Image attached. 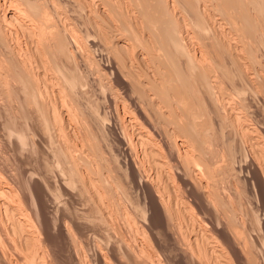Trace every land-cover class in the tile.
<instances>
[{"label":"rangeland","instance_id":"rangeland-1","mask_svg":"<svg viewBox=\"0 0 264 264\" xmlns=\"http://www.w3.org/2000/svg\"><path fill=\"white\" fill-rule=\"evenodd\" d=\"M26 1V2H25ZM41 1V2H40ZM43 1V2H42ZM56 1V2H55ZM70 1V2H69ZM89 1V2H88ZM106 1H108V4H107V2ZM116 1V2H115ZM118 1V2H117ZM123 1V2H122ZM139 0H111V1H109V0H87V2L85 1V0H49V1H47V0H31V2H30V0H13V2L10 4V2L9 1H7V2H5L4 0L2 1V0H0V74H1V76H0V175H3L4 177V179H5V181H6V183H7V185L10 187V188H13V189H11L12 190V192H11V190H9V191H6V192H4V191H0V217L2 218V219H4L5 220V222L7 223V221H9L10 220V218L11 217H9L10 215H8V214H10V213H8V212H5L4 211V209H6V208H4V206H6V205H4V203H7L8 205H12L13 207H15V210H16V208L17 209H20L21 210V212L23 211V212H25L26 214H28L27 216H28V218L31 220L30 222H32V223H30L29 221V225H31L32 226V224L34 225V226H30V228H28V227H25V231H23V229L22 228H20V230L22 231H19V229L18 228H16V230L17 231H15V233H14V237H15V239H16V243L18 244V243H21V241H22V247H21V244L19 245V246H17V247H19V248H16V246H15V248H16V250L14 249V248H11V247H9L8 248V251H10L9 252V255H11L10 256V260L13 262V264H20V263H18V262H20L19 260L20 259H18L19 257V255L20 254H22L23 255V253H22V251L25 253V254H31V252H33L34 253V250H37L38 251V247L40 248V252L38 253L37 252V254H38V256L40 257L41 255H42V253H43V259L40 257V260H42V262H44V261H46V263L47 264H49L50 262H51V260H52V263H50V264H53L54 262V260L53 259H56V261L55 262H58V263H54V264H77L78 262L80 263V264H148L149 262V260H151L152 259V261H153V263H154V261H155V264H195V261L194 260H190V259H188L187 261L186 260H181L182 258H180L181 256V253H180V251H179V246H183V247H185L186 245L187 246H189L190 244L191 245H195V242H193V240H194V237H198L199 235H200V237H203L202 239H204V236L206 235H208V236H211L212 235V237L214 236L215 238L217 237V234H218V237H219V239H220V236H222V235H220V234H222V233H224L225 231H226V233L224 234V235H229V233L227 232V230L226 229H224V226L225 227H227V223L229 224V225H231V226H233V225H235V221L237 222V226H242V228L244 229L243 231L244 232H246V233H243V231H241V227H240V230H239V228H237V230H239V231H237V232H239V234H241V233H243V234H245L244 236H243V234H242V236L243 237H245L246 235H247V237H249V235H251L252 233H254L255 232V234L257 233V231L255 230L256 228H258V215H261L260 213L262 212H260V213H258L257 212V208H258V205L257 204H255V203H257V197H256V195H257V192H256V189H255V186H254V184H249V182H251V179H252V177L253 176H251V179L249 180V178H250V174L252 175L253 173H250V172H253L252 170H253V164H250V162L253 160V158L257 155V157H258V155H259V157H258V159L260 160L261 158H263L264 157V155H263V157L261 156V154H263V153H259V154H257V153H255L254 151L256 150V149H254V143H256V139L259 141V143H261V145H263L264 144V138H263V135H264V130H261V129H264V115L262 116V113L264 114V104H262L263 102H262V100H264V99H260V97H264V92H262V91H264V58H262V57H264L263 55H264V28H263V26H264V24H262L263 22H264V9H261V7H260V4L258 3V1L257 0H244V2H243V0H238V1H235L236 3L234 4L235 5V7L241 2V5L243 4L244 5V7L246 6V7H248L249 5V11H248V8H246L245 7V11H241L240 10V7L239 6H241V5H238V8H237V10H240L241 12H245V14L243 13H241V14H238L239 15V17L236 19V17L238 16V15H235L236 13H237V11H236V9L234 8V11H231L230 9H229V7L227 8V10H228V15H226L223 11H222V7H221V5H220V3L222 2L221 0H219L220 2L218 3L217 2V0H201V3H200V1L199 0H194V3H193V5H191V1L189 2V1H184V0H161V3H162V5L164 4L163 2H170L169 3V10L171 9V7H172V12H173V10H174V13H175V15H177L176 16V19L178 18V20H179V22H181V24L183 25V26H185L186 25V27L188 28L186 31H188V33L190 32V31H192V32H190L189 33V35L191 34L192 35V33H194L193 34V36H195V37H193V36H191L190 35V37H193V39L194 40H196V42H197V44L199 45V43H200V47H201V49H203L204 48V50H202V51H204L203 53V55H205L204 57H202V56H200V58L202 59H200V58H198L199 57V55H201V54H199L200 52H199V50H196V49H198V45L197 46H195V51H194V53L195 52H197L196 53V58H195V56H194V53H193V47H191L192 45L191 44H189L190 43V41L189 40H187L188 39V37H186V32H185V30L182 32V36L185 38L184 39V42H183V40H182V42L183 43H186V45H190V47H191V49H190V53H191V56H192V58H191V56H189L188 54H186L185 53V51L187 52V48L186 47H188V46H184L185 47V49H184V47L182 46V48L183 49H181L180 47H179V50L177 49L176 50V48L174 47V46H170L169 45V43L168 42H165L164 40H165V38H162L161 40H163L162 42L164 43V45H162L163 43L160 41V38L159 37H161V36H163L164 37V35H163V32H162V29L160 28H158V35H157V33H156V31H157V28H155V26H154V29H152L153 27L151 26L150 27V25L151 24H153V22L151 23V19L149 18H147L146 17V20L148 21H145V17H144V15L143 14H145V15H148L149 13H152V14H149L150 16H152L153 18L156 16V14H157V12L158 11H156V10H158V8H162V5H160L161 7H156L157 9H155V11H154V8H152L153 6L155 7V5L156 4H154L155 2H156V0H154L155 2L153 3V1L152 0H140V2L142 3V4H140V2H138ZM146 1V2H145ZM147 1H149V2H147ZM160 2V0H157V2ZM163 1V2H162ZM202 1H207L206 3H204V2H202ZM248 1H250V2H248ZM23 2V3H22ZM35 2V3H34ZM36 2H38V3H36ZM50 2V3H49ZM106 2V3H105ZM113 2V3H112ZM133 2V3H132ZM153 3L154 5L153 6H151V4H149V3ZM156 2V3H157ZM199 2V3H198ZM243 2V3H242ZM6 3V4H5ZM14 3V5L15 4H17V5H21L22 7H24V8H27V9H30V7L29 6H31V4H35L36 6H40V8H42L41 7V5H45V10L46 9H48L49 11H46V12H48L49 14L48 15H54L55 17H56V19H54L55 17H53L52 18V16H51V18H52V20H51V23H52V21H53V23H52V28H53V30L55 31V32H52L53 30H52V28L50 27V26H48V25H43V27H41L40 29H41V31H40V29H38L37 28V25L35 26V25H33V23L32 22H30V20L32 19V18H29V16L31 15L32 16V14H31V11L29 12V14H27L28 12H26V14L24 15V17H23V20H22V22L21 21H18V22H16V20H14V21H9L8 20V22L6 21V22H4V21H2V20H4V18H5V16H3V14L4 15H6V13H7V11H10V9L12 8V4ZM22 3V4H21ZM48 3V4H47ZM53 3V4H52ZM57 3V4H56ZM83 3V4H82ZM99 3V4H98ZM115 3H117V7H116V5H115ZM119 3V4H118ZM131 3V4H130ZM147 3H148V6H146L147 5ZM161 3H158V4H161ZM180 3V4H179ZM198 3V4H197ZM209 3H210V5H209ZM213 5H212V4ZM248 3V5H245V4H247ZM40 4V5H39ZM50 4H52L51 6H49ZM59 4V5H58ZM70 4V5H69ZM78 4V5H77ZM95 4H96V6H95ZM114 6H113V5ZM173 4V5H172ZM191 5V7H189L190 5ZM198 5V9L196 10L194 7V5ZM208 4V5H207ZM259 4V5H258ZM11 5V6H10ZM24 5V6H23ZM59 7H58V6ZM61 5V6H60ZM84 5V6H83ZM86 5H88V6H86ZM91 5V6H90ZM103 5V6H102ZM106 7H105V6ZM123 5V6H122ZM149 5H150V7H151V9L153 10H151L150 9V7H149ZM172 5V6H171ZM205 5V6H204ZM215 5V6H214ZM219 5H220V7H219ZM242 5V6H243ZM256 7H255V6ZM4 6H6V7H4ZM49 6V7H48ZM80 6V7H79ZM89 6H90V8H89ZM93 6V7H92ZM111 6H112V8H111ZM120 6V7H119ZM164 6V5H163ZM175 6V7H174ZM199 6L202 8V10H201V8H199ZM206 8V9H204L206 12L205 13H207L206 15H205V18H209L207 21H206V25H205V27L203 28V29H198V31L196 30V32H197V34H196V32H194L195 31V29H197V28H199V27H197L196 26V23H195V21H194V19H195V14L194 13H200V14H205V13H203L204 11H203V8L204 7ZM213 6V7H212ZM47 7V8H46ZM89 8V9H87V8ZM116 7V8H115ZM124 9H123V8ZM147 7V8H146ZM209 7V8H208ZM232 7H234V6H232L231 5V9H232ZM244 7H241V9L242 8H244ZM260 7V8H259ZM50 8V9H49ZM53 8V9H52ZM57 8V9H56ZM115 8V9H114ZM121 8H122V10H121ZM145 9L144 10V12H143V9ZM192 8H194V10L196 11H194ZM221 10H220V9ZM254 8V9H253ZM59 9V10H58ZM95 9V10H94ZM108 9H110L109 11H108ZM118 9V10H117ZM120 9V10H119ZM138 9H140L141 11H142V13H141V11L140 10H138ZM159 9V11L160 12H158V16H161V15H159L160 13H165L164 11H166V9H164V8H162V9H164V11H162V9L160 10ZM190 9H192L193 10V12L190 10ZM214 11H213V10ZM261 9V10H260ZM52 10V11H51ZM57 10V11H56ZM89 10H91V11H89ZM100 10V11H99ZM115 10V11H114ZM150 10V12H148ZM178 10V11H177ZM209 10V11H208ZM211 10V11H210ZM216 10V11H215ZM220 12H219V11ZM233 10V9H232ZM68 11V12H67ZM119 11V12H118ZM208 11V12H207ZM229 11H231V12H233V13H235L234 15H235V17H234V15H233V17L237 20H234V18H233V21H236V22H234L235 24H233V21H232V14L231 13H229ZM250 13L249 15H247V13L248 12ZM252 11V12H251ZM256 11V12H255ZM94 12V13H93ZM97 12V13H96ZM99 12V13H98ZM111 12L112 13H114V14H111ZM117 12V13H116ZM121 12V13H120ZM124 14H123V13ZM127 12V17H126V13ZM132 12H134V13H132ZM155 12V13H154ZM213 12H215V13H213ZM239 12V11H238ZM261 12H263V13H261ZM101 13V14H100ZM105 13V14H104ZM120 13V14H119ZM129 13V14H128ZM136 13H138V14H136ZM148 13V14H147ZM163 13H162V15H163ZM167 13L168 12H166V15H167ZM181 13V14H180ZM225 14V16H223L222 14ZM240 13V12H239ZM258 13V14H257ZM90 14V15H89ZM92 14V15H91ZM94 14H96L95 16H94ZM98 14V15H97ZM125 16V18H123L124 16ZM142 14V16L144 17H142V16H140ZM153 14H155L154 16H153ZM229 14H231V15H229ZM256 16V17H254V15ZM263 14V15H262ZM29 15V16H28ZM60 15V16H59ZM62 15V16H61ZM65 15V16H64ZM100 15V16H99ZM115 15V18L113 17ZM136 15V16H135ZM148 15V16H149ZM186 16V18H185V16ZM207 15H209L208 17H207ZM216 15V16H215ZM241 15V16H240ZM260 15V16H259ZM30 16V17H31ZM59 16V17H58ZM105 16V17H104ZM120 16H123V17H120ZM157 16V17H158ZM163 16H165V14L163 15ZM184 16V17H183ZM194 16V17H193ZM215 16V19H219V23L221 24H213L216 20L213 18V17ZM244 18H248V16L250 17L249 19H247V21L248 20H250L251 19V24H250V22H248V23H246L247 21L245 20V19H243V17ZM27 17V18H26ZM58 17V18H57ZM62 17V18H61ZM97 17V18H96ZM109 17V18H108ZM120 17V18H119ZM151 17V18H152ZM188 17H189V19H188ZM193 17V18H192ZM220 17H222V19L220 18ZM223 17H224V19H223ZM228 17V18H227ZM230 17V18H229ZM252 17H253V20H252ZM257 17L259 18L258 20H257ZM127 18V19H126ZM130 18H131V21H132V24L134 25H132L130 22L131 21H129L130 20ZM180 18V19H179ZM6 19V18H5ZM61 19V20H60ZM89 19H90V21H89ZM97 19V20H96ZM102 19V20H101ZM112 19V20H111ZM125 19V20H124ZM137 19H141V20H137ZM142 19H143V21H142ZM185 19V21H183ZM213 19V20H212ZM231 21H230V20ZM57 22H56V21ZM62 21V22H59V21ZM65 20H67V21H65ZM151 20V21H150ZM212 20V21H211ZM263 20V21H262ZM64 21V22H63ZM119 21V22H118ZM125 21H127V23L125 22ZM145 21V22H144ZM149 21H150V24H149ZM183 21V22H182ZM189 21V22H188ZM211 21V22H210ZM241 21V22H240ZM254 21V22H253ZM4 22V23H3ZM25 24H24V23ZM55 22V23H54ZM75 22V23H74ZM95 22V23H94ZM107 22H109V23H107ZM121 22V23H120ZM138 22V23H137ZM141 22V23H140ZM192 23V25H191V23ZM210 22V23H209ZM229 22V23H228ZM253 22V23H252ZM258 22V23H257ZM8 23H9V25H8ZM11 23V24H10ZM13 23V24H12ZM23 25H22V24ZM31 23V24H30ZM58 23H60V24H58ZM63 23V24H62ZM71 23V24H70ZM73 23V24H72ZM106 23V24H105ZM125 25H124V24ZM144 23V24H143ZM146 23V24H145ZM185 23V24H184ZM238 23H240L241 25H237ZM243 23V24H242ZM255 23V24H254ZM22 26H21V25ZM27 24V25H26ZM77 24V25H76ZM95 24V25H94ZM97 24V25H96ZM140 24H143V26L142 25H140ZM148 24V25H147ZM187 24H188V26H187ZM228 24V25H227ZM234 26H233V25ZM260 24V25H259ZM59 25H60V27H59ZM75 26V27H73V26ZM116 25V26H115ZM121 25V26H120ZM129 25H131V27L129 26ZM135 25H136V28H139L138 29V31L140 32L141 31V34L140 35H142V33L144 34V36H146V37H144V36H140V37H142V39H145L146 38V40L144 41V40H141L140 41V37H139V43L138 44H136L137 42L136 41H134V40H132L131 42H132V45H131V43H129L128 44V46H129V48H130V50H129V53H127V51H124L125 52V54H124V52L123 51H121L120 50V54L118 55V59H116L117 58V55L116 54H118L119 52H118V50H117V48H116V45L115 44H117V39H120L121 41H128V42H130L129 40H127L126 38V36H128V38H129V36L131 35V32H130V30H132L133 28L132 27H135ZM236 25V26H235ZM245 25V26H244ZM253 25V26H252ZM2 26V27H1ZM5 26H7V27H5ZM27 26V27H26ZM46 26H48L46 29H45V27ZM68 26V27H67ZM100 26H101V28H100ZM118 26V27H117ZM129 28H128V27ZM138 26V27H137ZM140 26V27H139ZM224 26V27H223ZM230 26V27H229ZM239 26V27H238ZM240 26H241V28H240ZM262 26V27H261ZM26 27V28H25ZM59 27V28H58ZM61 27H63V28H61ZM65 27H67V29L65 28ZM73 27V28H72ZM150 29H149V28ZM191 27V28H190ZM217 29H216V28ZM220 27V28H219ZM222 27V28H221ZM235 27H236V29H235ZM252 27H253V29H252ZM3 28H6V29H3ZM16 28V29H15ZM22 28V29H21ZM24 28V29H23ZM42 28H44V30H42ZM51 29V31H50V29ZM97 28H99V29H97ZM107 30H106V29ZM122 28V29H121ZM132 28V29H131ZM143 29V31H142V29ZM193 28V29H192ZM225 28V29H224ZM232 28V29H231ZM238 28V29H237ZM256 28V29H255ZM263 28V29H262ZM11 29V30H10ZM56 29H58L59 31H61L62 29V31H64V32H59V31H57ZM61 29V30H60ZM69 29H70V31H69ZM104 29V30H103ZM116 29V30H115ZM128 29H130V30H128ZM217 30V32L215 31V30ZM231 29V30H230ZM240 29V30H239ZM248 29H249V31H248ZM28 30H29V32H28ZM32 30V31H31ZM48 30V31H47ZM68 30V31H67ZM119 30V31H118ZM146 30V31H145ZM227 30V31H226ZM234 30V31H233ZM240 31V34H239V31ZM242 30H244V31H242ZM245 30L247 31L246 33H245ZM251 30H252V32H251ZM258 30V31H257ZM6 31V32H5ZM9 31V32H8ZM35 31V32H34ZM42 31H43V33H42ZM99 31V32H98ZM103 33H102V32ZM105 31H107L105 34H106V36H104L103 34H104V32ZM120 31L122 32V33H120ZM148 31V32H147ZM223 31H224V33H223ZM229 31V32H228ZM262 31V32H261ZM6 34H5V33ZM32 32V33H31ZM39 32V33H38ZM46 32V33H45ZM48 32V33H47ZM59 32V33H58ZM69 32V33H68ZM115 32H116V34H115ZM160 32L162 33V34H160ZM235 32H236V34H235ZM34 33V34H33ZM63 33V34H62ZM74 33V34H73ZM99 33V34H98ZM125 33H127V35H123V34H125ZM154 33V34H153ZM184 33V34H183ZM228 33H230V34H228V36L229 37H231V38H229L228 36H227V34ZM40 34H42V35H40ZM47 34V35H46ZM52 34V35H51ZM58 34V35H57ZM76 34H77V36H76ZM122 34V35H121ZM199 34V35H198ZM211 34H212V36H211ZM221 34V35H220ZM246 36H245V35ZM252 34H254V35H252ZM72 35L73 36H75V38L73 37V39L71 38L72 37ZM120 35V36H119ZM149 35H151V36H149ZM185 35V36H184ZM199 36L198 38H196L197 36ZM205 35V36H204ZM226 35V36H225ZM239 35V36H238ZM241 35L243 36V37H241ZM249 35V36H248ZM42 37V39H41V37ZM58 36V37H57ZM62 36H63V38H62ZM106 37V38H104V37ZM109 36V38H107ZM119 36V37H118ZM248 36V37H247ZM252 36V37H251ZM256 38H255V37ZM7 37V38H6ZM30 37V38H29ZM39 37H40V39H39ZM66 37V38H65ZM118 37V38H117ZM144 37V38H143ZM148 37V38H147ZM149 37H151V40H150V38ZM152 37H153V39H152ZM167 37V36H166ZM202 37V38H201ZM208 37H209V39H208ZM213 37V38H212ZM215 37V38H214ZM221 37V38H220ZM226 37V38H225ZM237 37V38H236ZM246 38V40H245V38ZM250 37V38H249ZM28 38V39H27ZM50 40H49V39ZM77 38H79V39H77ZM103 38V39H102ZM113 40L112 42H110L111 41V39ZM187 38V39H186ZM200 38V40H198ZM205 38L207 39V40H209V43H208V41H206L205 40ZM220 38V39H219ZM241 38V39H240ZM6 39V40H5ZM31 39V40H30ZM45 39V40H44ZM48 39V40H47ZM61 39H63V40H61ZM76 40V42H75V40ZM132 39H134V38H132ZM213 39V40H212ZM227 40L228 39V43L225 41V40ZM237 39V40H236ZM238 39H240V40H238ZM244 39V40H243ZM255 39V40H254ZM7 40H8V42H7ZM40 40V42H43V43H40V42H38ZM52 40V41H51ZM55 40V41H54ZM74 42H73V41ZM85 40V41H84ZM105 40H106V42H105ZM147 40H150V41H148V43L150 44V42H151V47H152V49L150 48V51L148 50V48H149V46L145 49V44L146 43H144L143 44V42L142 41H144V42H147ZM159 40V41H158ZM198 40V41H197ZM203 40V41H202ZM221 42H220V41ZM223 40V41H222ZM248 40V41H247ZM32 43H31V42ZM94 41V42H93ZM156 43H158V44H156L155 46H154V42ZM200 41V42H199ZM205 41V42H204ZM211 41V42H210ZM243 41H245V42H243ZM250 41V42H249ZM11 42V43H10ZM35 42V43H34ZM62 43V44H64L65 45V48L63 49V48H61L60 46H59V44L58 43ZM102 42V43H101ZM104 42V43H103ZM134 42H136V43H134ZM222 42H223V45H225L224 47L223 46H221L222 45ZM230 42V43H229ZM241 44H240V43ZM249 42V43H248ZM57 43V44H56ZM75 43V44H74ZM113 44V46H112V44ZM162 43V44H161ZM165 43H167V47H165L166 46V44ZM208 43V44H207ZM220 43H221V45H220ZM245 45H244V44ZM248 45H247V44ZM3 44V45H2ZM26 44V45H25ZM39 44V45H38ZM44 46H43V45ZM108 44H109V46H108ZM135 45V47H134V45ZM142 44V45H141ZM204 46H203V45ZM207 45V48L205 47L206 45ZM211 44H212V46H211ZM215 44V45H214ZM228 44H232L231 45V47H230V45H228ZM236 44V45H235ZM31 45H33V46H31ZM36 45V46H35ZM77 45V46H76ZM107 45V46H106ZM139 45V46H138ZM148 44H146V46H147ZM160 47H158V46ZM202 45V46H201ZM217 45V47H215ZM228 45V46H227ZM80 46V47H79ZM86 46V47H85ZM114 46H115V48H114ZM157 46V47H156ZM211 46V47H210ZM235 46H239V47H237L239 50H237L236 48H235ZM245 46H247V48L245 47ZM257 46V48H258V50H257V48L255 49V47ZM4 47V48H3ZM39 47V48H38ZM42 47H44V48H42ZM76 47V48H75ZM110 47V48H109ZM112 47V48H111ZM134 47V48H133ZM155 47L156 48H158V50H156L155 49ZM214 47V48H213ZM223 47V48H222ZM234 47V48H233ZM245 49H244V48ZM250 47V48H249ZM254 47V48H253ZM27 48V49H26ZM37 48V49H36ZM55 48V49H54ZM72 48V49H71ZM144 48V49H143ZM165 48H167L168 50V52L166 51V49ZM218 50H217V49ZM225 48H226V50H225ZM228 48V49H227ZM229 48H231L230 50H229ZM252 48V49H251ZM29 49V50H28ZM43 49H45V50H43ZM155 49V50H154ZM181 49V50H180ZM206 49V50H205ZM209 49V50H208ZM212 49V50H211ZM214 49V50H213ZM221 49V50H220ZM223 49V50H222ZM236 49V51H234ZM4 50V51H3ZM135 51V54L133 53V51ZM139 50L141 51V52H139ZM144 50V51H143ZM146 50V51H145ZM151 50H153V52L151 51ZM182 50H184V52L182 51ZM219 50H220V52H219ZM224 50H225V52H224ZM259 51V52H257V51ZM32 51V52H31ZM38 51V52H37ZM160 51H162V52H160ZM169 51H171V52H169ZM218 52V55L220 54L221 55V57H220V59L222 58V63H221V60L219 61V60H217L218 58L216 57V55H215V53H217ZM223 51V52H222ZM228 51V52H227ZM234 51V52H233ZM238 51V52H237ZM255 51L257 52V53H255ZM23 52V53H22ZM28 52V53H27ZM34 52V53H33ZM46 52V53H45ZM114 52V53H113ZM118 52V53H117ZM123 52V53H122ZM160 52V53H159ZM164 52V53H163ZM207 52H208V54H207ZM213 54H212V53ZM228 54H227V53ZM246 52L248 53V54H246ZM78 53V54H77ZM81 53H82V55H81ZM127 53V54H126ZM138 53V54H137ZM148 53L150 54V55H148ZM172 54L173 56H171L170 54ZM193 53V54H192ZM223 53V54H222ZM230 53H232V54H230ZM238 53V55H236V54ZM240 53V54H239ZM254 53V54H253ZM13 54V55H12ZM16 54V55H15ZM22 54V55H21ZM24 54H26V55H24ZM42 54V55H41ZM123 54L125 55V56H127V57H123ZM130 54V55H129ZM134 54V55H133ZM161 54V55H160ZM176 54V55H175ZM212 54V55H211ZM260 54H262V56H259ZM18 55V56H17ZM35 55V56H34ZM45 55V56H44ZM52 55V56H51ZM89 55V56H88ZM113 55H115L116 56V58H115V56H113ZM139 55V56H138ZM144 55V56H143ZM147 55V56H146ZM152 55V56H151ZM153 55H155L154 57H153ZM159 55V59H158V56ZM208 55V56H207ZM213 55H215L214 57L215 58H213V59H216V61L215 60H213L212 59V57L211 56H213ZM217 55V56H218ZM219 55V56H220ZM223 55H224V57H223ZM240 55V56H239ZM242 55V56H241ZM253 55V56H252ZM5 56V57H4ZM24 56V57H23ZM39 56V57H38ZM88 56V57H87ZM163 56V57H162ZM165 56V57H164ZM194 56V57H193ZM210 56V57H209ZM218 56V57H219ZM226 56V57H225ZM232 56V58H230ZM241 57V59L239 58V57ZM248 56V57H247ZM257 56V57H256ZM2 57H4V58H2ZM20 57V58H19ZM43 57V58H42ZM48 57V58H47ZM77 57V58H76ZM114 57V58H113ZM119 57H120V59H121V57L124 59L125 58V60H123V59H121L120 61H119ZM139 59H138V58ZM152 57V58H151ZM182 59H181V58ZM184 57H185V59H184ZM191 58V63H187V62H190V58ZM228 57V58H227ZM237 57V58H236ZM245 57V58H244ZM253 57V58H252ZM254 57H256V58H254ZM26 58V59H25ZM37 60H36V59ZM50 58V59H49ZM111 58V59H110ZM156 58H157V60H156ZM161 58H162V60H161ZM164 58V59H163ZM194 58V59H193ZM200 59V61L198 60V59ZM205 58V59H204ZM211 58V59H210ZM234 58V59H233ZM244 58V59H243ZM250 58V59H249ZM261 58V59H260ZM23 59V60H22ZM41 61H40V60ZM48 59V60H47ZM90 59V60H89ZM116 59V60H115ZM130 59H131V61H130ZM152 59V60H151ZM238 59V60H237ZM259 59V60H258ZM12 60V61H11ZM28 60H29V62H28ZM42 60H43V62H46V63H42ZM88 60H89V62H88ZM119 62H118V61ZM126 60H127V62H126ZM187 60V61H186ZM189 60V61H188ZM196 62H195V61ZM207 60V61H206ZM208 60H209V62L212 60V61H214L215 63H213L212 61V63H213V65L215 66V68L216 69H214V71H213V66H211V64H209V62H208ZM225 60V61H224ZM229 62H228V61ZM240 60H241V62H240ZM6 61V62H5ZM59 61V62H58ZM91 61V62H90ZM93 61V62H92ZM114 61V62H113ZM115 61H116V63H115ZM140 61V62H139ZM151 61H153V62H151ZM178 61V62H177ZM199 62V64H198V62ZM226 61H227V63H226ZM235 61H236V63H235ZM258 61V62H257ZM260 61V62H259ZM4 62V63H3ZM36 64H35V63ZM39 62V63H38ZM50 62V63H49ZM64 62V63H63ZM67 62V63H66ZM86 62V63H85ZM117 62L118 63H121V64H117ZM125 62V63H124ZM142 62H143V64H142ZM163 62V63H162ZM180 62H181V64H180ZM195 62V63H194ZM204 63V66H206V67H204L205 69L207 68V66H208V68L209 67H211V71H210V68H209V72H208V74H210L211 75V77H213L216 73H217V71L219 72V73H217L218 74V76L216 77V75L214 76L215 78H216V80L217 79H219L220 78V80H222L221 81V83L222 84H224L223 85V89H224V91L223 92H220L222 89H218L219 88V86H218V84H220V83H217L216 85L218 86V88L217 87H215L214 88V86H215V84L213 85V86H211V85H209L208 83H206V82H208V80H209V78H207L208 80L207 81H205L204 80V78L202 77V73L204 72H201L200 70V67L198 66V65H200L201 63ZM218 62H220V63H218ZM239 62V63H238ZM253 62V63H252ZM38 63V64H37ZM42 63V64H41ZM56 63V64H55ZM66 63V64H65ZM92 63V64H91ZM115 63V64H114ZM167 63V64H166ZM169 63V64H168ZM182 63H183V65H182ZM205 63L206 64H208V65H205ZM218 63V64H217ZM249 63V64H248ZM251 63L253 64V65H251ZM15 64V65H14ZM34 64V65H33ZM46 64V65H45ZM58 64V68H57V65ZM61 64V65H60ZM74 66H73V65ZM97 64V65H96ZM100 64V65H99ZM122 64H123V66H122ZM160 64V65H159ZM162 64H164V66L162 65ZM185 64V65H184ZM193 64V65H192ZM197 64V65H196ZM228 64V65H227ZM244 64V65H243ZM246 64V65H245ZM259 64V65H258ZM262 64H263V67H262ZM21 65V66H20ZM30 65V66H29ZM37 65V66H36ZM40 65V66H39ZM45 67H44V66ZM50 65V66H49ZM117 65V66H116ZM121 65V66H120ZM142 65V66H141ZM189 65H190V67H189ZM197 66L196 68L197 69H194L195 67H193L192 69H190L192 66ZM218 65H219V67H218ZM222 65V66H221ZM243 65V69H241V66ZM10 66V67H9ZM19 66V67H18ZM22 66H24L25 68H23ZM47 66V67H46ZM64 67L65 68V72L64 71H62V67ZM119 66H120V68H119ZM149 66V67H148ZM155 66V67H154ZM159 66V67H158ZM166 66H168V67H166ZM177 67V69H178V71H180V73L179 72H175V70H177L176 69V67ZM230 68H229V67ZM233 66V67H232ZM254 66H255V68H254ZM29 67V68H28ZM112 67H114V68H112ZM119 68L118 69V71H117V68ZM124 67V68H123ZM131 67V68H130ZM139 67V68H138ZM169 67L171 68V69H169ZM187 67V68H186ZM199 67V68H198ZM22 68V69H21ZM30 68H32L31 70H30ZM33 68H35V69H33ZM37 68H41V69H37ZM43 68V69H42ZM51 68H53L54 70H55V73H54V70L52 69V72H50L51 71ZM60 68V69H59ZM100 68V69H99ZM146 68V69H145ZM159 68V69H158ZM208 68H207V70H208ZM240 68V69H239ZM245 68H246V70H245ZM248 68V69H247ZM263 68V69H262ZM6 69V70H5ZM138 69V70H137ZM163 69H164V71H165V73H164V71H163ZM183 69V70H182ZM204 69V70H205ZM254 69V70H253ZM13 72H12V71ZM26 70V71H25ZM47 70V71H46ZM49 70V71H48ZM100 70V71H99ZM122 70V71H121ZM124 70V71H123ZM127 70V71H126ZM136 70V71H135ZM154 70V71H153ZM158 70H160L159 72H158ZM188 70V71H187ZM190 70H192V71H190ZM216 70V71H215ZM10 71V72H9ZM23 71V72H22ZM36 73H35V72ZM115 71L120 75H116L115 74ZM131 71V72H130ZM144 71V72H143ZM157 71V72H156ZM166 71H168V72H166ZM170 71V72H169ZM172 71L174 72L173 74H172ZM186 73H185V72ZM215 72V73H213V72ZM252 71V72H251ZM21 72V73H20ZM34 74V76H33V74ZM40 72H41V74H40ZM44 72H46V73H44ZM122 72H123V74H122ZM139 74H138V73ZM147 73V75H146V73ZM184 73L185 74V76H184V74L183 75H181V73ZM193 74H192V73ZM197 72V73H196ZM198 72H200V73H198ZM262 72V73H261ZM13 73V74H12ZM100 73V74H99ZM108 73V74H107ZM125 73V74H124ZM127 73V74H126ZM129 73V74H128ZM151 73V74H150ZM152 73H153V75H152ZM161 73V74H160ZM163 73H164V76H163ZM178 75H177V74ZM236 73V74H235ZM263 74V76H261V75H259V74ZM29 74V75H28ZM39 75V76H37V75ZM43 74H45V75H43ZM56 76H55V75ZM94 74V75H93ZM99 74V75H98ZM133 74V75H132ZM150 76H149V75ZM168 74L169 75H171V76H168ZM192 74V75H191ZM196 74H200V75H198L197 77H196ZM214 74V75H213ZM222 74V75H221ZM243 74V75H242ZM255 74V75H254ZM124 75V76H123ZM127 75V76H126ZM135 75V76H134ZM138 75H140V76H138ZM209 75V76H210ZM42 76H44V79L42 78ZM50 76V77H49ZM55 76V77H54ZM59 76V77H58ZM73 76H74V79H73ZM129 76H131V77H129ZM165 76H168V77H165ZM202 77V80L200 79V77ZM223 76V77H222ZM245 76V77H244ZM249 76H251V77H249ZM260 76H261V78H260ZM15 77V78H14ZM48 77V78H47ZM70 77V78H69ZM110 77V78H109ZM117 77H119V78H117ZM121 77V78H120ZM124 77V78H123ZM133 77V78H132ZM145 77V78H144ZM147 77H150V78H148L147 79ZM152 77V78H151ZM160 77V78H159ZM171 77V78H170ZM174 77H177V78H174ZM185 77H187V80H185ZM213 77V78H214ZM230 77H231V79H230ZM248 77H249V79H248ZM255 77V78H254ZM18 78V79H17ZM39 78V79H38ZM51 79V81H50V79ZM57 78H58V80H57ZM130 78L132 79V80H130ZM139 78V79H138ZM141 78V79H140ZM155 80H154V79ZM174 78V79H173ZM180 78H182L181 80H180ZM214 78V79H215ZM225 78V79H224ZM246 78V79H245ZM262 78H263V80H262ZM10 79V80H9ZM34 79V80H33ZM49 79V82L47 81ZM60 79V80H59ZM118 79H120L121 80V82H120V80L118 81ZM128 79H129V83L130 84H128ZM156 79H157V81H156ZM176 79V80H175ZM199 79V80H198ZM212 79V78H211ZM210 79V80H211ZM239 79V80H238ZM250 79H252V80H250ZM256 79V80H255ZM261 79V80H260ZM8 80V81H7ZM23 80V81H22ZM36 80V81H35ZM41 80V81H40ZM52 80H53V82H52ZM134 80H136V81H134ZM150 80V81H149ZM161 80H162V82L163 83H161ZM189 80V81H188ZM209 80V81H210ZM220 80H218L217 82H220ZM236 80V81H235ZM238 80V81H237ZM250 80V81H249ZM257 81V80H259V81H261L260 83L257 81V82H255V81ZM46 81V82H45ZM123 81V82H122ZM141 81V82H140ZM148 81V82H147ZM152 81H153V83L154 84H156L155 85V87L153 88V87H151V86H154V84L153 85H148V84H152ZM160 81V82H159ZM177 81H179V82H177ZM182 81H183V83H182ZM194 81V82H193ZM198 81H200V82H198ZM227 81V82H226ZM262 81H263V83H262ZM5 82V83H4ZM48 82V83H47ZM62 82V83H61ZM119 82V83H118ZM137 82V83H136ZM140 82V83H139ZM146 82H147V85H148V87H150L149 89H148V87H145L146 86ZM168 84H167V83ZM170 82V83H169ZM173 82L175 83V84H173ZM185 82H187V85L189 86L188 87V89H189V91H192V93H191V97H192V95H194L192 98H190V92H189V94H188V92H186V88H184L185 86L184 85H182V84H184ZM204 82V83H203ZM238 82V83H237ZM240 82H241V84H240ZM251 82V84H249ZM7 83H10V84H8L7 85ZM29 83V84H28ZM37 83H38V85H37ZM40 83V84H39ZM46 83V85H45V87H43L44 86V84ZM51 83H54V84H51ZM127 83V84H126ZM135 83V84H134ZM139 83V84H138ZM206 83V84H205ZM212 83V82H211ZM216 83V82H215ZM227 83V84H226ZM235 83V84H234ZM24 84V85H23ZM34 86H33V85ZM51 84V85H50ZM59 84V85H58ZM129 85L128 86V88H127V86H125V85ZM133 85V87L132 88H130L132 85ZM142 84V86H144V88H146L145 90H144V88L142 89V86H138V85H141ZM221 84V85H222ZM253 84V85H252ZM259 84H261L262 86L261 87H263L262 88V90L261 89H259V88H261L260 87V85ZM14 85V86H13ZM50 85V86H49ZM55 85V86H54ZM138 86V88H137V86ZM176 85H178V86H176ZM206 85H208V86H206ZM239 85V86H238ZM251 85H252V87H251ZM5 86V87H4ZM39 86V87H38ZM47 86V87H46ZM175 88V86H176V91L174 90V88ZM193 86V87H192ZM208 88V89H210L211 87H213L211 90H208L206 87ZM230 86H231V88H230ZM253 86H256L255 87V90H253ZM259 86V87H258ZM37 87L39 88V89H37ZM141 87V88H140ZM168 87L169 88H171L170 90H171V92H169L168 94H166V92L165 91H170L169 89H168ZM227 87H229V88H227ZM46 88H48V89H46ZM52 88V89H51ZM112 88V89H111ZM154 89V92L155 93H153L152 94V91H153V89ZM167 88V90H165ZM203 88V89H202ZM221 88V87H220ZM257 88V89H256ZM42 89V90H41ZM58 89V90H57ZM60 89V90H59ZM64 89V90H63ZM172 89H173V91H172ZM193 89H194V91H193ZM213 89H214V91H213ZM226 89H227V93L225 92L226 91ZM230 89V90H229ZM250 89V90H249ZM260 91H259V90ZM36 90H38V96H37V94H36ZM48 91L47 93H46V91ZM114 90V91H113ZM138 90V91H137ZM141 90V91H140ZM144 90V91H143ZM152 90V91H151ZM178 90V91H177ZM218 90H219V92H218ZM254 92H253V91ZM256 90H258V91H256ZM39 91L41 92V94L39 93ZM50 91L52 92V93H50ZM55 91V92H54ZM59 91H61V92H59ZM65 91V92H64ZM137 91V92H136ZM150 91V92H149ZM180 91V92H179ZM232 91V92H231ZM255 91H256V93H255ZM32 92H33V94H32ZM44 92V93H43ZM63 92V93H62ZM68 92V93H67ZM139 92V93H138ZM143 92L144 93H151L150 94V97H149V95H148V93H147V95L146 94H144L143 95ZM156 92H158V93H156ZM172 92H175V93H172ZM184 92V93H183ZM185 92H186V96H188L192 101H193V104H192V101L188 98V97H186L185 96ZM230 92V93H229ZM28 93H31V94H28ZM43 93V94H42ZM55 93V94H54ZM61 93V94H60ZM67 95H66V94ZM113 93H114V95H116V96H113ZM138 93V94H137ZM141 93V94H140ZM177 93V94H176ZM183 93V94H182ZM229 93V94H228ZM260 95H262V96H260ZM262 93V94H261ZM12 94V95H11ZM15 94V95H14ZM40 94V95H39ZM51 94V95H50ZM132 94V95H131ZM158 94V95H157ZM164 94H166L165 96H164ZM170 94V95H169ZM175 94V96H174V98H172V96ZM178 94H179V98H182V97H180V96H182V95H184V97L183 98H188L189 99V103H188V105H190V103L193 105H191V108H193L192 109V111H193V113H194V111L196 110L195 108L196 107H198V109H197V114H199V112H201V111H203L201 114L202 115H200V116H202L203 117V114L205 115V113L207 114V116L205 117L204 116V118H200V117H195V116H197V115H192V112H191V109L189 110V108H186V111H187V109L190 111H188L189 112V114L191 113V115H189L187 112H185V110H184V107H182L183 109H181V112H183L182 114H181V112H180V109H179V107H178V105L176 104V103H178L179 104V102H180V99H178L177 97H176V95L178 96ZM197 94H199V95H197ZM258 94V95H257ZM7 95V96H6ZM32 95V96H31ZM45 95V96H44ZM56 95V96H55ZM64 95V96H63ZM90 95H91V97H90ZM128 95V96H127ZM163 95V96H162ZM172 95V96H171ZM196 95V96H195ZM235 96V99L233 98L234 96ZM253 95V96H252ZM23 96V97H22ZM29 96V97H28ZM49 96V97H48ZM69 96V97H68ZM84 96V97H83ZM111 96H113V98L111 97ZM126 96V97H125ZM145 96H147L148 98H146ZM152 96V97H151ZM153 96H154V98H153ZM159 96H160V98H159ZM166 96L168 97L169 96V98L167 99L166 98ZM201 96V97H200ZM212 98H211V97ZM233 96V97H232ZM38 97V98H37ZM61 97V98H60ZM67 97V98H66ZM111 97V98H110ZM114 97H115V99H114ZM119 99H118V98ZM128 97H131V99L130 98H128ZM156 97V98H155ZM206 97V98H205ZM231 97V98H230ZM237 97V98H236ZM175 101H178L179 100V102H175V104H174V101L172 102V99ZM176 98V99H175ZM185 98V99H186ZM195 98H198V101L200 100V99H202V100H204V102L206 103H199L198 104V102H197V99H195ZM200 98V99H199ZM209 98H211L212 99V101L210 102V100L211 99H209ZM248 98V99H247ZM29 99V100H28ZM63 99V100H62ZM66 99V100H65ZM111 99H112V101H111ZM121 99V100H120ZM129 99V100H128ZM135 100L136 101V99H137V103L138 104H140L139 106H142V107H140V108H142V109H144L145 111H147L148 112V114L146 113V112H144V113H146L149 117H153V118H151V120L153 119V125H154V123H158V124H156L157 126H153L154 127V129L156 130V133L158 134L159 133V135L158 136H156V143H157V141H158V139H159V141H158V143H157V145L158 146H156L157 148H159L160 150H161V153H163V154H158V155H160V157L159 158H156V159H163V156H165V157H168V160L169 161H171L172 159H171V157H169V156H171V149H173V148H171L172 147V145L173 144H170L171 146L169 147V146H167V147H164L165 145L164 144H162L163 143V141H164V143H165V141H169L168 139L169 138H171L170 139V141L169 142H174V140L172 141V138L173 137H175V138H177L176 140L178 141V145H179V147H180V142L179 141H181V139L179 138L178 139V136L177 135H174V134H176V133H174V132H172L171 130H169L168 132H167V130H166V132H165V130H164V128L162 129V126H164L165 124H166V118H165V122H163L164 121V119H163V116L164 117H166V114H167V112L171 109V107L173 108V106L175 107L172 111H175V112H177L176 110H178V115H181V116H184V118L186 119L184 122L182 121V119L180 120V118H183V117H181V116H179L178 118L179 119H175L174 121H175V123H174V121L173 122H171V123H174V124H172V125H170L169 126V122H170V120H168L169 122H167V125H165L164 127H170V128H168V129H171V128H176V126H177V129H178V132H179V128H178V122L180 123V122H182V124L183 123H185L186 121V123H188L189 122V118L188 117H190L191 119H190V121H193V120H197V123L195 124V125H198L200 128H202V129H200V128H198L197 130H199V131H196V129H193L194 128V126H193V124L195 123V122H189V123H191L192 125H190L189 123V125L192 127V128H190V126H189V128H190V132H192V133H190L191 135V137L190 136H188L189 137V139H188V137H187V140L188 141H190V138H191V140L193 139V135H194V138H196L195 140L197 141H195L196 143H194V140H192V142L190 141L189 143H193V144H195V147H196V145H198L197 143H200L201 142V140H203L202 141V143H206V142H208V145H207V143L205 144L207 147H206V153H205V158L206 159H209L210 157H213L214 158V156H213V154L216 156L217 154H218V156L219 157H217V158H215V159H217V160H215V164L217 165V163L216 162H218V160H219V162H218V164H220V162L223 160V157H224V161H225V163L226 162H232L231 164L229 163H226V165H225V163H224V161L221 163V164H224L225 165V167H223L224 165H220V167H221V170H223L224 168V170L223 171H221L220 172V169H219V172H218V170H216V177H215V181L216 182H213L212 180H214V179H212V180H210V182L212 183H210L209 182V186L207 187V188H204V191L205 192H210L208 195L210 196V201L212 200L213 201V203H212V207L211 208H207V206L205 205V204H210L211 205V202L209 203V202H207V203H205L204 201V199L202 198V197H200L201 199H203V201L202 200H200V198H194L193 196H195L194 194H197L198 192L196 191V193H194L195 191H193V189L191 190V188H190V186L189 185H186V186H184L185 184L181 181H178L177 179H178V177L179 176H184L185 177V174H186V176L189 178V179H191V175H192V180L194 179V178H197L194 174H191V172H190V174L188 173V172H185V171H188L189 170V168L186 166V165H184V167L182 168V165H181V167H180V165H177L178 163H175L173 160L170 162L171 164V166H173L174 164V166L173 167H171L170 168V166H168V167H166V168H164L163 169V167H162V171L160 170L161 169V165L158 167V166H156V162H153V161H155L156 159L154 158V157H156L155 155L153 156V154H155L154 152H153V154L152 155H150L148 152L150 151V150H148L149 148H152V146H153V144H154V142H153V144H148V147H146L147 148V151L148 152H145L144 150H146V148H145V145L146 144H140V143H132V146L130 145V146H128V147H130L129 149H131V151H132V153H134V151L136 150L137 152H135V154H136V156H137V158L136 159H138V164L140 163V161L142 162V163H144V165L142 164V163H140V164H142V165H139L138 166V168L140 169V171L138 172V174L141 176V177H143V176H147L148 177V180L149 181H153L152 183L160 190V192H161V194H163V189L162 188H160L161 186H167V187H169V186H171L169 189H167L166 188V190H168L166 193L167 194H164V195H166L164 198H167V197H169V199L167 198L166 199V201L168 202V205H169V203H170V205H169V207L172 209V210H170L171 212V216H170V221L168 222V220H166V218L164 217V219L165 220H163V222H166L165 224L167 225V222H168V225L170 224V223H172V227H174L173 229L174 230H172V231H175V232H173V233H176V232H179L180 233V231H181V234H183L184 233V235H183V238H182V236H180L181 234H178V233H176V234H174V236L175 237H178L179 236V238H177V240H178V242H179V239H180V237H181V240H180V242L178 243L177 241H172V242H170V240L169 239H167L166 237H164L165 236V233H163V234H161V236H160V233L161 232H163L162 230H160V228H158L159 226H160V223H159V225H157V221H156V223H155V225L153 224V226L157 229L158 228V231L152 226V229H154V231L150 228L151 226H149V225H146L147 223V221H146V219H143L144 218V215H143V212H142V208L141 207H143L142 205H144V204H142V201H144L145 202V200L148 198L149 200H150V196H148L147 195V193L149 194V192L146 190L147 189V186L146 185H144V184H142V183H140L141 184V187H140V184L139 185H135L136 183H134V181L130 178V176L128 175V174H130L131 176H132V174H131V168L130 169H128L129 168V163L128 162H130L129 160H130V156L128 157L127 155H128V153H129V149H127L128 147L126 146V145H128V143H127V139L126 138H128V137H134V138H136V136H137V129H138V126H136V127H133V126H129V124L127 125V123L128 122H126V120L128 121V119H130V117H128L129 115L131 116V117H133V116H135L134 114H132V113H135V112H137V113H135L136 114V116L135 117H137V115H140L139 114V112L135 109V107H134V104L132 103V101L131 100ZM148 99V100H147ZM170 99V100H169ZM178 99V100H177ZM184 99V100H185ZM230 100L231 101V103L229 104L228 103V100ZM232 99H234V100H232ZM57 100V101H56ZM142 100V101H141ZM152 100V101H151ZM163 100V101H162ZM165 100V101H164ZM167 100V101H166ZM196 100V101H195ZM219 100V101H218ZM221 100H224V101H221ZM239 100V101H238ZM3 101V102H2ZM8 101V102H7ZM41 101V102H40ZM58 101H60V102H58ZM64 103H63V102ZM71 101V102H70ZM116 103H115V102ZM146 101V102H145ZM149 101V102H148ZM155 101V102H154ZM159 101H161V102H165V107L163 106V104L161 103V102H159ZM172 102L173 104H170V102ZM187 101V100H186ZM209 101V102H208ZM29 102V103H28ZM48 102V103H47ZM123 102H125V103H123ZM167 102H169V104L167 103ZM188 102V101H187ZM197 102V103H196ZM200 102V101H199ZM208 102V103H207ZM235 102V103H234ZM237 102V103H236ZM249 102V103H248ZM8 103V104H7ZM58 103V104H57ZM65 103H67L66 105L67 106H70V109L72 108V111H73V113H72V111L70 110V111H67L68 109H67V106H65ZM72 103V104H71ZM114 103H115V105H114ZM155 103V104H154ZM158 103L161 105L162 104V108H160L159 106L160 105H158ZM196 103V104H195ZM213 103V104H212ZM224 103H225V105H224ZM233 103V104H232ZM240 103V104H239ZM6 104V105H5ZM44 104V105H43ZM54 104L56 105V106H54ZM68 104H70V105H68ZM77 104V105H76ZM116 104H118V106H116ZM133 104V105H132ZM146 104V105H145ZM147 104H149L148 106H147ZM167 104H168V108H167ZM194 104H195V106H194ZM204 106L206 109V111H204V109H203V107L201 106ZM204 104V105H203ZM208 104L210 105V106H208ZM12 105V106H11ZM50 105V106H49ZM74 107H73V106ZM123 107H122V106ZM125 105V106H124ZM156 105H157V107H156ZM172 105V106H171ZM197 105V106H196ZM212 105H214V106H216L217 105V107H214V106H212ZM225 107H224V106ZM227 105V106H226ZM229 105H233L232 107L231 106H229ZM252 105V106H251ZM147 106V107H146ZM210 107V111H211V117H214V118H211L210 117V114H209V117H208V113H210V111H209V108L208 107ZM229 106V107H228ZM239 106V107H238ZM261 106V107H260ZM30 107V108H29ZM38 107V108H37ZM53 107H55V108H53ZM56 107H57V109H58V112H57V109H56ZM63 107V108H62ZM116 107L118 108V109H116ZM127 109H126V108ZM133 107V108H132ZM153 107V108H152ZM158 107H159V109L161 110V109H163V110H161V111H164L165 112V114H160V112H159V114H158ZM165 108V110H164V108ZM176 107H177V109H176ZM190 107V106H189ZM199 107L201 108V109H203V110H201V109H199ZM213 107V108H212ZM260 107V108H259ZM27 108V109H26ZM61 108L63 109V110H61ZM69 108V107H68ZM149 108H151L150 110H149ZM157 108V109H156ZM170 108V109H169ZM207 108H208V111H207ZM217 108H218V110H217ZM221 108V109H220ZM225 108V109H224ZM4 109V110H3ZM53 109V110H52ZM60 109V110H59ZM114 109V110H113ZM168 111H167V110ZM176 109V110H175ZM220 109V110H219ZM230 109V110H229ZM231 109H233V111L231 112ZM249 109V110H248ZM27 110V111H26ZM79 112H78V111ZM90 110V111H89ZM119 110V111H118ZM124 110V111H123ZM132 110V111H131ZM143 110V111H144ZM183 110V111H182ZM200 110V111H199ZM215 110H216V112H215ZM237 111V113H236V111ZM118 111V112H117ZM126 111V112H125ZM134 111V112H133ZM157 111V112H156ZM221 111L223 112L222 114H221ZM254 113H253V112ZM256 111V112H255ZM257 111H260V112H257ZM45 112V113H44ZM53 112V113H52ZM56 112L57 113H61V115H63V116H61L60 115V113L59 114H56ZM119 112H121V114L119 113ZM128 112H131V114L133 115H131L130 113H128ZM163 112V113H164ZM170 112V111H169ZM208 112V113H207ZM238 112H239V114H238ZM251 112V113H250ZM44 113V114H43ZM75 113V114H74ZM79 113V114H78ZM118 113L120 114V116L118 115ZM128 113V114H127ZM156 113V114H155ZM185 113L186 114H188V116H185ZM196 113H194V114H196ZM219 115H218V114ZM241 113V114H240ZM248 113V114H247ZM261 113V114H260ZM54 114H56V116L55 117H57V120H56V118L55 117H52ZM74 114V115H73ZM157 114H158V116H157ZM184 114V115H183ZM228 114V115H227ZM242 114L244 115V116H242ZM260 114V115H259ZM60 115V116H59ZM70 115V116H69ZM73 115V116H72ZM76 115H78V116H76ZM114 115V116H113ZM125 115V116H124ZM161 115V116H160ZM213 115V116H212ZM232 115H233V117H232ZM236 117H235V116ZM238 115H239V117H238ZM74 116L75 117H78V120L76 119V118H74ZM116 116H118L119 118H120V120H119V118L118 117H116ZM121 116H123V117H121ZM141 116V115H140ZM193 116H194V119H193ZM199 116V115H198ZM222 116V117H221ZM224 116V117H223ZM226 116V117H225ZM230 116V117H229ZM245 116H247V118H245ZM249 116V117H248ZM51 117V118H50ZM62 117V118H61ZM70 117V118H69ZM93 117V118H92ZM125 117V118H124ZM159 117V118H158ZM187 117V118H186ZM207 117H208V120H209V122L206 120L207 119ZM217 119H216V118ZM219 117V118H218ZM238 117V120L239 121H241L243 118V120H244V122H245V124H244V122L243 121H241V122H239L236 118ZM240 117H243L242 119L240 118ZM254 117V118H253ZM39 118V119H38ZM48 118V119H47ZM58 118H61L62 120L60 121V119H58ZM74 118V119H73ZM89 118V119H88ZM124 118V119H123ZM139 118L142 120V118L141 117H139L138 116V120H139ZM183 118V119H184ZM198 118V119H197ZM234 118V119H233ZM51 119V120H50ZM116 119V120H115ZM122 119V120H121ZM201 121H200V120ZM231 119V120H230ZM241 119V120H240ZM247 119V120H246ZM255 119V120H254ZM261 119V120H260ZM4 120V121H3ZM54 120H56V122L54 121ZM73 120V121H72ZM79 122V123H77V121ZM91 120V121H90ZM180 120V121H179ZM203 120H206L207 122H208V125H206L207 127L208 126H211L212 128H206V126L204 127V125L205 124H207V123H205V121L203 122ZM215 120V121H214ZM226 120V121H225ZM234 120H237L238 121V123L236 124V122L234 121ZM251 121V123L249 122V121ZM44 121V122H43ZM52 121H54V122H52ZM59 121L61 122V123H59ZM67 121V122H66ZM87 121V122H86ZM89 121V122H88ZM125 121V122H124ZM161 121V122H160ZM178 121V122H177ZM213 121V122H212ZM218 121V122H217ZM254 121V122H253ZM85 122V124L83 125V127H82V123H84ZM141 122V121H140ZM142 122H143V120H142ZM228 122V123H227ZM40 123V124H39ZM54 123V124H53ZM64 123V124H63ZM97 123V124H96ZM108 123V124H107ZM115 123V124H114ZM122 123H124V124H122ZM163 123H164V125H163ZM169 123V124H168ZM185 123V124H186ZM201 123V124H200ZM204 123V124H203ZM209 123H211L212 125L214 124L215 126H212L211 124H209ZM219 125H218V124ZM224 123V124H223ZM68 124V125H67ZM90 124H92L91 126H92V128H91V126H90ZM94 124V125H93ZM176 124V125H175ZM203 124V126H201ZM237 125V127L235 126V125ZM250 124V125H249ZM101 125V126H100ZM103 125V126H102ZM125 125L128 127L129 126V129L127 128V131H129V132H126V134H125V131H124V129H125ZM159 125V126H158ZM174 125V126H173ZM218 125V126H217ZM239 125V126H238ZM245 127H249L250 129H252V130H257L256 128L258 127V129H260V132H256V131H254L255 133H257L256 134V137H258V138H254L255 140H253V139H249V138H251L249 135H248V133L246 134V133H244L246 130L244 129V126ZM260 125V126H259ZM40 126V127H39ZM64 126V127H63ZM70 126H72L71 128H70ZM80 126V127H79ZM240 126H242L243 127V129L240 127ZM253 126V127H252ZM257 126V127H256ZM62 127V128H61ZM86 127H88L87 129H86ZM107 127V128H106ZM130 127H133V128H130ZM156 127H159L158 129H156ZM218 127V128H217ZM255 127V128H254ZM260 127V128H259ZM66 128V129H65ZM101 128V129H100ZM136 130H135V129ZM161 128V129H160ZM166 128V129H167ZM196 128V127H195ZM206 128V129H205ZM254 128V129H253ZM98 129V130H97ZM134 129V130H133ZM193 129V130H192ZM207 130V129H209L207 132H204L205 130ZM221 129H224L223 131L221 130ZM242 129V130H241ZM40 130V131H39ZM74 130V131H73ZM81 130V131H80ZM126 130V129H125ZM131 130L132 131H134V132H136V133H133V132H131ZM157 130L159 131V132H157ZM192 130V131H191ZM201 130H203V132L201 131ZM217 130H219L218 132H217ZM61 131V132H60ZM160 131H164V132H162V133H160ZM177 131V130H176ZM193 131H195V132H197L196 134H195V132H193ZM221 131V133H219ZM240 131V132H239ZM241 131H244V132H241ZM44 132V133H43ZM67 132V133H66ZM70 132V133H69ZM116 134H115V133ZM171 132V135L173 134V136H171V135H169V133ZM201 132V133H200ZM211 132V133H210ZM222 132H225L224 134H222ZM227 132H230V133H228L227 134ZM64 133V134H63ZM85 133H87V134H85ZM122 133V134H121ZM130 133V134H129ZM132 133V134H131ZM164 133V134H163ZM194 133V134H193ZM201 134V135H199V134ZM202 133H206V134H203L204 136H206L207 137V140L206 139H204L205 137H203L202 136ZM209 133V134H208ZM213 133V134H212ZM233 133V134H232ZM240 133V134H239ZM258 133H260V134H258ZM119 134L122 136V139H125L124 141L126 142V144H125V142L124 143H122V139H121V136L119 137ZM134 134V135H133ZM163 134V135H162ZM166 134H167V137H166ZM219 134H221V136H218ZM231 134V135H230ZM239 134V135H238ZM241 134H242V136H243V138H242V136H241ZM244 134V135H243ZM69 135V136H68ZM128 135H130V136H128ZM170 137H169V136ZM214 135V136H213ZM215 135H216V137H215ZM231 136V138H230V136ZM237 135H238V137H237ZM245 135L248 137H246V139H245ZM68 136V137H67ZM76 136V137H75ZM83 136V137H82ZM126 136H128V137H126ZM166 138L165 140L163 139L164 137ZM196 136H198V137H196ZM202 137L200 140H199V138L200 137ZM218 136V137H217ZM228 136V137H227ZM261 136H262V138H261ZM65 137V138H64ZM67 137V138H66ZM71 137V138H70ZM74 137V138H73ZM94 137V138H93ZM115 137H117V138H115ZM124 137V138H123ZM163 137V138H162ZM219 137H221V138H219ZM87 138V139H86ZM120 138V139H119ZM162 138V139H161ZM217 138V139H216ZM229 138L231 139V140H229ZM238 138V139H237ZM261 138V139H260ZM66 139V140H65ZM70 139H72V140H69ZM90 139V140H89ZM161 139V140H160ZM174 139V138H173ZM209 139V140H208ZM220 139H222V140H220ZM250 141H249V140ZM34 140V141H33ZM74 140V141H73ZM79 140V141H78ZM88 140V141H87ZM96 140V141H95ZM205 140V141H204ZM216 140H218V141H216ZM246 140V141H245ZM252 140H253V142L254 143H251L252 142ZM263 140V141H262ZM67 141H69V142H72L71 144L69 143V142H67ZM102 141V142H101ZM104 141V142H103ZM200 141V142H199ZM223 143H222V142ZM248 141V142H247ZM257 141V142H258ZM74 142V143H73ZM77 142V143H76ZM90 142V143H89ZM94 142V143H93ZM120 142V143H119ZM160 142H162L161 144H160ZM18 143V144H17ZM119 143V144H118ZM180 143V144H179ZM213 143H216V145L217 144H220L219 146L217 145V147L215 146V145H212ZM228 143V144H227ZM249 143H251V144H253V147H252V145L251 144H249ZM37 144V145H36ZM62 144V145H61ZM65 144V145H64ZM88 144V145H87ZM139 144V145H138ZM159 144H160V146H159ZM222 144H224V145H222ZM246 144V145H245ZM248 144V145H247ZM68 145V146H67ZM76 146V147H74V146ZM93 146V147H91V146ZM95 145V146H94ZM133 145H135V147L133 146ZM142 146V148H140L141 146ZM152 145V146H151ZM162 145V146H161ZM187 145H188V143H187ZM212 147H216V148H218L219 147V151H218V153L216 152V150H218V149H216L215 148V150H213L212 148H211V146ZM233 145V146H232ZM251 145V146H250ZM67 146V147H66ZM115 146V147H114ZM121 146V147H120ZM136 146H137V148H136ZM139 146V147H138ZM150 146V147H149ZM208 146H210L209 148H211V149H208ZM134 147V148H133ZM155 147V148H156ZM162 147V148H161ZM169 147V148H168ZM228 147V148H227ZM240 147V148H239ZM249 147H251L252 148V150H251V148H250V150L248 149ZM264 147V146H263ZM68 148V149H67ZM80 148V149H79ZM123 148H125V149H123ZM136 148V149H135ZM155 148H153V149H155ZM165 148V149H164ZM166 148H167V150H166ZM191 148V147H190ZM220 148H221V150H220ZM67 149V150H66ZM72 150V151H69L68 152V150ZM103 149V150H102ZM107 149V150H106ZM142 150V152H141V150ZM168 149H170V150H168ZM223 149V150H222ZM224 149H225V151H224ZM262 149V148H261ZM58 150V151H57ZM78 150V151H77ZM107 152H106V151ZM128 150V151H127ZM163 150H165V152L163 151ZM174 150H176L177 151V149H175L174 148ZM227 150V151H226ZM264 150V149H263ZM80 151V152H79ZM95 151V152H94ZM130 151V152H131ZM144 151V152H143ZM173 151V150H172ZM215 151V152H214ZM242 151V152H241ZM250 151H252L251 152V154L249 153ZM66 152V153H65ZM101 152H103V153H101ZM141 152V153H140ZM169 152H171V153H169ZM214 152V153H213ZM253 152H254V155H253ZM97 153V154H96ZM106 153H107V155H106ZM110 153V154H109ZM143 153V154H142ZM144 153H148V154H144ZM156 153H158V152H156ZM166 153H168V154H166ZM177 153H178V151L177 152H175V151H173V153L172 154H174V155H177ZM217 153V154H216ZM228 153V154H227ZM73 154V155H72ZM89 154V155H88ZM94 154V155H93ZM104 154V155H103ZM135 154H133L134 156H135ZM222 154V155H221ZM226 154V155H225ZM233 154V155H232ZM237 154V155H236ZM249 154L251 155V156H249ZM39 155V156H38ZM144 156V155H146V156H144V158L142 157V156ZM147 155H150L149 157V160L151 161L152 159H153V161H149L148 160V156ZM158 155H157V157H158ZM227 155H228V157H227ZM33 156V157H32ZM68 156V157H67ZM111 156V157H110ZM126 156V157H125ZM135 156V157H136ZM152 156H153V158H152ZM223 156V157H222ZM232 156V157H231ZM254 156V157H253ZM86 157V158H85ZM139 157V158H138ZM147 157V158H146ZM162 157V158H161ZM221 157H222V159H221ZM243 157V158H242ZM250 157H252V158H250ZM70 158V159H69ZM95 158V159H94ZM108 158V159H107ZM113 158V159H112ZM121 158V159H120ZM142 158H143V161H142ZM231 158V159H230ZM98 159H99V161H98ZM104 159V160H103ZM140 159V160H139ZM147 159V160H146ZM155 159V160H154ZM252 159V160H251ZM89 160V161H88ZM91 160V161H90ZM96 160V161H95ZM126 160V161H125ZM249 160H250V162H249ZM73 161H75L76 163H73ZM149 161V162H148ZM262 161H263V159L260 161L261 163H262ZM89 162H91V163H89ZM108 162H110L109 163V165H108ZM112 162H113V164H112ZM127 162V163H126ZM146 162V163H145ZM150 164H148V163ZM154 163L153 165L154 166H152V164L151 163ZM99 163V164H98ZM104 163V164H103ZM118 163V164H117ZM173 163V164H172ZM251 163H253V161L251 162ZM264 163V162H263ZM41 164V165H40ZM93 164V165H92ZM106 164H107V166H106ZM117 166H116V165ZM124 164V165H123ZM148 164V165H147ZM251 165L252 167H249L248 165ZM2 165V166H1ZM17 165V166H16ZM67 165V166H66ZM75 165V166H74ZM92 165V166H91ZM101 165V166H100ZM104 165H105V167H104ZM112 165H114V166H116V167H114V166H112ZM177 165V166H176ZM233 165V166H232ZM73 166L75 167V168H73ZM110 166L112 167V168H110ZM126 166V167H125ZM142 168H141V167ZM144 166V167H143ZM152 167V169L151 168H148V167ZM218 166V165H217ZM243 166V167H242ZM95 167V168H94ZM100 167V168H99ZM154 167H156V168H154ZM157 167H158V170L159 171H161L160 173H159V171H157ZM178 167V168H177ZM187 167V168H186ZM219 166H218V168H220ZM227 167L228 168H230V169H227ZM108 168V169H107ZM177 170H175V169ZM186 168V170H184ZM217 168V167H216ZM223 168V169H222ZM252 168V169H251ZM81 169V171H79ZM100 169V170H99ZM113 169V170H112ZM114 169H115V172H114ZM127 169V170H126ZM143 169H145V171H142ZM147 169V170H146ZM150 170V172H149V170ZM156 169V170H155ZM168 171V172H170L169 173V177H172L171 175H173V174H175V175H173V177L175 178V176H176V172H177V176H176V180L175 179H173V177H172V179L171 178H169L168 179V181L169 182H171V183H169L168 181H167V177H168V172L166 171V170ZM168 169H171V170H168ZM172 169L174 170V172L172 171ZM250 169V170H249ZM64 170V171H63ZM75 170H77V171H75ZM97 170V171H96ZM104 170H105V172H104ZM110 170V171H109ZM125 170H126V173H125ZM164 170V171H163ZM178 170H179V172H178ZM181 170H183V171H181ZM99 171V172H98ZM119 171V172H118ZM122 173H121V172ZM153 171V172H152ZM172 171V172H171ZM229 171V172H228ZM233 171V172H232ZM249 171V172H248ZM78 172H80L81 174H79ZM109 172V173H108ZM130 172V173H129ZM142 172H143V174H142ZM150 173V176H149V173ZM157 172L159 173V175L157 174ZM164 174H166V175H164ZM185 173V174H183V173ZM236 172V173H235ZM8 173V174H7ZM44 173V174H43ZM57 173V174H56ZM67 173V174H66ZM83 173V174H82ZM92 173V174H91ZM100 173V174H99ZM115 173V174H114ZM121 173V174H120ZM141 173V174H140ZM147 173V174H146ZM155 173V174H154ZM162 173V174H161ZM112 174V175H111ZM124 176H123V175ZM156 174L158 175V176H160V174L163 176H160L159 178H161V179H163V180H161V179H159V180H161V182L163 181V182H165V181H167L168 183H164V184H161V183H159L158 185H157V183L158 182H160L159 180H158V178H156L157 176H156ZM180 174V175H179ZM226 174V175H225ZM239 174V175H238ZM244 174V175H243ZM246 174V175H245ZM248 174V175H247ZM44 175V176H43ZM81 175V176H80ZM98 175V176H97ZM101 175V176H100ZM107 175V176H106ZM112 177L113 175V177L111 178L110 176ZM125 175H127L126 177H125ZM195 177H194V176ZM238 177H237V176ZM117 176V177H116ZM120 176V177H119ZM145 176V177H146ZM151 176H153L152 178L154 179V180H157V181H154L152 178H149V177H151ZM198 176V175H197ZM240 176V177H239ZM244 176V177H243ZM245 176H248L247 178H245ZM41 177V178H40ZM68 177V178H67ZM76 177V178H75ZM81 177H82V179H81ZM125 179H124V178ZM141 177H139L138 176V178H140L141 179ZM144 177V178H145ZM166 179H165V178ZM219 177H222V178H219ZM237 177V178H236ZM37 178V179H36ZM100 178V179H99ZM137 178V179H138ZM217 178H219L218 179V182H217ZM8 179V180H7ZM10 179V180H9ZM66 179H68V180H66ZM91 179H93V180H91ZM94 179H95V182L97 183V186H99V187H97L98 189H96V187H93V184H94ZM123 179V180H122ZM127 179V180H126ZM146 179V178H145ZM151 179V180H150ZM198 179V178H197ZM229 179V180H228ZM244 179V180H243ZM247 179L249 180V182L247 181ZM76 180V181H75ZM84 180V181H83ZM111 180H113V181H111ZM117 180V181H116ZM125 180H126V182H125ZM128 180H132L131 182H133V183H131L130 181H128ZM165 180V181H164ZM172 180V181H171ZM204 180H205V182H206V178H204ZM36 181V182H35ZM43 183H42V182ZM92 182V185H90L91 183L90 182ZM124 181V186H123V183L122 182ZM174 181V182H173ZM176 181V182H175ZM232 181V182H231ZM48 182V183H47ZM121 182V183H120ZM127 182H129L130 184H128ZM162 182V183H163ZM173 182V183H172ZM227 182H228V184H227ZM236 182V183H235ZM40 183V184H39ZM82 183V184H81ZM156 183V184H155ZM177 185H176V184ZM214 183V184H213ZM216 183H218V184H216ZM222 183H224V184H222ZM225 183H226V185H225ZM241 183V184H240ZM42 184H44V185H42ZM50 184V185H49ZM99 184H101V185H99ZM138 184V183H137ZM168 184H169V186H168ZM171 184H173L174 186H172ZM180 184V185H179ZM183 185V190L181 189V186ZM218 186V187H215L216 185ZM89 185V186H88ZM128 185H130V186H128ZM136 187H135V186ZM143 185H144V188H143ZM178 185H179V187H178ZM211 185L213 186L212 188H216L217 189V191H216V189H215V191L213 190V189H211L210 190V187H211ZM229 185H233L232 187V189H231V186H229ZM235 185V186H234ZM46 186H47V188H46ZM138 186H139V188H138ZM158 186H160V187H158ZM165 186L163 187L164 189H165ZM223 186H224V188H223ZM236 186H237V188H236ZM245 186V187H244ZM253 186H254V188H253ZM43 187V188H42ZM49 187V188H48ZM51 187V188H50ZM88 187V188H87ZM123 187V188H122ZM130 187V188H129ZM239 187V188H238ZM252 187V188H251ZM90 188V189H89ZM109 189V190H107V189ZM117 190H116V189ZM129 190H127V189ZM177 188V189H176ZM179 188V189H178ZM186 188L187 189H189L190 188V190H188L187 192H185L186 191ZM209 188V189H208ZM218 188H220V190L218 191ZM226 188V189H225ZM243 188V189H242ZM112 189H113V192H112ZM173 189L175 190L176 189V192L175 191H173ZM207 189L209 190V191H207ZM254 190L255 192V195L253 194V192H252V190ZM36 192H35V191ZM45 190V191H44ZM81 190V191H80ZM94 190H95V192H94ZM127 190V191H126ZM135 190V191H134ZM166 190H164V191H166ZM213 190V191H212ZM222 190V191H221ZM225 190V191H224ZM230 190V191H229ZM240 192H239V191ZM34 191V192H33ZM58 191V192H57ZM98 191V194L96 193ZM130 191H132V193L130 192ZM137 191V192H136ZM171 191V192H170ZM181 193H180V192ZM190 191H191V193H192V197H190L191 196V193H190ZM227 191V192H226ZM232 192V193H230L229 194V192ZM2 192V193H1ZM8 192V193H7ZM101 192V193H100ZM104 192H105V195H104ZM143 192V193H142ZM170 194H169V193ZM175 192V193H174ZM214 192V193H213ZM21 193V194H20ZM23 193V194H22ZM35 193V194H34ZM99 193H100V196L102 195V197H98V195H99ZM110 193V194H109ZM121 193V194H120ZM165 193V192H164ZM173 194V196H172V194ZM217 193H222V195L224 196V198H222L223 196H221L220 197V195L218 196V194ZM235 193V194H234ZM176 194H177V196H176ZM189 196H188V195ZM214 194H215V196H218L217 198H212V196L213 197H215L214 196ZM227 194L229 195V196H227ZM97 195V196H96ZM104 195V196H103ZM114 195V196H113ZM163 195V196H164ZM171 195V196H170ZM200 195V194H199ZM233 195V196H232ZM11 196V197H10ZM39 196V197H38ZM77 196V197H76ZM181 196V197H180ZM230 196H232V197H230ZM97 197V198H96ZM105 197V198H104ZM109 197H110V199H109ZM172 197V198H171ZM177 197V198H176ZM178 197H180V198H178ZM196 197H198V194L196 195ZM226 197V198H225ZM235 199H234V198ZM255 197V198H254ZM12 198V199H11ZM100 198H101V200H104L103 202L100 200ZM103 198V199H102ZM108 198V201L106 200ZM116 198V199H115ZM119 198V199H118ZM133 198V199H132ZM212 198V199H211ZM241 198V199H240ZM253 198V199H252ZM113 199V200H112ZM183 199H186V201L188 202V204L187 203H185V202H183ZM214 199L216 200H218L217 202H218V204H216V201H214ZM220 199H222V200H220ZM229 201H228V200ZM255 199H256V202H255ZM7 200H8V202H7ZM16 200V201H15ZM39 200V201H38ZM97 200H99V201H97ZM126 200V201H125ZM141 200V201H140ZM149 200L148 201H146L145 202V205L149 208V206H151V204L150 205H148V202H149ZM169 200V201H168ZM180 202H179V201ZM192 200H193V202H192ZM196 200V201H195ZM199 200V201H198ZM225 200H227L228 202H229V205L227 204L228 202L226 201L225 202ZM236 200V201H235ZM244 200V201H243ZM254 200V201H253ZM10 201L12 202V204L10 203ZM105 201H106V203H105ZM120 201V202H119ZM137 201H139V202H137ZM201 201V202H200ZM18 202V203H17ZM95 202V203H94ZM97 202V203H96ZM100 202L101 203H103V204H100ZM108 202V203H107ZM143 202V203H144ZM179 202V203H178ZM251 202H253V207H251L252 206V203ZM255 202V203H254ZM87 203V204H86ZM139 205L138 207H136L137 205ZM138 203H140V204H138ZM182 203V204H181ZM205 203V204H204ZM225 203H226V205H225ZM233 203V204H232ZM14 204V205H13ZM39 204H41V205H39ZM100 204V205H99ZM107 204H108V206H107ZM172 204V205H171ZM181 204V205H180ZM184 204H186V205H184ZM202 204H204V205H202ZM222 204V205H221ZM242 204V205H241ZM17 205V206H16ZM102 205V206H101ZM117 205V206H116ZM177 205V206H176ZM184 205V206H183ZM189 205V206H188ZM192 205V206H191ZM214 205L216 206V207H214ZM217 205L218 206H224L223 208H221V207H218V209H217ZM231 205V206H230ZM255 205H256V207H255ZM20 206V207H19ZM22 206V207H21ZM41 206V207H40ZM99 206V207H98ZM105 206H107V207H105ZM173 206V207H172ZM119 207V208H118ZM193 207V208H192ZM237 207V208H236ZM100 208V209H99ZM103 208V209H102ZM116 208V209H115ZM140 208H141V211H140ZM179 208V209H178ZM181 208V209H180ZM188 208V209H187ZM191 208V209H190ZM219 208H220V213H221V215H220V213H218V211L217 210H219ZM229 209V211H227L228 209ZM235 209V211H234V209ZM254 208V209H253ZM41 209V210H40ZM105 209V210H104ZM106 209H107V211H106ZM180 210V211H178V210ZM187 211H186V210ZM192 209H193V211H192ZM217 209V210H216ZM223 209H225L226 211H227V213H229V214H233V217L235 218H237L238 217V220L235 218H233L234 220L232 221L231 219V217H232V215L230 216V218H228V214L227 213H223L225 210H223ZM251 209L253 210V211H251ZM35 210V211H34ZM36 210H37V212H36ZM101 210V211H100ZM118 210V211H117ZM221 210H223V211H221ZM237 210V211H236ZM249 210L251 211L250 213H249ZM27 211H28V213H27ZM126 211V212H125ZM133 211V212H132ZM175 211V212H174ZM182 211V212H181ZM230 211H231V213H230ZM248 211V212H247ZM17 212V213H16ZM184 212V213H183ZM193 212V213H192ZM197 212V213H196ZM203 212V213H202ZM206 212V213H205ZM208 212V213H207ZM236 212V213H235ZM252 212H253V214H252ZM8 213V214H7ZM31 213V214H30ZM104 213V214H103ZM132 213V214H131ZM176 213V214H175ZM188 213H190V214H188ZM195 213V214H194ZM201 213V214H200ZM212 213H213V215H212ZM223 213V214H222ZM15 218H16V216L18 215L20 218H21V216L19 215V213H18V210H16L15 211ZM35 214V215H34ZM109 214V215H111V216H107V215ZM113 214V215H112ZM176 215V216H173V215ZM178 214V215H177ZM181 214V215H180ZM194 214V215H193ZM197 214H199V215H197ZM224 214H226L227 215V218L228 219H230V220H228V219H226L225 218V216H223ZM236 214V215H235ZM237 214H239V215H237ZM241 214V215H240ZM251 214V215H250ZM262 214H264L263 212H262ZM4 215V216H3ZM8 215V216H7ZM107 217H106V216ZM130 215H132V216H130ZM188 215V216H187ZM190 215V216H189ZM196 215V216H195ZM209 215H211V216H209ZM256 215V216H255ZM17 216V218L16 219H19V217ZM105 216V217H104ZM125 216H126V218H125ZM128 216V217H127ZM134 216V217H133ZM142 216H143V218H142ZM177 216L179 217V218H177ZM183 216V217H182ZM187 216V217H186ZM195 216V217H194ZM202 216V217H201ZM205 216H206V218H205ZM209 216V217H208ZM216 216V217H215ZM224 218H223V217ZM240 216H242V217H244L243 218V220H244V223L242 222L243 220H242V217L240 218ZM253 216V217H252ZM262 217H263V215H261ZM7 217H9V218H7ZM38 217V218H37ZM109 217H111V218H109ZM133 217V218H132ZM174 217V218H173ZM184 217H186L185 219H184ZM193 217V218H192ZM211 217L213 218V219H211ZM222 218V221H220L221 220V218ZM34 218H36V220L34 219ZM125 218V219H124ZM128 218V219H127ZM195 218V219H194ZM207 219V218H209L208 220H207V222L209 221V223H208V226H207V224H205L204 222H206V220L205 219ZM42 219V220H41ZM130 219V220H129ZM173 219V220H172ZM179 219V221H181V222H178L177 220ZM192 219V220H191ZM204 219V220H203ZM227 220V222L226 221H224L223 222V220ZM240 219V220H239ZM248 219H250V220H248ZM254 220V222H252L253 220ZM127 220V221H126ZM134 220V221H133ZM142 220H143V223H144V225H146V227H147V230H148V228H150L152 231H149L148 230V234L146 233L147 231H146V227H145V232H143L144 231V225H143V223H142ZM154 220H157V218L156 217H154ZM174 220H176L175 222V224H177V225H175L174 224ZM185 222H184V221ZM195 220H197V221H194ZM202 220H203V222H202ZM211 220H215V222H213L212 221V223H214V224H216V226H217V230H219V231H217V233L215 234V232H216V229H215V225L214 224H210L211 223ZM11 221V220H10ZM8 222L9 224L13 221H11V222ZM42 221V222H41ZM137 221V222H136ZM139 221V222H138ZM187 221V222H186ZM190 221H191V223H190ZM218 221V223H216ZM228 221H230V223L228 222ZM243 223V225L242 224H240L241 222ZM257 223H256V222ZM44 222H46L44 225H47L46 226V229H45V231H44V229H42V228H44V225H43V223ZM48 222V223H47ZM223 224H221V223ZM233 222H234V224H233ZM13 223V222H12ZM67 224L68 225V229H70L69 231H70V233L71 234H69V236L68 235H66L67 233H64L63 231H61V226L63 225V224ZM71 223V224H70ZM134 223V224H133ZM140 225L141 223V225L139 226L138 224ZM180 223H184V224H180ZM185 223H189L188 224V226H186L185 227V225H187V224H185ZM193 223H195V224H193ZM246 223L248 224V226H246V227H248V230L250 231V232H248L247 233V231L248 230H245V229H247V228H244L245 226H244V224L246 225ZM252 223H256L255 224V226H253V224ZM126 224V225H125ZM130 224H131V226H130ZM192 224V225H191ZM197 224V225H196ZM210 224V225H209ZM218 224H219V226H218ZM225 224V225H224ZM1 225V224H0ZM43 225V226H42ZM138 225V226H137ZM179 225H181V227H179ZM202 226L201 228H200V226ZM228 225V226H229ZM252 226V228L250 227V226ZM130 226V227H129ZM141 228V229H139V231L140 232H138V233H140V234H136L137 233V230H138V228ZM141 226H143V228L141 227ZM192 226H194V227H196V228H193ZM198 226V227H197ZM206 228H205V227ZM210 226V227H209ZM212 226V227H211ZM223 226V227H222ZM236 226V227H237ZM257 226V227H256ZM33 227H35V229L33 228ZM42 227V228H41ZM129 227V228H128ZM134 227H136V228H134ZM168 227V226H167ZM172 227H171V224L169 225V227H168V229L169 230H171L172 229ZM188 227H189V229H188ZM204 227V228H203ZM208 227V228H207ZM220 227H222V230H220L221 228ZM12 228V227H11ZM32 228V229H31ZM47 228H48V230H47ZM134 228V229H133ZM177 228H179L180 230H178ZM213 228H214V230H213ZM218 228H220V229H218ZM231 228V230H233V228H234V230H236V228H235V226H233V227H230L229 226V228L228 229H230ZM251 228V229H250ZM165 229V228H164ZM184 229V230H183ZM199 229V233L197 232L196 233V231ZM207 229V230H206ZM211 231H210V230ZM29 230V231H28ZM30 230L33 232V236H35V238L37 239L38 238V242L36 241V246L34 247V250H33V243L34 242H32L31 243V247H29L28 245H30V242H28L26 245H25V240L23 241V237H25V236H27L29 233H30ZM42 230V231H41ZM47 230V231H46ZM133 230V231H132ZM177 230V231H176ZM191 230V231H190ZM201 230H203L204 232H205V235H204V232L201 234ZM206 230V231H205ZM213 230V231H212ZM233 230V231H234ZM29 233H28V232ZM34 231H36V233L34 232ZM74 231V232H73ZM78 231V232H77ZM172 231H171V233L170 232H168V233H170V234H172L173 235V233H172ZM182 231H183V233H182ZM186 231V232H185ZM194 231V232H193ZM220 231H222V232H220ZM18 232V233H17ZM21 232V233H20ZM27 232V233H26ZM42 232V233H41ZM119 232V233H118ZM121 232V233H120ZM132 232V233H131ZM150 232H154V233H151L150 234ZM156 232V233H155ZM207 232H209V233H207ZM252 232V233H251ZM17 233V234H16ZM27 235H26V234ZM40 233V234H39ZM124 233V234H123ZM143 233L145 234L144 236H142L143 235ZM185 233L187 234V235H185ZM196 233V234H195ZM212 233V234H211ZM19 234V235H18ZM22 234V235H21ZM25 234V235H24ZM150 234V235H149ZM157 234H159V235H157V237H156V235ZM169 234V235H170ZM178 234V235H177ZM211 234V235H210ZM216 236H215V235ZM249 234V235H248ZM254 234V236L256 237V235ZM16 235V236H15ZM17 235H18V237H17ZM38 235V236H37ZM40 235V236H39ZM132 235V236H131ZM147 235V236H146ZM150 237H149V236ZM152 235V236H151ZM164 235V236H163ZM190 235H192V236H190ZM195 235H198V236H195ZM204 235V236H203ZM220 235V236H219ZM259 235V232L257 233V236ZM21 236H23V237H21L22 238V240H21V238L20 237ZM72 236H73V238H72ZM156 237V238H154L153 239V237ZM164 238H163V237ZM184 236H186V238L188 239V238H192V239H189V240H186V239H184L185 237ZM190 236V237H189ZM226 236H223V237H221V239H223V241H224V237H226ZM241 236V235H240ZM253 235L250 237L251 239L249 240V238L247 239V241L249 242V247H248V249L249 248H251L250 250L252 251V249H254V250H257V254H258V256H257V254L256 253H254V252H256V251H252L251 253H252V255L253 254H256L255 255V257L257 256V261H255V262H258V263H256V264H264V250H262V249H256L255 248V246H254V239H255V237H254ZM71 239H69V238ZM123 237V238H122ZM137 239H135V238ZM143 237H148V238H143ZM152 237V238H151ZM159 237V238H158ZM200 237H198L199 238V241L201 242V241H203ZM214 237H213V243L215 244V247L217 246V248H221L220 246H218V243L216 242V240L218 239V237L216 238V240L214 239ZM228 237V236H227ZM49 238V239H48ZM89 238V239H88ZM125 238V239H124ZM134 238V239H133ZM158 238V239H157ZM161 238V239H160ZM173 238V237H172ZM195 238V239H196ZM197 238V239H198ZM246 238V237H245ZM245 238H244V240H245ZM19 241H18V240ZM48 240V241H46V242H44L45 240ZM69 239V241H67ZM77 239V240H76ZM122 239V240H121ZM156 239V240H155ZM166 239V240H165ZM239 239V238H238ZM241 240H239L240 242V244H241V246L242 245H244L242 242H244V240L242 241V237L240 238ZM252 239H253V241H252ZM73 240H74V242H73ZM123 240H127V243L125 242H123ZM141 240H143V242L141 241ZM153 240V241H152ZM155 240V241H154ZM191 240H192V243H191ZM157 241H159V242H157ZM162 241V242H161ZM186 241H189V242H187L186 243ZM246 241V240H245ZM246 241V242H247ZM255 241H256V239H255ZM40 242H42L41 244H40ZM50 243L49 245H48V243ZM71 242V243H70ZM73 242V243H72ZM176 242H177V245H176ZM183 242H185L186 244H184ZM218 242H220L219 240H218ZM38 243V244H37ZM145 243V244H144ZM168 243V244H167ZM181 243V244H180ZM211 243V242H210ZM221 243H222V240H221ZM245 243V242H244ZM253 243V244H252ZM16 244V245H17ZM47 244V245H46ZM52 244V245H51ZM70 244V245H69ZM73 244H74V246H73ZM212 244V243H211ZM247 244L248 243H246L245 245L247 246ZM25 245V246H24ZM40 245V246H39ZM176 245V246H175ZM185 245V246H184ZM252 245V246H251ZM23 246H24V248L27 246V248H29L28 250H25L24 248H23ZM47 246V247H46ZM76 246H77V248H76ZM140 246L142 247V248H145V246L146 247H151L152 249L151 250H148L149 248H147V250L145 251V250H143L142 248H140ZM168 246V247H167ZM170 246V247H169ZM172 246V247H171ZM177 246H178V248H177ZM223 246H224V243H223ZM222 246V247H223ZM79 247V248H78ZM225 247V246H224ZM244 247V246H243ZM254 247V248H253ZM23 248V249H22ZM26 248V249H27ZM31 248V249H30ZM52 248V249H51ZM75 248V249H74ZM81 248V249H80ZM125 248V249H124ZM171 248V249H170ZM9 249H11V250H9ZM17 249L18 250H20V251H17ZM124 249V250H123ZM139 249H140V251H141V249L144 251V253L145 254H149V252H150V255L147 257L146 256V259L144 260V258H145V256H144V258L142 259V258H140V257H143V255H144V253H140L139 254ZM170 249V250H169ZM178 249V250H177ZM225 249H228V252L230 253V254H232L233 252L231 251H229V250H231V249H229V248H225ZM15 250V251H14ZM30 250V251H29ZM31 250H33V251H31ZM73 250H74V253H73ZM100 250V251H99ZM250 250H249V252H250ZM261 250V251H260ZM28 251V252H27ZM76 251V252H75ZM136 251H139L138 253H136V254H138L137 256H136V254H135V252ZM142 251V252H143ZM169 251L171 252V253H169ZM225 251V253H223L224 254V258H225V260L222 258V256H221V258H219L220 260H218L220 263H226V264H228L227 262H225V261H228V259H229V261L231 262V263H233L234 262V260L236 261L237 260V258L235 257V254H233L232 256L231 255H229V253H226L227 251L226 250H224ZM259 251V252H258ZM14 252H16V254H18L19 253V255H16ZM27 252V253H26ZM47 252V253H46ZM48 252H49V255L50 256H47L48 255ZM147 252V253H146ZM169 253V254H167V253ZM175 254H174V253ZM12 253H14L13 255H12ZM32 253V254H33ZM73 253V254H72ZM81 253V254H80ZM117 255H116V254ZM177 253V254H176ZM24 254V255H25ZM41 254V255H40ZM45 254V255H44ZM78 254V255H77ZM220 254L222 255V252H220ZM226 254V255H225ZM23 255V256H24ZM67 255V256H66ZM227 255L229 256V257H227ZM57 256V257H56ZM139 256V257H138ZM226 256V257H225ZM230 256H231V258H232V261L230 260L231 258H230ZM15 259H14V258ZM85 257V258H84ZM118 257H120L119 259H123V261H121V260H119V259H117ZM151 257V258H150ZM152 257H154V259L152 258ZM169 257V258H168ZM254 257V256H253ZM254 257V259H256ZM44 258H45V260H44ZM103 258V259H102ZM107 258V259H106ZM148 258V259H147ZM18 260V262H17V260ZM58 259V260H57ZM60 259V260H59ZM79 259V260H78ZM83 259V260H82ZM214 259V258H213ZM213 259H212V261L210 260V263L209 264H216V263H214V262H216L215 260L213 261ZM49 260V261H48ZM75 260H77V262L75 261ZM104 260V261H103ZM116 260V261H115ZM127 260V261H126ZM147 260V261H146ZM223 260V261H222ZM119 261V262H118ZM125 261V262H124ZM135 261V262H134ZM151 261V262H152ZM222 261V262H221ZM17 262V263H16ZM82 262H84V263H82ZM171 262V263H170ZM237 262V263H236ZM236 262H234L233 264H238V261H236ZM45 263V262H44ZM45 263V264H46ZM78 263V264H79ZM153 263H151V264H153Z\"/></svg>","mask_w":264,"mask_h":264},{"label":"bare ground","instance_id":"bare-ground-1","mask_svg":"<svg viewBox=\"0 0 264 264\" xmlns=\"http://www.w3.org/2000/svg\"><path fill=\"white\" fill-rule=\"evenodd\" d=\"M2 1H3V0H2ZM4 1H5V2L9 1L10 4L13 2V0H4ZM20 1H21V0H20ZM47 1H49V0H47ZM52 1H53V0H52ZM76 1H77V0H76ZM85 1L87 2V0H85ZM109 1H111V0H109ZM142 1H143V0H142ZM149 1H150V0H149ZM149 1H147V2H149ZM152 1H153V3L155 2L154 0H152ZM166 1H167V0H166ZM173 1H174V0H173ZM184 1H185V0H184ZM186 1H189V0H186ZM186 1H185V2H186ZM190 1H191V5H193L194 0H190ZM190 1H189V2H190ZM196 1H197V0H196ZM199 1H200V3H201V0H199ZM212 1H213V0H212ZM221 1H222V2L220 3V5H221V7H222V11H223L225 14L227 13L226 15H228V10H227L228 7H229V9H230L231 11H234V8L236 9V11H237V13L235 12L236 14L233 13V12H231V11H229V13H231V14L233 13V14H232V21H233V18L235 17V15H238V14H241V13H242V14H243V13L245 14V12H246V11L244 10L246 6L244 7L243 4H242V5H243V6H242V5H241V2L238 4V5H241V6H239V7H240V10H241V11H245V12H241L240 10H237L238 5L235 7L234 4L236 3L235 1H238V0H221ZM246 1H247V0H246ZM257 1H258V3L260 4L261 9H264V0H257ZM25 2H26V1H25ZM30 2H31V0H30ZM40 2H41V1H40ZM42 2H43V1H42ZM55 2H56V1H55ZM69 2H70V1H69ZM88 2H89V1H88ZM88 2H87V3H88ZM106 2H107V4H108V1H106ZM106 2H105V3H106ZM115 2H116V1H115ZM117 2H118V1H117ZM122 2H123V1H122ZM138 2H140V0H139ZM145 2H146V1H145ZM156 2H157V0H156ZM156 2L154 3V4H156L155 7L153 6V5H154L153 3H151V2L149 3V4H151V6H153L152 8H154V11H155V9H157L156 7H157L158 5H159L158 7H161L160 5H162L161 0H160V2H159V1H158L157 3H156ZM162 2H163V1H162ZM202 2L206 3L207 1H202ZM213 2H214V1H213ZM217 2L219 3L220 1L217 0ZM238 2H239V1H238ZM243 2H244V0H243ZM243 2H242V3H243ZM248 2H250V1H248ZM22 3H23V2H22ZM22 3H21V4H22ZM34 3H35V2H34ZM36 3H38V2H36ZM49 3H50V2H49ZM110 3H111V2H110ZM110 3H109V4H110ZM112 3H113V2H112ZM132 3H133V2H132ZM158 3H161V4H158ZM163 3H164V4H163L164 6L162 5V8L166 9V11H164V9H162V8H161V9H162V11L165 12V13L162 12L163 15L165 14V16H163L162 13L159 14V15H161V16H158V12H160V11H159L160 8H158V10H156V11H158V12H157V14H156V16H155L154 18H153L152 16L149 15V14H152V13H149V14L147 13L149 16L143 14L144 17H145V21H147V20H146V17H147V18L149 17V18L152 20V21H151V20H150V21H151V23L153 22V24H151L150 27L152 26V27H153L152 29H154V26H155V28H157V31H156L157 35H158V33H159V32H158V28H159V29H160V28L162 29V32H163L164 37H163V36L159 37L161 42L163 41V40H161V39H162V38H165L164 41H165V42H168L170 46H171V45L174 46V47L176 48V50H177V49L179 50V47H180V46H181V47H180L181 49H183L182 46H183V47H184V46H185V47L188 46V47H186V48H187V52L185 51V53L188 54L189 56H191V53H190V52H191V51H190L191 47H193V53H194L195 49L197 48V47L195 48V46L198 45L197 42H196V40L193 39V37H195V36H193L194 33H192V35L190 34L191 36H193V37H190L189 33L192 32V31H190V32L188 33V31H186V30L188 29V28L186 27V25L183 26V25H182L183 23L181 24V22H179L178 18L176 19V16H177V15H175V13H174V10H175V9H174L173 12H172V7H173L172 5H173V4L171 5V6H172L171 9L169 10V6H170L169 3H170V2H169V3H168V2H167V3H166V2H163ZM198 3H199V2H198ZM198 3H197V4H198ZM5 4H6V3H5ZM47 4H48V3H47ZM52 4H53V3H52ZM52 4H50L49 6H51ZM56 4H57V3H56ZM82 4H83V3H82ZM98 4H99V3H98ZM109 4H108V5H109ZM118 4H119V3H118ZM130 4H131V3H130ZM140 4H142V3L140 2ZM179 4H180V3H179ZM211 4H212V3H211ZM236 4H237V3H236ZM259 4H258V5H259ZM12 5H13V6H12V8L10 9V11H7L6 15L3 14V16H5L6 19L4 18V20H2V21H4V22L7 21V22H8V20H9V21L11 22V21L16 20V22H18V21H21V22H22L23 17H24V15L26 14V12H28V11L30 12V11H31L32 16H31V15H30L31 17H30L29 15H28V16H29V18H32V19L30 20V22H32L33 25H35V26L37 25V28H38V29H40L41 27H43V25H44V26H45V25H48V26H50V27L52 28V26H53V25H52L53 21H52V23H51V20H52V18L55 17V16L52 14L53 16L51 15V16H52V18H51V16L48 15L49 13L46 12V11H49V10H48V9H46V10L44 9V8H45V5H44V6L41 5L42 8H40V6H36L35 4H31V6H29L30 9L24 8V7H22L21 5H17V4L14 5V3H13ZM39 5H40V4H39ZM58 5H59V4H58ZM58 5H57V6H58ZM69 5H70V4H69ZM77 5H78V4H77ZM110 5H111V4H110ZM112 5H113V4H112ZM115 5H116V7L118 6L117 3H115ZM168 5H169V6H168ZM189 5H190V4H189ZM191 5H190L189 7H191ZM207 5H208V4H207ZM209 5H210V3H209ZM212 5H213V4H212ZM220 5H219V7H220ZM231 5L234 6V7H232L233 10L230 8ZM245 5H248V3L245 4ZM10 6H11V5H10ZM23 6H24V5H23ZM49 6H48V7H49ZM60 6H61V5H60ZM83 6H84V5H83ZM86 6H88V5H86ZM90 6H91V5H90ZM90 6H89V8H90ZM95 6H96V4H95ZM102 6H103V5H102ZM104 6H105V5H104ZM113 6H114V5H113ZM122 6H123V5H122ZM146 6H148V3H147ZM194 6H195V7H194L195 9L198 7V5H196V4H195ZM196 6H197V7H196ZM204 6H205V5H204ZM204 6H203V7H204ZM214 6H215V5H214ZM249 6H250V5H249ZM249 6L246 7V8H248V11H249ZM254 6H255V5H254ZM4 7H6V6H4ZM58 7H59V6H58ZM79 7H80V6H79ZM92 7H93V6H92ZM96 7H97V6H96ZM105 7H106V6H105ZM116 7H115V8H116ZM119 7H120V6H119ZM149 7H150V5H149ZM174 7H175V6H174ZM212 7H213V6H212ZM241 7H244V8L241 9ZM255 7H256V6H255ZM260 7H259V8H260ZM46 8H47V7H46ZM86 8H87V7H86ZM89 8H87V9H89ZM111 8H112V6H111ZM115 8H114V9H115ZM122 8H123V7H122ZM122 8H121V10H122ZM124 8H125V7H124ZM124 8H123V9H124ZM146 8H147V7H146ZM194 8H192V9L194 10ZM199 8H201V7L199 6ZM206 8H207V7H206ZM206 8H205V7L203 8V11H204L203 13L206 12V11L204 10V9H206ZM208 8H209V7H208ZM49 9H50V8H49ZM52 9H53V8H52ZM56 9H57V8H56ZM142 9H143V8H142ZM150 9H151V7H150ZM161 9H160V10H161ZM192 9H190V10L193 12ZM197 9H198V8H197ZM197 9H196V10H197ZM219 9H220V8H219ZM253 9H254V8H253ZM261 9H260V10H261ZM58 10H59V9H58ZM94 10H95V9H94ZM109 10H110V9H108V11H109ZM117 10H118V9H117ZM119 10H120V9H119ZM138 10H140V9H138ZM144 10H145V9H143V12H144ZM151 10H152V9H151ZM201 10H202V8H201ZM212 10H213V9H212ZM220 10H221V9H220ZM51 11H52V10H51ZM56 11H57V10H56ZM89 11H91V10H89ZM99 11H100V10H99ZM110 11H111V10H110ZM114 11H115V10H114ZM122 11H123V10H122ZM140 11H141V10H140ZM152 11H153V10H152ZM175 11H176V10H175ZM177 11H178V10H177ZM194 11H195V10H194ZM208 11H209V10H208ZM208 11H207V12H208ZM210 11H211V10H210ZM213 11H214V10H213ZM215 11H216V10H215ZM218 11H219V10H218ZM238 11H239L240 13H239ZM248 11H247V12H248ZM29 12H28L27 14H29ZM67 12H68V11H67ZM91 12H92V11H91ZM118 12H119V11H118ZM148 12H150V10H149ZM166 12H168L167 15H166ZM195 12H196V11H195ZM219 12H220V11H219ZM251 12H252V11H251ZM255 12H256V11H255ZM263 12H264V11H263ZM263 12H261V13H263ZM93 13H94V12H93ZM96 13H97V12H96ZM98 13H99V12H98ZM116 13H117V12H116ZM120 13H121V12H120ZM120 13H119V14H120ZM122 13H123V12H122ZM132 13H134V12H132ZM141 13H142V11H141ZM154 13H155V12H154ZM193 13H194V12H193ZM200 13H201V12H200ZM200 13H199V12H198V13H197V12L194 13V14H195V19H194V21H195V23H196V26L199 27V28L195 29L194 32H196V30L198 31V29H203V28L205 27V25H206V21L210 18V17H209L208 19L205 18V15H206L207 13H205V14H200ZM213 13H215V12H213ZM100 14H101V13H100ZM104 14H105V13H104ZM111 14H114V13L111 12ZM123 14H124V13H123ZM123 14H122V15H123ZM125 14H126V17H127V12H126ZM128 14H129V13H128ZM134 14H135V13H134ZM136 14H138V13H136ZM180 14H181V13H180ZM221 14H222V13H221ZM225 14H222V15L225 16ZM231 14H229V15H231ZM234 14H235V15H234ZM249 14H250V13L248 12L247 15H249ZM257 14H258V13H257ZM263 14H264V13H263ZM263 14H262V15H263ZM89 15H90V14H89ZM91 15H92V14H91ZM95 15H96V14H94V16H95ZM97 15H98V14H97ZM154 15H155V14H153V16H154ZM233 15H234V17H233ZM253 15H254V14H253ZM255 15H256V14H255ZM255 15H254V17H256ZM59 16H60V15H59ZM59 16H58V17H59ZM61 16H62V15H61ZM64 16H65V15H64ZM99 16H100V15H99ZM123 16H124V15H123ZM123 16H120V17H123ZM135 16H136V15H135ZM140 16H142V14H141ZM157 16H158V17H157ZM184 16H185V15H184ZM184 16H183V17H184ZM208 16H209V15H207V17H208ZM215 16H216V15H215ZM215 16H214V17L212 16V17L215 19ZM240 16H241V15H240ZM259 16H260V15H259ZM58 17H57V18H58ZM104 17H105V16H104ZM113 17L115 18V15H114ZM120 17H119V18H120ZM142 17H143V16H142ZM144 17H143V18H144ZM151 17H152V18H151ZM193 17H194V16H193ZM193 17H192V18H193ZM225 17H226V16H225ZM238 17H239V15L236 17V19H237ZM242 17H243V16H242ZM244 17H245V16H244ZM244 17H243V19H245V20L247 21V19H249L251 16H250V17L248 16V18L246 17L247 19L244 18ZM263 17H264V16H263ZM26 18H27V17H26ZM61 18H62V17H61ZM96 18H97V17H96ZM108 18H109V17H108ZM123 18H125V16H124ZM149 18H148V19H149ZM185 18H186V16H185ZM220 18L222 19V17H220ZM227 18H228V17H227ZM229 18H230V17H229ZM259 18H260V17H259ZM259 18L257 17V20H258ZM54 19H56V17H55ZM115 19H116V18H115ZM126 19H127V18H126ZM179 19H180V18H179ZM188 19H189V17H188ZM223 19H224V17H223ZM236 19L234 18V20H236ZM5 20H6V21H5ZM60 20H61V19H60ZM96 20H97V19H96ZM101 20H102V19H101ZM111 20H112V19H111ZM124 20H125V19H124ZM137 20H141V19H137ZM212 20H213V19H212ZM212 20H211V21H212ZM215 20H216V21H215L213 24L216 23V24L219 25V24H220V23L218 22L219 19H218V20L215 19ZM229 20H230V19H229ZM237 20H238V19H237ZM237 20H236V21H237ZM252 20H253V17H252ZM23 21H24V20H23ZM55 21H56V20H55ZM58 21H59V20H58ZM65 21H67V20H65ZM89 21H90V19H89ZM129 21H131V18H130ZM142 21H143V19H142ZM145 21H144V22H145ZM150 21H149V24H150ZM183 21H185V19H184ZM183 21H182V22H183ZM211 21H210V22H211ZM230 21H231V20H230ZM236 21H233V24H235L234 22H236ZM250 21H251V19L248 20L246 23H248V22H250ZM262 21H263V20H262ZM4 22H3V23H4ZM14 22H15V21H14ZM56 22H57V21H56ZM59 22H62V21H59ZM63 22H64V21H63ZM118 22H119V21H118ZM125 22L127 23V21H125ZM147 22H148V21H147ZM188 22H189V21H188ZM210 22H209V23H210ZM240 22H241V21H240ZM253 22H254V21H253ZM253 22H252V23H253ZM23 23H24V22H23ZM54 23H55V22H54ZM74 23H75V22H74ZM94 23H95V22H94ZM107 23H109V22H107ZM120 23H121V22H120ZM130 23L132 24V21H131ZM137 23H138V22H137ZM140 23H141V22H140ZM190 23H191V22H190ZM228 23H229V22H228ZM257 23H258V22H257ZM10 24H11V23H10ZM12 24H13V23H12ZM21 24H22V23H21ZM21 24H20V25H21ZM24 24H25V23H24ZM30 24H31V23H30ZM58 24H60V23H58ZM62 24H63V23H62ZM70 24H71V23H70ZM72 24H73V23H72ZM105 24H106V23H105ZM123 24H124V23H123ZM143 24H144V23H143ZM143 24H140V25L143 26ZM145 24H146V23H145ZM184 24H185V23H184ZM233 24H232V25H233ZM236 24H237V23H236ZM238 24L241 25L240 23H238ZM238 24H237V25H238ZM242 24H243V23H242ZM250 24H251V22H250ZM254 24H255V23H254ZM262 24H264V22H263ZM8 25H9V23H8ZM22 25H23V24H22ZM22 25H21V26H22ZM26 25H27V24H26ZM76 25H77V24H76ZM94 25H95V24H94ZM96 25H97V24H96ZM124 25H125V24H124ZM132 25H133V24H132ZM147 25H148V24H147ZM191 25H192V23H191ZM220 25H221V24H220ZM220 25H219V26H220ZM227 25H228V24H227ZM259 25H260V24H259ZM9 26H10V25H9ZM48 26H46L45 29H46ZM72 26H73V25H72ZM115 26H116V25H115ZM120 26H121V25H120ZM129 26L131 27V25H129ZM133 26H134V25H133ZM187 26H188V24H187ZM233 26H234V25H233ZM235 26H236V25H235ZM244 26H245V25H244ZM252 26H253V25H252ZM1 27H2V26H1ZM5 27H7V26H5ZM26 27H27V26H26ZM26 27H25V28H26ZM59 27H60V25H59ZM59 27H58V28H59ZM67 27H68V26H67ZM67 27H65V28L67 29ZM73 27H75V26H73ZM73 27H72V28H73ZM117 27H118V26H117ZM127 27H128V26H127ZM137 27H138V26H137ZM139 27H140V26H139ZM223 27H224V26H223ZM229 27H230V26H229ZM238 27H239V26H238ZM261 27H262V26H261ZM61 28H63V27H61ZM100 28H101V26H100ZM128 28H129V27H128ZM132 28H133V29H132ZM132 28H131L132 30L128 29V30H130V32H131V35L129 36V38H128V36H126V37H127L126 39L129 40L130 42H128V41H121L120 39H117V44H115V45H116V48H117V50H118L119 53L117 52L118 54H116V55H117V58H116L115 55H113V56H115L116 59H118V55L121 53L120 50L123 51V52H124V51H127V53H129L130 48H129L128 44L131 43V45H132V42H131L132 40H134V41L137 40L138 42L136 41L137 43H136V42H134V43L138 44V43H139V40H138L139 37H140V36H144L143 33H142V35H140V34H141V31H140V32L138 31L139 28H136V25H135V27H132ZM148 28H149V27H148ZM190 28H191V27H190ZM215 28H216V27H215ZM219 28H220V27H219ZM221 28H222V27H221ZM240 28H241V26H240ZM263 28H264V26H263ZM263 28H262V29H263ZM3 29H6V28H3ZM15 29H16V28H15ZM21 29H22V28H21ZM23 29H24V28H23ZM49 29H50V28H49ZM97 29H99V28H97ZM101 29H102V28H101ZM105 29H106V28H105ZM107 29H108V28H107ZM107 29H106V30H107ZM121 29H122V28H121ZM141 29H142V28H141ZM149 29H150V28H149ZM192 29H193V28H192ZM216 29H217V28H216ZM224 29H225V28H224ZM231 29H232V28H231ZM231 29H230V30H231ZM235 29H236V27H235ZM237 29H238V28H237ZM252 29H253V27H252ZM255 29H256V28H255ZM10 30H11V29H10ZM42 30H44V28H42ZM52 30H53V28H52ZM56 30L59 31L58 29H56ZM60 30H61V29H60ZM62 30H63V29H62ZM62 30H61V31H62ZM103 30H104V29H103ZM115 30H116V29H115ZM139 30H140V29H139ZM154 30H155V29H154ZM184 30H185V32H186V33H185V34H186V37H188V39H187V38H186V39L189 40V41H190L189 44L192 45L191 47H190L189 44L186 45V43H183L185 38L182 36V32H183ZM214 30H215V29H214ZM239 30H240V29H239ZM239 30H238V31H239ZM31 31H32V30H31ZM40 31H41V29H40ZM47 31H48V30H47ZM50 31H51V29H50ZM61 31H59V32H61ZM67 31H68V30H67ZM69 31H70V29H69ZM118 31H119V30H118ZM142 31H143V29H142ZM145 31H146V30H145ZM215 31L217 32V30H215ZM226 31H227V30H226ZM233 31H234V30H233ZM242 31H244V30H242ZM248 31H249V29H248ZM257 31H258V30H257ZM5 32H6V31H5ZM5 32H4V33H5ZM8 32H9V31H8ZM28 32H29V30H28ZM34 32H35V31H34ZM52 32H55V31L53 30ZM59 32H58V33H59ZM62 32H64V31H62ZM98 32H99V31H98ZM101 32H102V31H101ZM106 32H107V31L104 32V34H103L104 36H106V34H107ZM147 32H148V31H147ZM228 32H229V31H228ZM246 32H247V31L245 30V33H246ZM249 32H250V31H249ZM251 32H252V30H251ZM261 32H262V31H261ZM31 33H32V32H31ZM38 33H39V32H38ZM42 33H43V31H42ZM45 33H46V32H45ZM47 33H48V32H47ZM68 33H69V32H68ZM102 33H103V32H102ZM105 33H106V34H105ZM120 33H122V32L120 31ZM217 33H218V32H217ZM223 33H224V31H223ZM5 34H6V33H5ZM33 34H34V33H33ZM62 34H63V33H62ZM73 34H74V33H73ZM98 34H99V33H98ZM115 34H116V32H115ZM153 34H154V33H153ZM160 34H162V33L160 32ZM183 34H184V33H183ZM196 34H197V32H196ZM224 34H225V33H224ZM226 34H227V33H226ZM228 34H230V33H228ZM228 34H227V36H228ZM235 34H236V32H235ZM239 34H240V31H239ZM40 35H42V34H40ZM46 35H47V34H46ZM51 35H52V34H51ZM57 35H58V34H57ZM121 35H122V34H121ZM123 35H127V33H125V34H123ZM198 35H199V34H198ZM220 35H221V34H220ZM244 35H245V34H244ZM252 35H254V34H252ZM42 36H43V35H42ZM76 36H77V34H76ZM104 36H103V37H104ZM119 36H120V35H119ZM119 36H118V37H119ZM149 36H151V35H149ZM166 36H167V37H166ZM184 36H185V35H184ZM196 36H197V35H196ZM204 36H205V35H204ZM211 36H212V34H211ZM225 36H226V35H225ZM238 36H239V35H238ZM245 36H246V35H245ZM248 36H249V35H248ZM248 36H247V37H248ZM40 37H41V36H40ZM40 37H39V39H40ZM57 37H58V36H57ZM73 37L75 38V36L72 35L71 38L73 39ZM118 37H117V38H118ZM144 37H146V36H144ZM144 37H143V38H144ZM198 37H199V36H197L196 38H198ZM228 37H229V36H228ZM241 37H243V36L241 35ZM251 37H252V36H251ZM254 37H255V36H254ZM6 38H7V37H6ZM29 38H30V37H29ZM62 38H63V36H62ZM65 38H66V37H65ZM104 38H106V37H104ZM107 38H109V36H108ZM132 38H134V39H132ZM140 38H141L140 41H141V40H144V41L146 40V38H145V39H142V37H140ZM147 38H148V37H147ZM149 38H150V40H151V37H149ZM201 38H202V37H201ZM212 38H213V37H212ZM214 38H215V37H214ZM220 38H221V37H220ZM220 38H219V39H220ZM225 38H226V37H225ZM229 38H231V37H229ZM236 38H237V37H236ZM244 38H245V37H244ZM249 38H250V37H249ZM255 38H256V37H255ZM27 39H28V38H27ZM41 39H42V37H41ZM48 39H49V38H48ZM48 39H47V40H48ZM77 39H79V38H77ZM102 39H103V38H102ZM110 39H111V38H110ZM152 39H153V37H152ZM208 39H209V37H208ZM240 39H241V38H240ZM240 39H238V40H240ZM5 40H6V39H5ZM30 40H31V39H30ZM44 40H45V39H44ZM49 40H50V39H49ZM61 40H63V39H61ZM74 40H75V39H74ZM113 40H114V39H113ZM113 40L111 39L110 42H112ZM150 40H147V42L142 41L143 44H144V43L148 44L147 46H146V44H145L144 46H145V49L149 46V48H148L149 51H150V48L152 49V47H151V42H150V44L148 43V41H150ZM182 40H183V42H182ZM198 40H200V38H199ZM198 40H197V41H198ZM205 40L208 41V43H209V40H207L206 38H205ZM212 40H213V39H212ZM224 40H225V39H224ZM236 40H237V39H236ZM243 40H244V39H243ZM245 40H246V38H245ZM254 40H255V39H254ZM51 41H52V40H51ZM54 41H55V40H54ZM72 41H73V40H72ZM84 41H85V40H84ZM158 41H159V40H158ZM200 41H201V40H200ZM200 41H199V42H200ZM202 41H203V40H202ZM219 41H220V40H219ZM222 41H223V40H222ZM225 41L227 42L228 39L225 40ZM247 41H248V40H247ZM7 42H8V40H7ZM30 42H31V41H30ZM38 42H40V40H39ZM73 42H74V41H73ZM75 42H76V40H75ZM77 42H78V41H77ZM77 42H76V43H77ZM93 42H94V41H93ZM105 42H106V40H105ZM153 42H154V41H153ZM204 42H205V41H204ZM210 42H211V41H210ZM220 42H221V41H220ZM243 42H245V41H243ZM249 42H250V41H249ZM249 42H248V43H249ZM10 43H11V42H10ZM31 43H32V42H31ZM34 43H35V42H34ZM40 43H43V42H40ZM78 43H79V42H78ZM101 43H102V42H101ZM103 43H104V42H103ZM106 43H107V42H106ZM162 43H163V42H162ZM162 43H161V44H162ZM208 43H207V44H208ZM227 43H228V42H227ZM229 43H230V42H229ZM239 43H240V42H239ZM241 43H242V42H241ZM241 43H240V44H241ZM56 44H57V43H56ZM58 44H59V46H60L61 48H63V49L65 48V45L62 44L61 42L58 43ZM74 44H75V43H74ZM111 44H112V43H111ZM139 44H140V43H139ZM153 44H154V46H155V45L158 44V43H157V42H156V43L154 42ZM165 44H166L165 47H167V43H165ZM209 44H210V43H209ZM243 44H244V43H243ZM246 44H247V43H246ZM2 45H3V44H2ZM25 45H26V44H25ZM38 45H39V44H38ZM42 45H43V44H42ZM133 45H134V44H133ZM141 45H142V44H141ZM162 45H164V43H163ZM199 45H200V43H199ZM199 45H198V49H196V50H199V52H200L199 54H201V55H199L198 58H200V56H202V57L205 56V55H203V54H204V53H203L204 51H202V50H204V48L201 49V47H200ZM202 45H203V44H202ZM202 45H201V46H202ZM205 45H206V44H205ZM214 45H215V44H214ZM220 45H221V43H220ZM228 45H230V47H231L232 44H228ZM228 45H227V46H228ZM235 45H236V44H235ZM244 45H245V44H244ZM247 45H248V44H247ZM31 46H33V45H31ZM35 46H36V45H35ZM43 46H44V45H43ZM76 46H77V45H76ZM106 46H107V45H106ZM108 46H109V44H108ZM112 46H113V44H112ZM138 46H139V45H138ZM157 46H158V45H157ZM157 46H156V47H157ZM203 46H204V45H203ZM211 46H212V44H211ZM211 46H210V47H211ZM221 46H223V47L225 46V45H223V42H222V45H221ZM79 47H80V46H79ZM85 47H86V46H85ZM134 47H135V45H134ZM134 47H133V48H134ZM156 47H155V49L158 50V48H156ZM158 47H159V46H158ZM185 47H184V49H185ZM205 47L207 48V45H206ZM215 47H217V45H216ZM223 47H222V48H223ZM237 47H239V46H235V48H236L237 50H239ZM245 47L247 48V46H245ZM3 48H4V47H3ZM38 48H39V47H38ZM42 48H44V47H42ZM75 48H76V47H75ZM109 48H110V47H109ZM111 48H112V47H111ZM114 48H115V46H114ZM159 48H160V47H159ZM167 48H168V47H167ZM167 48H165L166 51L168 50ZM213 48H214V47H213ZM217 48H218V47H217ZM217 48H216V49H217ZM231 48H232V47H231ZM231 48H229V50H230ZM233 48H234V47H233ZM243 48H244V47H243ZM249 48H250V47H249ZM253 48H254V47H253ZM256 48H257V46L255 47V49H256ZM26 49H27V48H26ZM36 49H37V48H36ZM54 49H55V48H54ZM71 49H72V48H71ZM128 49H129V50H128ZM143 49H144V48H143ZM155 49H154V50H155ZM181 49H180V50H181ZM227 49H228V48H227ZM236 49H235L234 51H236ZM244 49H245V48H244ZM251 49H252V48H251ZM28 50H29V49H28ZM43 50H45V49H43ZM146 50H147V49H146ZM146 50H145V51H146ZM159 50H160V49H159ZM159 50H158V51H159ZM191 50H192V49H191ZM205 50H206V49H205ZM208 50H209V49H208ZM211 50H212V49H211ZM213 50H214V49H213ZM217 50H218V49H217ZM220 50H221V49H220ZM220 50H219V52H220ZM222 50H223V49H222ZM225 50H226V48H225ZM225 50H224V52H225ZM240 50H241V49H240ZM240 50H239V51H240ZM257 50H258V48H257ZM257 50H256V51H257ZM3 51H4V50H3ZM132 51H133V50H132ZM143 51H144V50H143ZM151 51L153 52V50H151ZM182 51L184 52V50H182ZM234 51H233V52H234ZM256 51H255V53L259 52V51H257V52H256ZM31 52H32V51H31ZM37 52H38V51H37ZM123 52H122V53H123ZM139 52H141V51L139 50ZM160 52H162V51H160ZM160 52H159V53H160ZM167 52H168V51H167ZM169 52H171V51H169ZM216 52H217V51H216ZM222 52H223V51H222ZM227 52H228V51H227ZM227 52H226V53H227ZM237 52H238V51H237ZM22 53H23V52H22ZM27 53H28V52H27ZM33 53H34V52H33ZM45 53H46V52H45ZM113 53H114V52H113ZM127 53H126V54H127ZM133 53L135 54V51H133ZM163 53H164V52H163ZM171 53H172V52H171ZM193 53H192V54H193ZM196 53H197V52L194 53L195 58H196ZM211 53H212V52H211ZM220 53H221V52H220ZM77 54H78V53H77ZM124 54H125V52H124ZM124 54H123V57L125 56ZM134 54H133V55H134ZM137 54H138V53H137ZM169 54H170V53H169ZM207 54H208V52H207ZM212 54H213V53H212ZM212 54H211V55H212ZM222 54H223V53H222ZM227 54H228V53H227ZM230 54H232V53H230ZM235 54H236V53H235ZM239 54H240V53H239ZM246 54H248V53L246 52ZM253 54H254V53H253ZM12 55H13V54H12ZM15 55H16V54H15ZM21 55H22V54H21ZM24 55H26V54H24ZM41 55H42V54H41ZM81 55H82V53H81ZM120 55H121V54H120ZM129 55H130V54H129ZM148 55H150V54L148 53ZM160 55H161V54H160ZM170 55L173 56L172 54H170ZM175 55H176V54H175ZM215 55H216V57L218 58L217 60H219V61L221 60V63H222V58L220 59L221 55L219 54V55H220V56H219V55H218V52L215 53ZM215 55L211 56L212 59L215 58V57H214ZM217 55H218L219 57H218ZM232 55H233V54H232ZM236 55H238V53H237ZM17 56H18V55H17ZM34 56H35V55H34ZM44 56H45V55H44ZM51 56H52V55H51ZM88 56H89V55H88ZM88 56H87V57H88ZM138 56H139V55H138ZM143 56H144V55H143ZM146 56H147V55H146ZM151 56H152V55H151ZM154 56H155V55H153V57H154ZM194 56H193V57H194ZM207 56H208V55H207ZM239 56H240V55H239ZM239 56H238V57H239ZM241 56H242V55H241ZM252 56H253V55H252ZM259 56H262V54H260ZM263 56H264V55H263ZM4 57H5V56H4ZM4 57H2V58H4ZM23 57H24V56H23ZM38 57H39V56H38ZM125 57H127V56H125ZM157 57H158V59H159V55H158ZM162 57H163V56H162ZM164 57H165V56H164ZM209 57H210V56H209ZM223 57H224V55H223ZM225 57H226V56H225ZM247 57H248V56H247ZM256 57H257V56H256ZM256 57H254V58H256ZM19 58H20V57H19ZM42 58H43V57H42ZM47 58H48V57H47ZM76 58H77V57H76ZM113 58H114V57H113ZM137 58H138V57H137ZM151 58H152V57H151ZM180 58H181V57H180ZM182 58H183V57H182ZM182 58H181V59H182ZM189 58H190V57H189ZM191 58H192V56H191ZM191 58H190V62H187L188 64L192 62V61H191ZM198 58H197V59H198ZM227 58H228V57H227ZM230 58H232V56H231ZM236 58H237V57H236ZM239 58L241 59V57H239ZM244 58H245V57H244ZM244 58H243V59H244ZM252 58H253V57H252ZM262 58H264V57H262ZM0 59H1V58H0ZM25 59H26V58H25ZM35 59H36V58H35ZM49 59H50V58H49ZM110 59H111V58H110ZM116 59H115V60H116ZM121 59H123V58L121 57ZM121 59H120V57H119V61H120ZM138 59H139V58H138ZM163 59H164V58H163ZM184 59H185V57H184ZM193 59H194V58H193ZM200 59H201V58H200ZM200 59H198V60L200 61ZM202 59H203V58H202ZM202 59H201V60H202ZM204 59H205V58H204ZM210 59H211V58H210ZM233 59H234V58H233ZM249 59H250V58H249ZM260 59H261V58H260ZM22 60H23V59H22ZM36 60H37V59H36ZM39 60H40V59H39ZM47 60H48V59H47ZM89 60H90V59H89ZM89 60H88V62H89ZM123 60H125V58H124ZM151 60H152V59H151ZM156 60H157V58H156ZM161 60H162V58H161ZM213 60L216 61V59H213ZM237 60H238V59H237ZM258 60H259V59H258ZM11 61H12V60H11ZM40 61H41V60H40ZM117 61H118V60H117ZM119 61H118V62H119ZM130 61H131V59H130ZM186 61H187V60H186ZM188 61H189V60H188ZM194 61H195V60H194ZM206 61H207V60H206ZM211 61H212V60H211ZM211 61L209 62V60H208L209 64H211V66H213L212 68H213V71H214V69H216L217 67L215 68L216 65H215V66L213 65V63H215V62L212 61V62H213V63H212ZM224 61H225V60H224ZM227 61H228V60H227ZM227 61H226V63H227ZM5 62H6V61H5ZM28 62H29V60H28ZM58 62H59V61H58ZM90 62H91V61H90ZM92 62H93V61H92ZM113 62H114V61H113ZM118 62H117L118 65L121 64V63H118ZM126 62H127V60H126ZM139 62H140V61H139ZM151 62H153V61H151ZM177 62H178V61H177ZM195 62H196V61H195ZM195 62H194V63H195ZM197 62H198V61H197ZM216 62H217V61H216ZM228 62H229V61H228ZM240 62H241V60H240ZM257 62H258V61H257ZM259 62H260V61H259ZM3 63H4V62H3ZM34 63H35V62H34ZM38 63H39V62H38ZM38 63H37V64H38ZM42 63H46V62H43V60H42ZM42 63H41V64H42ZM49 63H50V62H49ZM63 63H64V62H63ZM66 63H67V62H66ZM66 63H65V64H66ZM85 63H86V62H85ZM115 63H116V61H115ZM115 63H114V64H115ZM124 63H125V62H124ZM162 63H163V62H162ZM218 63H220V62H218ZM218 63H217V64H218ZM221 63H220V64H221ZM235 63H236V61H235ZM238 63H239V62H238ZM252 63H253V62H252ZM252 63H251V65H253ZM1 64H2V63H1ZM1 64H0V65H1ZM35 64H36V63H35ZM46 64H47V63H46ZM46 64H45V65H46ZM55 64H56V63H55ZM91 64H92V63H91ZM142 64H143V62H142ZM166 64H167V63H166ZM168 64H169V63H168ZM180 64H181V62H180ZM198 64H199V62H198ZM222 64H223V63H222ZM248 64H249V63H248ZM14 65H15V64H14ZM33 65H34V64H33ZM60 65H61V64H60ZM72 65H73V64H72ZM96 65H97V64H96ZM99 65H100V64H99ZM159 65H160V64H159ZM162 65L164 66V64H162ZM182 65H183V63H182ZM184 65H185V64H184ZM192 65H193V64H192ZM196 65H197V64H196ZM205 65H208V64L205 63ZM227 65H228V64H227ZM243 65H244V64H243ZM243 65H242V66L240 65V66H241V69H243V68H242ZM245 65H246V64H245ZM258 65H259V64H258ZM20 66H21V65H20ZM29 66H30V65H29ZM36 66H37V65H36ZM39 66H40V65H39ZM43 66H44V65H43ZM49 66H50V65H49ZM56 66H57V68H58V64H57ZM73 66H74V65H73ZM116 66H117V65H116ZM120 66H121V65H120ZM120 66H119V68H120ZM122 66H123V64H122ZM141 66H142V65H141ZM198 66L200 67V69H201L200 71H201V72L204 71V72L202 73V77L204 78L205 81H207V80H208L207 78H209V77H210L209 80L212 78L210 81L208 80V82H206V83H208V84L211 85V86H213V85L215 84L214 88H215V87L218 88V86L220 85L218 89H222L220 92H223L225 88L223 89L222 87H223V85H224L225 83H224L222 80H220V78L216 80V78L214 77L215 75H216V77H217V76H218L217 73H219V72L217 71V73H216L215 75L213 74V75H214L213 77L215 78V79H214L213 77H211V75H210L211 73L208 74V72H209V68H210V71L212 70L211 67L208 68V66H207L208 70H207V68L205 69L204 67H206V66H204V63H203V62H202L200 65H198ZM221 66H222V65H221ZM9 67H10V66H9ZM18 67H19V66H18ZM22 67L25 68L24 66H22ZM44 67H45V66H44ZM46 67H47V66H46ZM61 67H62V66H61ZM148 67H149V66H148ZM154 67H155V66H154ZM158 67H159V66H158ZM166 67H168V66H166ZM175 67H176V66H175ZM189 67H190V65H189ZM193 67H195L194 69H197V68H196L197 66H195V65L192 66L190 69H192ZM199 67H198V68H199ZM218 67H219V65H218ZM228 67H229V66H228ZM232 67H233V66H232ZM262 67H263V64H262ZM28 68H29V67H28ZM112 68H114V67H112ZM116 68H117V67H116ZM119 68H117V71H118ZM123 68H124V67H123ZM130 68H131V67H130ZM138 68H139V67H138ZM186 68H187V67H186ZM229 68H230V67H229ZM254 68H255V66H254ZM263 68H264V67H263ZM263 68H262V69H263ZM21 69H22V68H21ZM31 69H32V68H30V70H31ZM33 69H35V68H33ZM37 69H41V68H37ZM42 69H43V68H42ZM52 69H53V68H51V71H50V72H52ZM59 69H60V68H59ZM99 69H100V68H99ZM145 69H146V68H145ZM158 69H159V68H158ZM169 69H171V68L169 67ZM176 69H177V67H176ZM178 69H179V68H178ZM178 69L175 70V72H179V73H180V71H178ZM204 69H205V70H204ZM239 69H240V68H239ZM247 69H248V68H247ZM0 70H1V69H0ZM5 70H6V69H5ZM53 70H54V69H53ZM64 70H65V68L62 67V71H64ZM119 70H120V69H119ZM137 70H138V69H137ZM182 70H183V69H182ZM192 70H193V69H192ZM192 70H190V71H192ZM245 70H246V68H245ZM253 70H254V69H253ZM11 71H12V70H11ZM25 71H26V70H25ZM46 71H47V70H46ZM48 71H49V70H48ZM99 71H100V70H99ZM121 71H122V70H121ZM123 71H124V70H123ZM126 71H127V70H126ZM135 71H136V70H135ZM153 71H154V70H153ZM159 71H160V70H158V72H159ZM163 71H164V69H163ZM187 71H188V70H187ZM213 71H212V72H213ZM215 71H216V70H215ZM9 72H10V71H9ZM12 72H13V71H12ZM22 72H23V71H22ZM34 72H35V71H34ZM64 72H65V71H64ZM130 72H131V71H130ZM143 72H144V71H143ZM156 72H157V71H156ZM166 72H168V71H166ZM169 72H170V71H169ZM184 72H185V71H184ZM251 72H252V71H251ZM20 73H21V72H20ZM31 73H32V72H31ZM35 73H36V72H35ZM44 73H46V72H44ZM54 73H55V70H54ZM137 73H138V72H137ZM145 73H146V72H145ZM164 73H165V71H164ZM164 73H163V76H164ZM173 73H174V72L172 71V74H173ZM185 73H186V72H185ZM191 73H192V72H191ZM196 73H197V72H196ZM198 73H200V72H198ZM213 73H215V72H213ZM261 73H262V72H261ZM12 74H13V73H12ZM32 74H33V73H32ZM40 74H41V72H40ZM99 74H100V73H99ZM99 74H98V75H99ZM107 74H108V73H107ZM115 74L118 76L120 73L118 74V73L115 71ZM122 74H123V72H122ZM124 74H125V73H124ZM126 74H127V73H126ZM128 74H129V73H128ZM138 74H139V73H138ZM150 74H151V73H150ZM160 74H161V73H160ZM165 74H166V73H165ZM176 74H177V73H176ZM183 74H184V73L182 72L181 75H183ZM192 74H193V73H192ZM192 74H191V75H192ZM235 74H236V73H235ZM258 74H259V73H258ZM28 75H29V74H28ZM36 75H37V74H36ZM41 75H42V74H41ZM43 75H45V74H43ZM54 75H55V74H54ZM93 75H94V74H93ZM132 75H133V74H132ZM146 75H147V73H146ZM148 75H149V74H148ZM152 75H153V73H152ZM177 75H178V74H177ZM198 75H200V74H196V77H197ZM209 75H210V76H209ZM221 75H222V74H221ZM242 75H243V74H242ZM254 75H255V74H254ZM259 75L263 76V74H259ZM0 76H1V74H0ZM33 76H34V74H33ZM37 76H39V75H37ZM55 76H56V75H55ZM55 76H54V77H55ZM119 76H120V75H119ZM123 76H124V75H123ZM126 76H127V75H126ZM134 76H135V75H134ZM138 76H140V75H138ZM149 76H150V75H149ZM168 76H171V75L168 74ZM168 76H165V77H168ZM184 76H185V74H184ZM261 76H260V78H261ZM49 77H50V76H49ZM58 77H59V76H58ZM129 77H131V76H129ZM199 77H200V76H199ZM202 77H200L201 80H202ZM222 77H223V76H222ZM244 77H245V76H244ZM249 77H251V76H249ZM249 77H248V79H249ZM263 77H264V76H263ZM14 78H15V77H14ZM42 78L44 79V76H42ZM47 78H48V77H47ZM69 78H70V77H69ZM109 78H110V77H109ZM117 78H119V77H117ZM120 78H121V77H120ZM123 78H124V77H123ZM132 78H133V77H132ZM144 78H145V77H144ZM148 78H150V77H147V79H148ZM151 78H152V77H151ZM159 78H160V77H159ZM170 78H171V77H170ZM174 78H177V77H174ZM174 78H173V79H174ZM254 78H255V77H254ZM17 79H18V78H17ZM38 79H39V78H38ZM49 79H50V78H49ZM49 79L47 80L48 82H49ZM73 79H74V76H73ZM138 79H139V78H138ZM140 79H141V78H140ZM153 79H154V78H153ZM181 79H182V78H180V80H181ZM224 79H225V78H224ZM230 79H231V77H230ZM245 79H246V78H245ZM0 80H1V79H0ZM9 80H10V79H9ZM33 80H34V79H33ZM57 80H58V78H57ZM59 80H60V79H59ZM119 80H120V79H118V81H119ZM130 80H132V79L130 78ZM154 80H155V79H154ZM175 80H176V79H175ZM185 80H187V77H185ZM198 80H199V79H198ZM218 80H220V82H217ZM238 80H239V79H238ZM238 80H237V81H238ZM250 80H252V79H250ZM250 80H249V81H250ZM255 80H256V79H255ZM255 80H254V81H255ZM260 80H261V79H260ZM262 80H263V78H262ZM7 81H8V80H7ZM22 81H23V80H22ZM35 81H36V80H35ZM40 81H41V80H40ZM50 81H51V79H50ZM134 81H136V80H134ZM149 81H150V80H149ZM156 81H157V79H156ZM188 81H189V80H188ZM221 81H222L224 84H222ZM235 81H236V80H235ZM257 81H258L259 83L261 82V81H259V80H257ZM257 81H255V82H257ZM263 81H264V80H263ZM263 81H262V83H263ZM45 82H46V81H45ZM48 82H47V83H48ZM52 82H53V80H52ZM120 82H121V80H120ZM122 82H123V81H122ZM140 82H141V81H140ZM140 82H139V83H140ZM147 82H148V81H147ZM147 82H146V86H145V87H148V85H153V84H154L153 81H152V84H148V85H147ZM159 82H160V81H159ZM163 82H164V81H163ZM163 82H162V80H161V83H163ZM177 82H179V81H177ZM193 82H194V81H193ZM198 82H200V81H198ZM211 82H212V83H211ZM215 82H216V83H215ZM226 82H227V81H226ZM4 83H5V82H4ZM61 83H62V82H61ZM118 83H119V82H118ZM136 83H137V82H136ZM139 83H138V84H139ZM166 83H167V82H166ZM169 83H170V82H169ZM182 83H183V81H182ZM203 83H204V82H203ZM206 83H205V84H206ZM217 83H220V84H218V86H217V85H216ZM237 83H238V82H237ZM8 84H10V83H7V85H8ZM28 84H29V83H28ZM39 84H40V83H39ZM43 84H44V83H43ZM51 84H54V83H51ZM51 84H50V85H51ZM126 84H127V83H126ZM128 84H130V83H129V79H128ZM134 84H135V83H134ZM156 84H157V83H156ZM156 84H154V86H151V87L154 88ZM167 84H168V83H167ZM173 84H175V83L173 82ZM221 84H222V85H221ZM226 84H227V83H226ZM234 84H235V83H234ZM240 84H241V82H240ZM249 84H251V82H250ZM263 84H264V83H263ZM10 85H11V84H10ZM23 85H24V84H23ZM32 85H33V84H32ZM37 85H38V83H37ZM45 85H46V83L44 84L43 87H45ZM50 85H49V86H50ZM58 85H59V84H58ZM124 85H125V84H124ZM131 85H132V84H131ZM182 85L185 86L184 88H186L185 90H186V92H188V94H189V92H190V95H189V96H190V98H192L194 95H192V97H191V93H192V91H189L190 88L188 89L189 86L187 85V82H185V83L182 84ZM252 85H253V84H252ZM252 85H251V87H252ZM259 85H260V87L262 86L261 84H259ZM13 86H14V85H13ZM33 86H34V85H33ZM54 86H55V85H54ZM125 86H127V85H125ZM128 86H129V85H128ZM128 86H127V88H128ZM136 86H137V85H136ZM138 86H142V84H141V85H138ZM138 86H137V88H138ZM176 86H178V85H176ZM176 86H175V88H176ZM206 86H208V85H206ZM206 86H205V87H206ZM224 86H225V85H224ZM238 86H239V85H238ZM4 87H5V86H4ZM38 87H39V86H38ZM38 87H37V89H39ZM46 87H47V86H46ZM132 87H133V85H132L130 88H132ZM172 87H173V86H172ZM192 87H193V86H192ZM220 87H221V88H220ZM253 87H254L253 90H255V87H256V86H253ZM258 87H259V86H258ZM263 87H264V86H263ZM263 87H261V88H259V89L262 90ZM140 88H141V87H140ZM143 88H144V86H142V89H143ZM149 88H150V87H148V89H149ZM153 88H152V89H153ZM173 88H174V87H173ZM175 88H174V90L176 91L177 88H176V89H175ZM206 88H207V87H206ZM212 88H213V87H211L210 89H208V88H207V89H208V90H211ZM227 88H229V87H227ZM230 88H231V86H230ZM46 89H48V88H46ZM51 89H52V88H51ZM111 89H112V88H111ZM145 89H146V88H144V90H145ZM168 89L170 90L171 88L168 87ZM202 89H203V88H202ZM256 89H257V88H256ZM259 89H258V90H259ZM41 90H42V89H41ZM57 90H58V89H57ZM59 90H60V89H59ZM63 90H64V89H63ZM144 90H143V91H144ZM165 90H167V88H166ZM229 90H230V89H229ZM249 90H250V89H249ZM253 90H252V91H253ZM258 90H256V91H258ZM45 91H46V90H45ZM48 91H49V90H48ZM48 91H46V93H47ZM113 91H114V90H113ZM137 91H138V90H137ZM137 91H136V92H137ZM140 91H141V90H140ZM151 91H152V90H151ZM172 91H173V89H172ZM177 91H178V90H177ZM193 91H194V89H193ZM213 91H214V89H213ZM256 91H255V93H256ZM259 91H260V90H259ZM259 91H258V92H259ZM41 92H42V91H41ZM41 92L39 91L40 94H41ZM52 92H53V91H52ZM52 92L50 91V93H52ZM54 92H55V91H54ZM59 92H61V91H59ZM64 92H65V91H64ZM149 92H150V91H149ZM165 92H166V94H168L169 92H171V90H170V91H165ZM179 92H180V91H179ZM186 92H185V96L187 95ZM218 92H219V90H218ZM225 92H226V93L228 92L227 89H226ZM231 92H232V91H231ZM253 92H254V91H253ZM262 92H264V91H262ZM37 93H38V90H36V94H37ZM43 93H44V92H43ZM43 93H42V94H43ZM62 93H63V92H62ZM67 93H68V92H67ZM138 93H139V92H138ZM138 93H137V94H138ZM147 93H148V92H147ZM147 93H144V92H143V95H144V94L147 95ZM153 93H155V92H154V89H153V91H152V94H153ZM156 93H158V92H156ZM172 93H175V92H172ZM183 93H184V92H183ZM183 93H182V94H183ZM229 93H230V92H229ZM229 93H228V94H229ZM28 94H31V93H28ZM32 94H33V92H32ZM40 94H39V95H40ZM54 94H55V93H54ZM60 94H61V93H60ZM65 94H66V93H65ZM140 94H141V93H140ZM150 94H151V93H150ZM150 94L148 93L149 97H150ZM158 94H159V93H158ZM158 94H157V95H158ZM166 94H164V96H165ZM176 94H177V93H176ZM258 94H259V93H258ZM258 94H257V95H258ZM261 94H262V93H261ZM263 94H264V93H263ZM263 94H262V95H263ZM11 95H12V94H11ZM14 95H15V94H14ZM50 95H51V94H50ZM66 95H67V94H66ZM116 95H117V94H116ZM116 95H114V93H113V96H116ZM131 95H132V94H131ZM169 95H170V94H169ZM197 95H199V94H197ZM259 95H260V94H259ZM262 95H260V96H262ZM6 96H7V95H6ZM31 96H32V95H31ZM37 96H38V94H37ZM44 96H45V95H44ZM55 96H56V95H55ZM63 96H64V95H63ZM113 96H111V97L113 98ZM127 96H128V95H127ZM162 96H163V95H162ZM171 96H172V95H171ZM174 96H175V94L172 96V98H174ZM195 96H196V95H195ZM233 96H234V95H233ZM233 96H232V97H233ZM252 96H253V95H252ZM22 97H23V96H22ZM28 97H29V96H28ZM48 97H49V96H48ZM68 97H69V96H68ZM83 97H84V96H83ZM90 97H91V95H90ZM111 97H110V98H111ZM125 97H126V96H125ZM145 97L148 98L147 96H145ZM151 97H152V96H151ZM176 97H177L178 99H180V102H179L178 99H177L178 101H176V100L174 101L172 98H171V99H172V102L174 101V104H175V102H179V104H178V103H176V104L178 105V107H179V109H180V112H181V109H183L182 107H184L185 112H187L188 114H189V112H190L189 110L191 109L192 115H197V116H195V117L204 118L205 115L207 116L206 113H205V115L203 114V117L200 116V115H202L201 113H202L203 111H201V112H199V114H197V113H198V112H197L198 107L195 108V109H196L195 111H196L197 113H196L195 111H194V113H196V114L193 113V111H192L193 108H191V105L193 104V101H194V100L192 101L188 96H186V97H188V98L192 101V104L190 103V105H188V103H189V99L186 98V97H185L186 99L183 98L184 95L180 96V97H182V98H179V94H178V96L176 95ZM200 97H201V96H200ZM210 97H211V96H210ZM37 98H38V97H37ZM60 98H61V97H60ZM66 98H67V97H66ZM117 98H118V97H117ZM128 98L131 99V97H128ZM153 98H154V96H153ZM155 98H156V97H155ZM159 98H160V96H159ZM166 98L168 99L169 96H168V97L166 96ZM193 98H194V97H193ZM205 98H206V97H205ZM211 98H212V97H211ZM211 98H209V99H211ZM230 98H231V97H230ZM233 98L235 99V96H234ZM236 98H237V97H236ZM114 99H115V97H114ZM118 99H119V98H118ZM175 99H176V98H175ZM184 99H185V100H184ZM195 99H197L198 104L201 103L202 101H203L202 103H205L204 100H202V99H200V98H199V99H200V100H199L200 102L198 101V98H195ZM234 99H232V100H234ZM247 99H248V98H247ZM260 99L262 100V99H264V97H260ZM28 100H29V99H28ZM62 100H63V99H62ZM65 100H66V99H65ZM120 100H121V99H120ZM128 100H129V99H128ZM147 100H148V99H147ZM169 100H170V99H169ZM186 100H187L188 102H187ZM227 100H228V99H227ZM56 101H57V100H56ZM111 101H112V99H111ZM131 101H132V103L134 104L135 109L139 112V114H140L141 116H140V115H137V117H135V116H136L135 113H137V112L132 113V114H134L135 116H133V115L131 114V112H128V113H130L133 117H131L130 115L128 116V117H130V119H128V121L126 120V122H128L127 125L129 124V126H133V127L138 126V129H137V136H136V138H134V137H128V136H130V135L126 136V137H128V138H126V139H127V143H128V145H126V146H127V147L130 146V145L132 146V143H133V144H134V143H140V144H142V145H143V144H146V145H145V148H146V147H148V144L150 145V144H153V142H154L153 146L151 145L152 148H149V149H148V150H150L149 152L147 151V148H146V150H144V151H145V152H148L149 154L151 153L150 155H152L153 152H154L155 154H153V156H154V155L156 156V157H154V158H155V159H156V158H159L160 155L163 154V153H161V150H160L159 148L156 147V146H158L157 143H158V141H159V139H158V141H157V143H156V139H157L156 136H158L159 133L157 134V133H156V130L154 129V127L157 126L156 124H158V123H154V125H153V122H152L153 119L151 120V118H153V117H149L150 115H149V116L147 115L148 112L145 111L144 109L140 108V107H142V106H139L140 104L137 103V99H136V101L133 100V99H132ZM141 101H142V100H141ZM151 101H152V100H151ZM162 101H163V100H162ZM164 101H165V100H164ZM166 101H167V100H166ZM195 101H196V100H195ZM211 101H212V99L210 100V102H211ZM218 101H219V100H218ZM221 101H224V100H221ZM238 101H239V100H238ZM2 102H3V101H2ZM7 102H8V101H7ZM40 102H41V101H40ZM58 102H60V101H58ZM62 102H63V101H62ZM70 102H71V101H70ZM114 102H115V101H114ZM145 102H146V101H145ZM148 102H149V101H148ZM154 102H155V101H154ZM159 102H161V101H159ZM169 102H170V101H169ZM169 102H167V103L169 104ZM172 102H170V104H173ZM197 102H196V103H197ZM208 102H209V101H208ZM208 102H207V103H208ZM224 102H225V101H224ZM262 102H263L262 104H264V100H262ZM28 103H29V102H28ZM47 103H48V102H47ZM63 103H64V102H63ZM115 103H116V102H115ZM115 103H114V105H115ZM123 103H125V102H123ZM161 103H162L163 106L165 107V105H166L165 102H161ZM196 103H195V104H196ZM202 103H201V104H202ZM228 103L230 104L231 101L228 100ZM234 103H235V102H234ZM236 103H237V102H236ZM248 103H249V102H248ZM7 104H8V103H7ZM57 104H58V103H57ZM66 104H67V103H65V106H67ZM71 104H72V103H71ZM125 104H126V103H125ZM133 104H132V105H133ZM154 104H155V103H154ZM162 104L160 105V104L158 103V105H160V106H159L160 108H162ZM164 104H165V105H164ZM168 104H167V108H168ZM170 104H169V105H170ZM174 104H173V105H174ZM195 104H194V106H195ZM201 104H200V105H201ZM205 104H206V103H205ZM212 104H213V103H212ZM232 104H233V103H232ZM239 104H240V103H239ZM5 105H6V104H5ZM43 105H44V104H43ZM68 105H70V104H68ZM76 105H77V104H76ZM145 105H146V104H145ZM148 105H149V104H147V106H148ZM203 105H204V104H203ZM224 105H225V103H224ZM224 105H223V106H224ZM11 106H12V105H11ZM49 106H50V105H49ZM54 106H56V105L54 104ZM72 106H73V105H72ZM116 106H118V104H116ZM121 106H122V105H121ZM124 106H125V105H124ZM147 106H146V107H147ZM171 106H172V105H171ZM189 106H190V107H189ZM192 106H193V105H192ZM196 106H197V105H196ZM201 106H202V105H201ZM204 106H205V105H204ZM204 106H202V107H203L204 111H206V110H205L206 108H205ZM208 106H210V105L208 104ZM208 106H207V107H208ZM212 106H214V105H212ZM226 106H227V105H226ZM229 106H231V105H229ZM229 106H228V107H229ZM232 106H233V105H232ZM232 106H231V107H232ZM251 106H252V105H251ZM68 107H69V108H68ZM73 107H74V106H73ZM122 107H123V106H122ZM156 107H157V105H156ZM159 107H158V110H159V111H158V114H159V112H160V114H162V115L165 114L164 111H161V110H163V109L160 110ZM164 107H163V108H164ZM214 107H217V105L214 106ZM224 107H225V106H224ZM238 107H239V106H238ZM260 107H261V106H260ZM260 107H259V108H260ZM29 108H30V107H29ZM37 108H38V107H37ZM53 108H55V107H53ZM62 108H63V107H62ZM62 108H61V110H63ZM125 108H126V107H125ZM132 108H133V107H132ZM152 108H153V107H152ZM165 108H166V107H165ZM165 108H164V110H165ZM174 108H175L174 106H173V108L171 107L172 110H173ZM186 108H189V110L187 109V111H186ZM208 108H209V111H210V107H208ZM208 108H207V111H208ZM212 108H213V107H212ZM232 108H233V107H232ZM26 109H27V108H26ZM56 109H57V107H56ZM67 109H68L67 111H70V110L72 111V108L70 109V106H67ZM69 109H70V110H69ZM116 109H118V108L116 107ZM126 109H127V108H126ZM150 109H151V108H149V110H150ZM156 109H157V108H156ZM169 109H170V108H169ZM171 109L169 110L170 112L166 109V110L168 111L167 114H166V117L163 116V119H164L163 122H165V118H166V124H165V125H167V122H169L168 120H170V122H169L170 124L168 123L169 126L172 125V124H174L175 121H176L177 119H179L178 117L181 116V115H178V114H179V113H178V110H176L177 107H176V109H175L177 112L172 111ZM199 109H201V108L199 107ZM203 109H201V110H203ZM220 109H221V108H220ZM220 109H219V110H220ZM224 109H225V108H224ZM3 110H4V109H3ZM52 110H53V109H52ZM59 110H60V109H59ZM113 110H114V109H113ZM143 110H144V111H143ZM193 110H194V109H193ZM217 110H218V108H217ZM229 110H230V109H229ZM248 110H249V109H248ZM26 111H27V110H26ZM77 111H78V110H77ZM89 111H90V110H89ZM118 111H119V110H118ZM118 111H117V112H118ZM123 111H124V110H123ZM131 111H132V110H131ZM182 111H183V110H182ZM188 111H189V112H188ZM199 111H200V110H199ZM211 111H212V110H211ZM211 111H210V113L207 112V113H208V117H209V114H210V117H211ZM232 111H233V109H231V112H232ZM235 111H236V110H235ZM57 112H58V109H57ZM57 112H56V114H59V113H60V112H59V113H57ZM78 112H79V111H78ZM125 112H126V111H125ZM133 112H134V111H133ZM144 112H146L147 114L144 113ZM156 112H157V111H156ZM163 112H164V113H163ZM183 112H184V111H183ZM183 112H181V114H182ZM215 112H216V110H215ZM233 112H234V111H233ZM252 112H253V111H252ZM255 112H256V111H255ZM257 112H260V111H257ZM44 113H45V112H44ZM44 113H43V114H44ZM52 113H53V112H52ZM72 113H73V111H72ZM119 113L121 114V112H119ZM119 113H118V115L120 116ZM128 113H127V114H128ZM222 113H223V112L221 111V114H222ZM236 113H237V111H236ZM250 113H251V112H250ZM253 113H254V112H253ZM56 114H54L52 117H55ZM74 114H75V113H74ZM74 114H73V115H74ZM78 114H79V113H78ZM155 114H156V113H155ZM158 114H157V116H158ZM188 114L185 113V116H188ZM217 114H218V113H217ZM238 114H239V112H238ZM240 114H241V113H240ZM247 114H248V113H247ZM260 114H261V113H260ZM260 114H259V115H260ZM60 115H61V113H60ZM60 115H59V116H60ZM73 115H72V116H73ZM183 115H184V114H183ZM189 115H191V113H190ZM198 115H199V116H198ZM218 115H219V114H218ZM227 115H228V114H227ZM263 115H264V114L262 113V116H263ZM0 116H1V115H0ZM61 116H63V115H61ZM69 116H70V115H69ZM76 116H78V115H76ZM113 116H114V115H113ZM124 116H125V115H124ZM138 116L142 118L143 122H142V120H141L140 118H139V120H138ZM160 116H161V115H160ZM206 116H205V117H206ZM212 116H213V115H212ZM234 116H235V115H234ZM236 116H237V115H236ZM236 116H235V117H236ZM242 116H244V115L242 114ZM116 117H118V116H116ZM121 117H123V116H121ZM181 117L184 118V116H181ZM190 117H191V116H190ZM190 117H188V118H189V122H195V123L193 124V126H194L193 129H196V131H199V130H197V129L200 128V127H199L198 125H195V124L197 123V120L195 119V120H193V121H190V119H191ZM208 117H207L206 120L209 122L210 119L208 120ZM221 117H222V116H221ZM223 117H224V116H223ZM225 117H226V116H225ZM229 117H230V116H229ZM232 117H233V115H232ZM238 117H239V115H238ZM238 117L236 118L237 120H238ZM248 117H249V116H248ZM50 118H51V117H50ZM55 118H56V120H57V117H55ZM61 118H62V117H61ZM61 118H58V119H60V121H61V120H62ZM69 118H70V117H69ZM74 118H76V119L78 120V117H75V116H74ZM74 118H73V119H74ZM92 118H93V117H92ZM118 118H119V117H118ZM124 118H125V117H124ZM124 118H123V119H124ZM158 118H159V117H158ZM183 118H180V120L182 119V121H183V120L185 121L186 119H185V118L183 119ZM186 118H187V117H186ZM211 118H214V117H211ZM215 118H216V117H215ZM218 118H219V117H218ZM240 118L242 119L243 117H240ZM245 118H247V116H245ZM253 118H254V117H253ZM38 119H39V118H38ZM47 119H48V118H47ZM88 119H89V118H88ZM175 119H176V120H175ZM193 119H194V116H193ZM197 119H198V118H197ZM216 119H217V118H216ZM233 119H234V118H233ZM241 119H240V120H241ZM243 119H244V118H243ZM243 119H242L241 121L244 122ZM50 120H51V119H50ZM56 120H54V121L56 122ZM77 120H76V121H77ZM115 120H116V119H115ZM119 120H120V118H119ZM121 120H122V119H121ZM174 120H175V121H174ZM180 120H179V121H180ZM199 120H200V119H199ZM206 120H203V122L205 121V123H207V124L204 125V127H205L206 125H208V122H207ZM230 120H231V119H230ZM237 120H234V121L236 122ZM246 120H247V119H246ZM254 120H255V119H254ZM260 120H261V119H260ZM3 121H4V120H3ZM54 121H52V122H54ZM60 121H59V123H61ZM72 121H73V120H72ZM90 121H91V120H90ZM140 121H141V122H140ZM173 121H174V123H171V122H173ZM184 121H183V122H184ZM200 121H201V120H200ZM214 121H215V120H214ZM225 121H226V120H225ZM238 121H239V120H238ZM238 121L236 122V124L238 123ZM241 121H239V122H241ZM248 121H249V120H248ZM43 122H44V121H43ZM66 122H67V121H66ZM86 122H87V121H86ZM88 122H89V121H88ZM124 122H125V121H124ZM160 122H161V121H160ZM177 122H178V121H177ZM186 122H187V121H186ZM186 122H185V123H186ZM189 122H188V123H189ZM212 122H213V121H212ZM217 122H218V121H217ZM249 122L251 123V121H249ZM253 122H254V121H253ZM56 123H57V122H56ZM77 123H79V122L77 121ZM185 123L182 124V122H180V123L178 122V128L180 129L179 132H178L177 126H176V128H171V129H168V128H170L171 126H170V127L167 126L168 128H167V127H164V126H165L164 123H163L164 126H162V129L164 128L165 132H166V130H167V132H168L169 130H171L172 132L176 133V134H174V135H177V136H178V139H179V138L181 139V141H179V142L181 143V144L179 143V144H180V147H179V145H178V141L176 140L177 138H175V137H173L174 139L172 138V141L174 140L173 143H172V142H169L170 139H171V138H169V139H168L169 141H165V143H164V141H163V143L160 142V144H161V143L164 144V145H165L164 147H167V146L170 147V146H171L170 144H173L172 147H171V148H173V149H171V152L173 153V151H175V152L178 151V153H177V155H174V154H172L171 152H169V153H171V156H169V157H171V159H172L175 163H178L177 165H180V167H181V165H182V168L184 167V165H186V166L189 168V170H188V171H185V172H188L189 174H190V172H191V174H194V175L198 178V179H197V178H194V179L192 180L193 177H192V175H191V179H189V178H188L189 176L187 177L186 174L182 172L183 174H185V177H184L183 175H182V176H179L177 180H178V181L181 180V181L185 184L184 186L189 185L190 188H191V190L193 189V191H195L194 193H196V191L198 192V193H197V194H198V197H196L197 194H194V195H195V196H193L194 198H197V199H198V198L202 197V198L205 200V201H204L205 203H207V202L210 203V202L213 200L212 198H217L220 194H221L220 197L223 196V195H222V193H217L218 196H215V194H214L215 197L212 196V198H211L212 200L210 201L209 198H210L211 195H210V196L208 195L210 192H208V193L205 192V191H204V188H207V187L209 186L208 184H209L210 180L214 179V180H212V181H213V182H216V181H215V177H216V173H217L216 170H218V172H219V169H220V172H221V171H223V170L225 169V168H224V169L222 168L223 170H221V167H220V165H221V166L224 165V164H221V163L224 161V157H225V156H224V157L222 156V157H223V160L220 162V164H218L219 160H218V162H216L217 165L220 167V168H218V166L215 164V160H217V159H215V158L219 157L218 154H217L218 151H219V147H218V148H216V147H217V145L219 146L220 144H217V145H216V143H213L212 145H215V146H216L215 148L218 149V150H216V152H217L216 154H217V155L215 156V155L213 154L214 158H213V157H210L209 159H206L204 155H205V153H206V147H207V146H206L205 144L207 143V145H208V142H206V143H205V142L202 143L203 140H201V142L199 141L200 143H197L198 145H196V147H195V144H193V143H189L190 141L192 142V140H194V143H196L197 141L195 140L196 138H194V135H193V139H192V140H191V138H190V141L187 140V137L191 135L190 133H192V132H190V128H192L190 125H192V124L189 123V124H190V125H189L188 123H186V124H185ZM227 123H228V122H227ZM39 124H40V123H39ZM53 124H54V123H53ZM63 124H64V123H63ZM84 124H85V122L81 124L82 127H83ZM96 124H97V123H96ZM107 124H108V123H107ZM114 124H115V123H114ZM122 124H124V123H122ZM200 124H201V123H200ZM203 124H204V123H203ZM203 124H202L201 126H203ZM209 124H211V123H209ZM217 124H218V123H217ZM223 124H224V123H223ZM238 124H239V123H238ZM244 124H245V122H244ZM263 124H264V123H263ZM67 125H68V124H67ZM91 125H92V124H90V126H91ZM93 125H94V124H93ZM175 125H176V124H175ZM211 125H212V124H211ZM218 125H219V124H218ZM218 125H217V126H218ZM234 125H235V124H234ZM249 125H250V124H249ZM100 126H101V125H100ZM102 126H103V125H102ZM129 126L127 127V126L125 125V129H126V130L124 129L125 134H126V132H129V131H127V128L129 129ZM153 126H154V127H153ZM158 126H159V125H158ZM173 126H174V125H173ZM189 126H190V128H189ZM212 126H215V125L213 124ZM235 126L237 127V125H235ZM238 126H239V125H238ZM243 126H244V125H243ZM259 126H260V125H259ZM39 127H40V126H39ZM63 127H64V126H63ZM71 127H72V126H70V128H71ZM79 127H80V126H79ZM126 127H127V128H126ZM133 127H130V128H133ZM195 127H196V128H195ZM197 127H198V128H197ZM209 127L212 128L211 126H208V127L206 126V128H209ZM240 127L243 129L242 126H240ZM252 127H253V126H252ZM256 127H257V126H256ZM61 128H62V127H61ZM87 128H88V127H86V129H87ZM91 128H92V126H91ZM106 128H107V127H106ZM158 128H159V127H156V129H158ZM166 128H167V129H166ZM202 128H203V127H202ZM202 128H200V129H202ZM206 128H205V129H206ZM217 128H218V127H217ZM254 128H255V127H254ZM254 128H253V129H254ZM259 128H260V127H259ZM65 129H66V128H65ZM100 129H101V128H100ZM134 129H135V128H134ZM134 129H133V130H134ZM160 129H161V128H160ZM193 129H192V130H193ZM205 129H204V130H205ZM242 129H241V130H242ZM244 129H245L246 131H245V132H244V131H241V132H244V133L247 132L248 135L251 137V138H249V139H253V140H255L254 138H258V137H256V134H257V133L254 132V131H256V132H260V129H258V127L256 128L257 130H252V129H250L249 127H245V126H244ZM97 130H98V129H97ZM135 130H136V129H135ZM176 130H177V131H176ZM192 130H191V131H192ZM208 130H209V129L205 130L204 132H207ZM221 130L223 131L224 129H221ZM261 130H264V129H261ZM39 131H40V130H39ZM73 131H74V130H73ZM80 131H81V130H80ZM201 131L203 132V130H201ZM218 131H219V130H217V132H218ZM60 132H61V131H60ZM131 132L136 133V132H134V131H132V130H131ZM157 132H159V131L157 130ZM162 132H164V131H160V133H162ZM193 132H195V131H193ZM239 132H240V131H239ZM43 133H44V132H43ZM66 133H67V132H66ZM69 133H70V132H69ZM114 133H115V132H114ZM196 133H197V132H195V134H196ZM200 133H201V132H200ZM210 133H211V132H210ZM219 133H221V131H220ZM224 133H225V132H222V134H224ZM228 133H230V132H227V134H228ZM247 133H246V134H247ZM63 134H64V133H63ZM85 134H87V133H85ZM115 134H116V133H115ZM121 134H122V133H121ZM129 134H130V133H129ZM131 134H132V133H131ZM163 134H164V133H163ZM163 134H162V135H163ZM193 134H194V133H193ZM198 134H199V133H198ZM203 134H206V133H202V136L205 137L204 139L207 140V137L204 136ZM208 134H209V133H208ZM212 134H213V133H212ZM232 134H233V133H232ZM239 134H240V133H239ZM239 134H238V135H239ZM258 134H260V133H258ZM133 135H134V134H133ZM169 135H171V132L169 133ZM169 135H168V136H169ZM199 135H201V134H199ZM230 135H231V134H230ZM230 135H229V136H230ZM238 135H237V137H238ZM243 135H244V134H243ZM68 136H69V135H68ZM68 136H67V137H68ZM120 136H121V135L119 134V137H120ZM122 136H123V135H122ZM122 136H121V139H122ZM171 136H173V134H172ZM213 136H214V135H213ZM218 136H221V134H219ZM218 136H217V137H218ZM241 136H242V134H241ZM67 137H66V138H67ZM75 137H76V136H75ZM82 137H83V136H82ZM163 137H164V136H163ZM163 137H162V138H163ZM166 137H167V134H166ZM169 137H170V136H169ZM190 137H191V136H190ZM196 137H198V136H196ZM199 137H200V136H199ZM215 137H216V135H215ZM227 137H228V136H227ZM246 137H247V136L245 135V139H246ZM64 138H65V137H64ZM70 138H71V137H70ZM73 138H74V137H73ZM93 138H94V137H93ZM115 138H117V137H115ZM123 138H124V137H123ZM162 138H161V139H162ZM201 138H202V137H200L199 140H200ZM219 138H221V137H219ZM230 138H231V136H230ZM230 138H229V140H231ZM242 138H243V136H242ZM247 138H248V137H247ZM261 138H262V136H261ZM261 138H260V139H261ZM263 138H264V135H263ZM86 139H87V138H86ZM119 139H120V138H119ZM161 139H160V140H161ZM163 139L165 140L166 138L164 137ZM188 139H189V137H188ZM202 139H203V138H202ZM216 139H217V138H216ZM237 139H238V138H237ZM249 139H248V140H249ZM65 140H66V139H65ZM68 140H69V139H68ZM70 140H72V139H70ZM70 140H69V141H70ZM89 140H90V139H89ZM122 140H123L122 143H124V142H125V141H124L125 139H122ZM208 140H209V139H208ZM220 140H222V139H220ZM253 140H252L251 143H254V142H255V141L253 142ZM33 141H34V140H33ZM69 141H67V142H69ZM73 141H74V140H73ZM78 141H79V140H78ZM87 141H88V140H87ZM95 141H96V140H95ZM195 141H196V142H195ZM204 141H205V140H204ZM216 141H218V140H216ZM245 141H246V140H245ZM249 141H250V140H249ZM257 141H258V140L256 139V143H254V149H256L254 152L257 153V154H259V153H263V154H261V156L263 157V155H264V150H263V149H264V147H263L264 144L261 145L262 142L259 143L260 140H259L258 142H257ZM262 141H263V140H262ZM101 142H102V141H101ZM103 142H104V141H103ZM221 142H222V141H221ZM247 142H248V141H247ZM263 142H264V141H263ZM69 143L71 144L72 142H69ZM73 143H74V142H73ZM76 143H77V142H76ZM89 143H90V142H89ZM93 143H94V142H93ZM119 143H120V142H119ZM119 143H118V144H119ZM187 143H188V145H187ZM222 143H223V142H222ZM251 143H249V144H251ZM17 144H18V143H17ZM125 144H126V142H125ZM160 144H159V146H160ZM227 144H228V143H227ZM36 145H37V144H36ZM61 145H62V144H61ZM64 145H65V144H64ZM87 145H88V144H87ZM138 145H139V144H138ZM166 145H167V146H166ZM222 145H224V144H222ZM245 145H246V144H245ZM247 145H248V144H247ZM251 145H252V147H253V144H251ZM251 145H250V146H251ZM67 146H68V145H67ZM67 146H66V147H67ZM73 146H74V145H73ZM90 146H91V145H90ZM94 146H95V145H94ZM133 146L135 147V145H133ZM140 146H141V145H140ZM161 146H162V145H161ZM210 146H211V145H210ZM210 146H208V149H211V148H212L213 150H215V148L212 147V146H211V148H209ZM220 146H221V145H220ZM232 146H233V145H232ZM74 147H76V146H74ZM91 147H93V146H91ZM114 147H115V146H114ZM120 147H121V146H120ZM134 147H133V148H134ZM138 147H139V146H138ZM149 147H150V146H149ZM155 147H156V148H155ZM169 147H168V148H169ZM190 147H191V148H190ZM129 148H130V147H128L127 149H129ZM136 148H137V146H136ZM136 148H135V149H136ZM140 148H142V146H141ZM153 148H155V149H153ZM161 148H162V147H161ZM174 148L177 149V151L174 150ZM227 148H228V147H227ZM239 148H240V147H239ZM250 148H251V147H249L248 149L250 150ZM261 148H262V149H261ZM67 149H68V148H67ZM67 149H66V150H67ZM79 149H80V148H79ZM123 149H125V148H123ZM164 149H165V148H164ZM102 150H103V149H102ZM106 150H107V149H106ZM106 150H105V151H106ZM140 150H141V149H140ZM166 150H167V148H166ZM168 150H170V149H168ZM172 150H173V151H172ZM220 150H221V148H220ZM222 150H223V149H222ZM251 150H252V148H251ZM57 151H58V150H57ZM69 151H72V150L69 149L68 152H69ZM77 151H78V150H77ZM127 151H128V150H127ZM130 151H131V149H129V153H128V155H127L128 157L130 156V157H129V158H130V160H129L130 162H128V163H129V168H128V169L131 168V169H130V170H131L130 172H131L132 176H131L130 174H128V175L130 176V178H131V177L133 178V179H132V178H131V179L134 181V183H136L135 185H139L140 183L146 185V186H147V189H146V190L149 192V194L147 193V195L150 196V200H149L148 198L145 200V202L149 200L148 205L151 204V206H149V208L145 205V202L142 201V204H144V205H142L143 207H141V208H142L143 215H144V218H143V216H142V218H143V219H146V221H147V222H146V223H147L146 225L151 226V227H150L151 229H152L153 224L155 225V223H156V221H157V225H159V223H160V226H159L158 228H160V230L163 231V232L160 233V236H161V234L165 233V236H164V235H163V236H164V237L167 236L168 238H167V237H166V238L169 239L170 242H172V241H177V242H178L177 238H179V236H178V237H175L176 235L174 236V234H176V233L181 234V231H180V233H179V232L173 233V232H175V231H172V230H174L175 228L172 227V223H170L172 229H171V230L168 229V227H169V225H170V224L168 225V222L170 221V216H171V213H170L171 211H170V210H172L173 208L171 209V208H170L171 206L169 207L170 203H169V205H168V202L166 201V199H167V198L169 199V197L164 198V197L166 196V195H164V194H167L166 192L168 191V190H166V188L169 189L171 186H169V184H168L169 187H167V186L164 185V186H165V189L163 188L164 186H161V187L158 186V187H160V188L163 189V194H161V192H162V191L160 192L161 189L159 190V189H158V188L152 183L153 181H149V180H148V177H147L146 175H145L146 177H145V176L141 177V176L138 174V172L140 171V169L138 168V166H139V165H142V164L144 165V163H142V162L140 161V163H142V164H140V163L138 164V159H136L137 156H136V154H135V152H137V151L135 150L134 153H132L133 150H132L131 152H130ZM144 151H143V152H144ZM163 151L165 152V150H163ZM224 151H225V149H224ZM226 151H227V150H226ZM252 151H253V150H252ZM252 151H250L249 153L251 154ZM79 152H80V151H79ZM94 152H95V151H94ZM106 152H107V151H106ZM141 152H142V150H141ZM141 152H140V153H141ZM156 152H158V153H156ZM214 152H215V151H214ZM214 152H213V153H214ZM241 152H242V151H241ZM254 152H253V155H254ZM65 153H66V152H65ZM101 153H103V152H101ZM148 153H144V154H148ZM96 154H97V153H96ZM109 154H110V153H109ZM133 154H135L136 157H135ZM142 154H143V153H142ZM158 154H160V155H158ZM166 154H168V153H166ZM227 154H228V153H227ZM250 154H249V156L252 155V154H251V155H250ZM72 155H73V154H72ZM88 155H89V154H88ZM93 155H94V154H93ZM103 155H104V154H103ZM106 155H107V153H106ZM150 155H147V156H148V160H149V158H150V157H149ZM157 155H158V157H157ZM221 155H222V154H221ZM225 155H226V154H225ZM232 155H233V154H232ZM236 155H237V154H236ZM255 155H256V154H255ZM255 155H254V156H255ZM259 155H260V154H259ZM259 155H258V157H259ZM38 156H39V155H38ZM107 156H108V155H107ZM141 156H142V155H141ZM144 156H146V155H144ZM144 156H142V157L144 158ZM153 156H152V158H153ZM254 156H253V157H254ZM32 157H33V156H32ZM67 157H68V156H67ZM110 157H111V156H110ZM125 157H126V156H125ZM222 157H221V159H222ZM227 157H228V155H227ZM231 157H232V156H231ZM258 157H257V155H256V156L253 158V160L251 159V160L253 161V163H251L252 161L250 162V160H249L250 164H253V170H252L253 172H250V173H253V174H252V175L250 174V178H249V180L251 179V176H253V177H252V179H251V182H249L248 179H247V181L249 182V184H250V183H251V184H254L255 189H256V192H257V195H256V197H257V203H255V202H256V199H255V202H254L255 204L258 205L257 212L260 213V212L262 211V212L264 213V163H263V162H264V157L261 158L260 160L258 159ZM85 158H86V157H85ZM138 158H139V157H138ZM143 158H142V161H143ZM146 158H147V157H146ZM161 158H162V157H161ZM225 158H226V157H225ZM242 158H243V157H242ZM250 158H252V157H250ZM69 159H70V158H69ZM94 159H95V158H94ZM107 159H108V158H107ZM112 159H113V158H112ZM120 159H121V158H120ZM144 159H145V158H144ZM155 159H154V160H155ZM230 159H231V158H230ZM262 159H263V161H262V163H261L260 161H261ZM103 160H104V159H103ZM139 160H140V159H139ZM146 160H147V159H146ZM172 160H171V161H172ZM88 161H89V160H88ZM90 161H91V160H90ZM95 161H96V160H95ZM98 161H99V159H98ZM125 161H126V160H125ZM149 161H150V160H149ZM149 161H148V162H149ZM151 161H153V159H152ZM151 161H150V162H151ZM171 161L168 160V157L163 156V159H162V160H161V159H156V160L153 161V162H156V163H157L156 166H158V167L161 165V166H160V167H161L160 170L162 171V167H163V169L166 168V167H168V166H170V168H171V167H173V166L175 165V164H174L173 166H171V165H170V164H171V163H170ZM148 162H147V163H148ZM153 162L151 163L152 166H154V165H153V164H154ZM73 163H76V162L73 161ZM89 163H91V162H89ZM109 163H110V162H108V165H109ZM126 163H127V162H126ZM145 163H146V162H145ZM224 163H225V161H224ZM226 163L229 164L230 162H226ZM226 163H225V165H226ZM231 163H232V162H231ZM231 163H230V164H231ZM98 164H99V163H98ZM103 164H104V163H103ZM112 164H113V162H112ZM117 164H118V163H117ZM148 164H149V163H148ZM148 164H147V165H148ZM172 164H173V163H172ZM40 165H41V164H40ZM92 165H93V164H92ZM92 165H91V166H92ZM115 165H116V164H115ZM123 165H124V164H123ZM149 165H150V164H149ZM177 165H176V166H177ZM225 165H224L223 167H225ZM247 165H248V164H247ZM1 166H2V165H1ZM16 166H17V165H16ZM66 166H67V165H66ZM74 166H75V165H74ZM74 166H73V168H75ZM100 166H101V165H100ZM106 166H107V164H106ZM112 166H114V165H112ZM116 166H117V165H116ZM116 166H114V167H116ZM232 166H233V165H232ZM248 166H249V167H252L251 165H248ZM104 167H105V165H104ZM107 167H108V166H107ZM125 167H126V166H125ZM140 167H141V166H140ZM143 167H144V166H143ZM158 167H157V171H159V170H158ZM187 167H186V168H187ZM216 167H217V168H216ZM242 167H243V166H242ZM94 168H95V167H94ZM99 168H100V167H99ZM110 168H112V167L110 166ZM141 168H142V167H141ZM148 168H151V169H152L151 166L148 167ZM154 168H156V167H154ZM177 168H178V167H177ZM186 168H185L184 170H186ZM107 169H108V168H107ZM151 169H150V170H151ZM174 169H175V168H174ZM227 169H230V168L227 167ZM251 169H252V168H251ZM99 170H100V169H99ZM112 170H113V169H112ZM126 170H127V169H126ZM126 170H125V173H126ZM146 170H147V169H146ZM148 170H149V169H148ZM150 170H149V172H150ZM155 170H156V169H155ZM165 170H166V169H165ZM168 170H171V169H168ZM175 170H176V169H175ZM230 170H231V169H230ZM249 170H250V169H249ZM63 171H64V170H63ZM75 171H77V170H75ZM79 171H81V169H80ZM96 171H97V170H96ZM109 171H110V170H109ZM142 171H145V169H143ZM161 171H159V173H160ZM163 171H164V170H163ZM166 171H167V170H166ZM172 171L174 172L173 169H172ZM172 171H171V172H172ZM176 171H177V170H176ZM181 171H183V170H181ZM81 172H82V171H81ZM98 172H99V171H98ZM104 172H105V170H104ZM114 172H115V169H114ZM118 172H119V171H118ZM120 172H121V171H120ZM130 172H129V173H130ZM140 172H141V171H140ZM145 172H146V171H145ZM149 172H148V173H149ZM152 172H153V171H152ZM167 172H168V171H167ZM178 172H179V170H178ZM228 172H229V171H228ZM232 172H233V171H232ZM248 172H249V171H248ZM78 173L81 174L80 172H78ZM108 173H109V172H108ZM121 173H122V172H121ZM121 173H120V174H121ZM159 173L157 172L158 175H159ZM162 173H163V172H162ZM162 173H161V174H162ZM169 173H170V172H168V174H167V175H168V177H167V181H168L169 178L172 179L173 175H175V174H173V175H171L172 177H169ZM179 173H180V172H179ZM221 173H222V172H221ZM235 173H236V172H235ZM7 174H8V173H7ZM43 174H44V173H43ZM56 174H57V173H56ZM66 174H67V173H66ZM82 174H83V173H82ZM91 174H92V173H91ZM99 174H100V173H99ZM114 174H115V173H114ZM140 174H141V173H140ZM142 174H143V172H142ZM146 174H147V173H146ZM154 174H155V173H154ZM157 174H156V176H157L156 178H158V180L161 179V178L163 177V176L160 174V176H162V177L159 178L160 176H158ZM163 174H164V173H163ZM170 174H171V173H170ZM111 175H112V174H111ZM122 175H123V174H122ZM143 175H144V174H143ZM164 175H166V174H164ZM167 175H166V176H167ZM179 175H180V174H179ZM194 175H193V176H194ZM197 175H198V176H197ZM225 175H226V174H225ZM238 175H239V174H238ZM243 175H244V174H243ZM245 175H246V174H245ZM247 175H248V174H247ZM43 176H44V175H43ZM80 176H81V175H80ZM97 176H98V175H97ZM100 176H101V175H100ZM106 176H107V175H106ZM109 176H110V175H109ZM113 176H114V175H113ZM113 176H112V177H113ZM123 176H124V175H123ZM126 176H127V175H125V177H126ZM138 176L141 177V179L138 178ZM149 176H150V173H149ZM176 176H177V172H176ZM176 176H175V178L173 177V179L176 180ZM195 176H194V177H195ZM236 176H237V175H236ZM3 177H4L3 175H0V191H4V192H6V191H9V190L13 189V188H10V187L7 185V183H6L5 179H4L5 177H4V178H3ZM110 177H111V176H110ZM112 177H111V178H112ZM116 177H117V176H116ZM119 177H120V176H119ZM144 177H145L146 179H145ZM152 177H153V176H151V177H149V178H152ZM237 177H238V176H237ZM237 177H236V178H237ZM239 177H240V176H239ZM243 177H244V176H243ZM247 177H248V176H245V178H247ZM40 178H41V177H40ZM67 178H68V177H67ZM75 178H76V177H75ZM123 178H124V177H123ZM126 178H127V177H126ZM137 178H138V179H137ZM164 178H165V177H164ZM204 178H206V182H205ZM219 178H222V177H219ZM219 178L216 179L217 182H218V179H219ZM36 179H37V178H36ZM81 179H82V177H81ZM99 179H100V178H99ZM124 179H125V178H124ZM152 179H153V178H152ZM165 179H166V178H165ZM179 179H180V180H179ZM7 180H8V179H7ZM9 180H10V179H9ZM66 180H68V179H66ZM91 180H93V179H91ZM122 180H123V179H122ZM126 180H127V179H126ZM126 180H125V182H126ZM132 180H131V181H132ZM150 180H151V179H150ZM153 180H154V179H153ZM161 180H163V179H161ZM161 180H159L160 182H158L157 185H158L159 183L164 184L165 182H166V183L169 182V181L167 182V181L164 180L165 182L162 181V182H163V183H162ZM228 180H229V179H228ZM243 180H244V179H243ZM68 181H69V180H68ZM75 181H76V180H75ZM83 181H84V180H83ZM111 181H113V180H111ZM116 181H117V180H116ZM128 181H130V180H128ZM131 181H130V182H131ZM154 181H157V180H154ZM171 181H172V180H171ZM181 181H180V182H181ZM212 181H211V182H212ZM35 182H36V181H35ZM41 182H42V181H41ZM89 182H90V181H89ZM96 182H97V181H96ZM96 182H95V179H94L93 187H96V189H98L97 187H99V186H97V183H96ZM121 182H122V181H121ZM121 182H120V183H121ZM173 182H174V181H173ZM173 182H172V183H173ZM175 182H176V181H175ZM211 182H210V183H211ZM231 182H232V181H231ZM42 183H43V182H42ZM47 183H48V182H47ZM90 183H91L90 185H92V182H90ZM122 183H123V186H124V181H123ZM127 183L130 184L129 182H127ZM131 183H133V182H131ZM137 183H138V184H137ZM169 183H171V182H169ZM235 183H236V182H235ZM39 184H40V183H39ZM81 184H82V183H81ZM155 184H156V183H155ZM175 184H176V183H175ZM211 184H212V183H211ZM213 184H214V183H213ZM216 184H218V183H216ZM216 184H215V185H216ZM222 184H224V183H222ZM227 184H228V182H227ZM240 184H241V183H240ZM42 185H44V184H42ZM49 185H50V184H49ZM99 185H101V184H99ZM126 185H127V184H126ZM126 185H125V186H126ZM130 185H131V184H130ZM130 185H128V186H130ZM135 185H134V186H135ZM144 185H143V188H144ZM159 185H160V184H159ZM171 185L174 186L173 184H171ZM176 185H177V184H176ZM179 185H180V184H179ZM179 185H178V187H179ZM181 185H182V184H181ZM225 185H226V183H225ZM88 186H89V185H88ZM125 186H124V187H125ZM131 186H132V185H131ZM213 186H214V185H213ZM213 186L211 185L210 190L213 189V190L215 191L216 188H212ZM229 186H231V189L233 188V187H232L233 185H229ZM234 186H235V185H234ZM254 186H253V188H254ZM126 187H127V186H126ZM132 187H133V186H132ZM135 187H136V186H135ZM140 187H141V184H140ZM186 187H187V186H186ZM215 187H218V186L216 185ZM244 187H245V186H244ZM42 188H43V187H42ZM46 188H47V186H46ZM48 188H49V187H48ZM50 188H51V187H50ZM87 188H88V187H87ZM122 188H123V187H122ZM129 188H130V187H129ZM138 188H139V186H138ZM190 188H189V189L186 188V191H185V192H187L188 190H190ZM223 188H224V186H223ZM236 188H237V186H236ZM238 188H239V187H238ZM251 188H252V187H251ZM89 189H90V188H89ZM106 189H107V188H106ZM115 189H116V188H115ZM126 189H127V188H126ZM176 189H177V188H176ZM176 189H175V190L173 189V191L176 192ZM178 189H179V188H178ZM181 189L183 190V185L181 186ZM208 189H209V188H208ZM208 189H207V191H209ZM225 189H226V188H225ZM242 189H243V188H242ZM255 189H254V190H255ZM107 190H109V189H107ZM116 190H117V189H116ZM127 190H128V189H127ZM127 190H126V191H127ZM164 190H166V191H164ZM213 190H212V191H213ZM219 190H220V188H218V191H219ZM251 190H252V189H251ZM254 190H252V192H253V194L255 195V193H254L255 191H254ZM34 191H35V190H34ZM34 191H33V192H34ZM44 191H45V190H44ZM80 191H81V190H80ZM128 191H129V190H128ZM134 191H135V190H134ZM183 191H184V190H183ZM216 191H217V189H216ZM221 191H222V190H221ZM224 191H225V190H224ZM229 191H230V190H229ZM229 191H228V192H229ZM238 191H239V190H238ZM11 192H12V190H11ZM35 192H36V191H35ZM57 192H58V191H57ZM94 192H95V190H94ZM112 192H113V189H112ZM130 192L132 193V191H130ZM136 192H137V191H136ZM164 192H165V193H164ZM170 192H171V191H170ZM175 192H174V193H175ZM179 192H180V191H179ZM226 192H227V191H226ZM239 192H240V191H239ZM1 193H2V192H1ZM7 193H8V192H7ZM96 193L98 194V191H97ZM100 193H101V192H100ZM100 193H99L98 197H102V195L100 196ZM142 193H143V192H142ZM168 193H169V192H168ZM176 193H177V192H176ZM180 193H181V192H180ZM187 193H188V192H187ZM190 193H191V191H190ZM213 193H214V192H213ZM230 193H232V192H229V194H230ZM20 194H21V193H20ZM22 194H23V193H22ZM34 194H35V193H34ZM109 194H110V193H109ZM120 194H121V193H120ZM169 194H170V193H169ZM171 194H172V193H171ZM199 194H200V195H199ZM232 194H233V193H232ZM234 194H235V193H234ZM104 195H105V192H104ZM104 195H103V196H104ZM163 195H164V196H163ZM187 195H188V194H187ZM230 195H231V194H230ZM96 196H97V195H96ZM105 196H106V195H105ZM113 196H114V195H113ZM170 196H171V195H170ZM172 196H173V194H172ZM176 196H177V194H176ZM188 196H189V195H188ZM199 196H200V197H199ZM227 196H229V195L227 194ZM232 196H233V195H232ZM232 196H230V197H232ZM10 197H11V196H10ZM38 197H39V196H38ZM76 197H77V196H76ZM180 197H181V196H180ZM180 197H178V198H180ZM190 197H192V193H191V196H190ZM96 198H97V197H96ZM104 198H105V197H104ZM171 198H172V197H171ZM176 198H177V197H176ZM222 198H224V196H223ZM225 198H226V197H225ZM233 198H234V197H233ZM254 198H255V197H254ZM11 199H12V198H11ZM102 199H103V198H102ZM109 199H110V197H109ZM115 199H116V198H115ZM118 199H119V198H118ZM132 199H133V198H132ZM203 199L200 198V200H202V201H203ZM234 199H235V198H234ZM240 199H241V198H240ZM252 199H253V198H252ZM100 200H101V198H100ZM106 200L108 201V198H107ZM112 200H113V199H112ZM169 200H170V199H169ZM169 200H168V201H169ZM184 200L186 201V199H183V202H185ZM220 200H222V199H220ZM227 200H228V199H227ZM227 200H225V202H226ZM229 200H230V199H229ZM229 200H228V201H229ZM15 201H16V200H15ZM38 201H39V200H38ZM97 201H99V200H97ZM101 201L103 202L104 200H101ZM125 201H126V200H125ZM140 201H141V200H140ZM178 201H179V200H178ZM195 201H196V200H195ZM198 201H199V200H198ZM214 201H216V204H218V202H217L218 200H217V199H216V200L214 199ZM228 201H227V202H228ZM235 201H236V200H235ZM243 201H244V200H243ZM253 201H254V200H253ZM7 202H8V200H7ZM119 202H120V201H119ZM137 202H139V201H137ZM143 202H144V203H143ZM179 202H180V201H179ZM179 202H178V203H179ZM192 202H193V200H192ZM200 202H201V201H200ZM10 203L12 204L11 201H10ZM17 203H18V202H17ZM94 203H95V202H94ZM96 203H97V202H96ZM105 203H106V201H105ZM107 203H108V202H107ZM149 203H150V204H149ZM185 203L188 204L187 201H186ZM205 203H204V204H205ZM212 203H213V201L211 202V205H210V204H205V205L207 206V208H211V207H212ZM251 203H252V206H251V207H253L254 204H253V202H251ZM86 204H87V203H86ZM100 204H103V203L100 202ZM100 204H99V205H100ZM135 204H136V203H135ZM138 204H140V203H138ZM181 204H182V203H181ZM181 204H180V205H181ZM204 204H202V205H204ZM213 204H214V203H213ZM227 204L229 205V202H228ZM232 204H233V203H232ZM4 205H6V206H4V208H6V209H4V211L10 213V214H8V213H7V214L10 215V216H9V217H11L10 220H11V221L13 220V221H12L13 223H12L10 220H9V221L11 222L10 224L8 223L9 221H7V223H6L5 220L2 219V218L0 217V224H1V225H0V264H13V262L10 260V259H11V258H10L11 255H9V252H10V251H8V248L11 247V248H14V249L16 250V248H19V247H17V246H19V245L21 244V247H22V244H23L22 241H21V243H18L19 245L16 243V239H15V237H14V233H15V231H17L16 228H18L19 231H21L22 229H23V231H25V230H24L25 227L30 228L31 225H29V222H30L31 220L28 218V216H29V215H28V214H29L28 211H27L28 214H26V213H25L26 211H25V212H23V211L21 212L20 209H17V208H16V210H18L19 215L21 216V218H20V217L17 215V216L19 217V219H16L17 216H16V218H15V215H16V214H15V211H16V210H15V207H13L12 205H8L7 203H4ZM13 205H14V204H13ZM39 205H41V204H39ZM136 205H137V204H136ZM171 205H172V204H171ZM184 205H186V204H184ZM184 205H183V206H184ZM205 205H204V206H205ZM218 205H219V204H218ZM218 205H217V209H218V207H221V206H218ZM221 205H222V204H221ZM225 205H226V203H225ZM241 205H242V204H241ZM16 206H17V205H16ZM101 206H102V205H101ZM107 206H108V204H107ZM107 206H105V207H107ZM116 206H117V205H116ZM138 206H139V205H137L136 207H138ZM176 206H177V205H176ZM186 206H187V205H186ZM188 206H189V205H188ZM191 206H192V205H191ZM210 206H211V207H210ZM230 206H231V205H230ZM19 207H20V206H19ZM21 207H22V206H21ZM40 207H41V206H40ZM98 207H99V206H98ZM172 207H173V206H172ZM214 207H216V206L214 205ZM223 207H224V206H222L221 208H223ZM255 207H256V205H255ZM118 208H119V207H118ZM141 208H140V211H141ZM192 208H193V207H192ZM224 208H225V207H224ZM236 208H237V207H236ZM236 208H235V209H236ZM99 209H100V208H99ZM102 209H103V208H102ZM115 209H116V208H115ZM178 209H179V208H178ZM178 209H177V210H178ZM180 209H181V208H180ZM187 209H188V208H187ZM190 209H191V208H190ZM217 209H216V210H217ZM227 209H228V208H227ZM233 209H234V208H233ZM235 209H234V211H235ZM253 209H254V208H253ZM40 210H41V209H40ZM104 210H105V209H104ZM185 210H186V209H185ZM223 210H225V209H223ZM223 210H221V211H223ZM34 211H35V210H34ZM100 211H101V210H100ZM106 211H107V209H106ZM117 211H118V210H117ZM178 211H180V210H178ZM186 211H187V210H186ZM192 211H193V209H192ZM217 211H218V213H220V212H219V211H220V208H219V210H217ZM227 211H229V209H228ZM227 211L225 210L223 213H227ZM236 211H237V210H236ZM251 211H253V210L251 209ZM251 211L249 210V213H250ZM36 212H37V210H36ZM125 212H126V211H125ZM132 212H133V211H132ZM174 212H175V211H174ZM181 212H182V211H181ZM247 212H248V211H247ZM262 212H261L260 214L263 215V217H262L261 215H258V225L256 224L257 222L255 221V222H256L255 224L258 226V228L255 229V230L257 231V233L259 232V235H258V236H257V233L255 234V232H254V233L251 232L252 234H251V235L248 234L249 237H247V235H246V236H245L246 238H245V237H243V236L245 235V234H243V233H246V232L243 231L244 229L242 228V226H237V225H236L238 221H237V222L235 221V225H233V226H235V228H236V230H234V228H233L234 231L231 230V228L228 229L229 226H230V227H233V226H231L232 224L229 225V224L227 223V227H225L226 225L224 224V225H225V226H224V229H226L227 232L229 233V235H227L228 237H227L226 235H224V234L226 233V231H225L224 233L220 234V235H222V236L219 235V236H220V239H219V237H218V234H217V237H218L217 240H216L217 237L215 238V237L213 236L214 239L216 240V242L218 243V246L221 245V246H220L221 248H217V246L215 247V244L212 242V241H213V240H212L213 237H212V235H211L212 233L210 234L211 236H208V235L206 236V235H205V232H204L203 230H201V231H202L201 234L204 232V235H205V236L203 235V236H204V239H202L203 237H200V235H199V236H198V235H195V236L200 237L203 241L200 242L198 237H197L198 239H197L196 237H194L193 242H195V245H191V244H190L189 246H187V245L185 246V245H184L185 247H183V246H179V251H180V253H181V255H180L181 257H180V258H182L181 260H186V261H187L188 259H190V260H194V261H195V264H209V263H210V260L212 261V259L214 258L213 261H214V260L216 261V262H214V263H216V264H222V263H220L218 260H220L219 258H221V256H222V258L225 260V258L223 257V256H224L223 253H225L224 250L227 251L226 253H229V252H228V249H225V248H229V249H231V250H229V251H230V252H231V251L233 252L232 254L229 253V255L232 256L233 254H235V257L237 258L236 261H238V264H256V263H258V262H255V261H257V256H258V254H257V250L252 249V251H253V250L256 251V252H254V253L257 254V256L255 257L256 254H253V255H252V253H251L252 251L250 250L252 247L248 249V247H249V245H250L251 243L249 244V242L247 241V239L249 238V240H250V239H251L250 237H251L252 235L254 236V234H255V235H256V237L254 236L255 239H256V241H255V239H254V246H255V248L258 249V250H259V249L264 250V214H262ZM16 213H17V212H16ZM183 213H184V212H183ZM192 213H193V212H192ZM196 213H197V212H196ZM202 213H203V212H202ZM205 213H206V212H205ZM207 213H208V212H207ZM223 213H222V214H223ZM230 213H231V211H230ZM235 213H236V212H235ZM30 214H31V213H30ZM103 214H104V213H103ZM131 214H132V213H131ZM175 214H176V213H175ZM175 214H174L173 216H176ZM188 214H190V213H188ZM194 214H195V213H194ZM194 214H193V215H194ZM200 214H201V213H200ZM227 214H228V218H230V216L232 215V217H231L232 219L230 218L232 221L236 218V217H235V218L233 217V214H234V213H233V214H229V213H227ZM252 214H253V212H252ZM8 215H7V216H8ZM27 215H28V216H27ZM34 215H35V214H34ZM106 215H107V214H106ZM106 215H105V216H106ZM108 215H109V214H108ZM108 215H107V216H108ZM112 215H113V214H112ZM177 215H178V214H177ZM180 215H181V214H180ZM197 215H199V214H197ZM212 215H213V213H212ZM220 215H221V213H220ZM225 215H226V214H224L223 216H225ZM235 215H236V214H235ZM237 215H239V214H237ZM240 215H241V214H240ZM250 215H251V214H250ZM3 216H4V215H3ZM105 216H104V217H105ZM107 216H106V217H107ZM109 216H111V215H109ZM130 216H132V215H130ZM187 216H188V215H187ZM187 216H186V217H187ZM189 216H190V215H189ZM195 216H196V215H195ZM195 216H194V217H195ZM209 216H211V215H209ZM209 216H208V217H209ZM223 216H222V217H223ZM255 216H256V215H255ZM9 217H7V218H9ZM127 217H128V216H127ZM133 217H134V216H133ZM133 217H132V218H133ZM154 217H156L157 220H154ZM164 217L166 218V220H168L167 225L165 224L166 222H163V220H165ZM179 217H180V216H179ZM179 217L177 216V218H179ZM182 217H183V216H182ZM186 217H184V219H185ZM201 217H202V216H201ZM215 217H216V216H215ZM241 217H242V216H240V218H241ZM252 217H253V216H252ZM37 218H38V217H37ZM109 218H111V217H109ZM125 218H126V216H125ZM125 218H124V219H125ZM173 218H174V217H173ZM192 218H193V217H192ZM205 218H206V216H205ZM205 218H204V219H205ZM220 218H221V217H220ZM223 218H224V217H223ZM225 218L228 219V218H227V215L225 216ZM233 218H234V219H233ZM243 218H244V217H242V220H243ZM34 219L36 220V218H34ZM127 219H128V218H127ZM186 219H187V218H186ZM194 219H195V218H194ZM204 219H203V220H204ZM208 219H209V218L205 219L206 222H204L205 224H207V226H208V223H209V221L207 222ZM211 219H213V218L211 217ZM230 219H228V220H230ZM236 219L238 220V217H237ZM41 220H42V219H41ZM129 220H130V219H129ZM172 220H173V219H172ZM191 220H192V219H191ZM203 220H202V222H203ZM239 220H240V219H239ZM248 220H250V219H248ZM252 220H253V219H252ZM28 221H29V222H28ZM126 221H127V220H126ZM133 221H134V220H133ZM175 221H176V220L173 221L174 224L176 223ZM177 221H178V222H181V221H179V219H178ZM183 221H184V220H183ZM193 221H194V220H193ZM195 221H197V220H195ZM195 221H194V222H195ZM212 221L215 222V220H211V223H210V224H214V223H212ZM220 221H222V218H221ZM224 221L227 222V220H225V219L223 220V222H224ZM41 222H42V221H41ZM136 222H137V221H136ZM138 222H139V221H138ZM158 222H159V223H158ZM184 222H185V221H184ZM186 222H187V221H186ZM228 222L230 223V221H228ZM240 222H241V221H240ZM242 222L244 223V220H243ZM242 222H241L240 224L243 225ZM252 222H254V220H253ZM30 223H32V222H30ZM45 223H46V222H44L43 225H44ZM47 223H48V222H47ZM142 223H143V220H142ZM142 223H141V224H142ZM144 223H145V222H144ZM144 223H143V225H144ZM190 223H191V221H190ZM216 223H218V221H217ZM220 223H221V222H220ZM224 223H225V222H224ZM70 224H71V223H70ZM133 224H134V223H133ZM137 224H138V223H137ZM141 224H140V225H141ZM180 224H184V223H180ZM185 224H187V223H185ZM188 224H189V223H188ZM188 224L185 225V227L188 226ZM193 224H195V223H193ZM210 224H209V225H210ZM221 224H222V223H221ZM233 224H234V222H233ZM252 224H253V226H255L254 223H252ZM43 225H42V226H43ZM125 225H126V224H125ZM138 225H139V224H138ZM138 225H137V226H138ZM140 225H139V226H140ZM146 225H144V231H143V232H145V227H146ZM175 225H177V224H175ZM191 225H192V224H191ZM196 225H197V224H196ZM214 225H215L214 227H215V229H216L217 226H216V224H214ZM222 225H223V224H222ZM228 225H229V226H228ZM32 226H34V225L32 224ZM32 226H31V227H32ZM46 226H47V225H44V228H42V227H41V228L44 229V231H45ZM130 226H131V224H130ZM130 226H129V227H130ZM137 226H136V227H137ZM167 226H168V227H167ZM199 226H200V225H199ZM218 226H219V224H218ZM236 226H237V227H236ZM244 226H245L244 228H247V229H245V230H248V227H246V226H248V224L246 223V225L244 224ZM249 226H250V225H249ZM257 226H256V227H257ZM11 227H12V228H11ZM129 227H128V228H129ZM136 227H134V228H136ZM141 227L143 228V226H141ZM153 227H154V226H153ZM179 227H181V225H179ZM192 227H193V228H196V227H194V226H192ZM197 227H198V226H197ZM201 227H202V226H200V228H201ZM204 227H205V226H204ZM204 227H203V228H204ZM209 227H210V226H209ZM211 227H212V226H211ZM222 227H223V226H222ZM222 227H220L221 229H220V228H218V229L222 230ZM240 227L242 228L241 231H243V233H241V234H239V232H237V231L240 230ZM250 227L252 228V226H250ZM20 228H22V229L20 230ZM33 228L35 229V227H33ZM134 228H133V229H134ZM137 228H138V227H137ZM150 228H148V230H149ZM154 228H155V227H154ZM158 228H157V229L155 228V229L158 231ZM164 228H165V229H164ZM173 228H174V229H173ZM181 228H182V227H181ZM186 228H187V227H186ZM205 228H206V227H205ZM207 228H208V227H207ZM237 228H239V230H237ZM251 228H250V229H251ZM31 229H32V228H31ZM139 229H141V228H138L136 234H140V233H138V232H140ZM151 229H150L149 231H152V230L154 231V229H152V230H151ZM177 229L180 230L179 228H177ZM188 229H189V227H188ZM47 230H48V228H47ZM47 230H46V231H47ZM63 230H64V231H63ZM69 230H70V229H68V225H67L66 223L63 224V225L61 226V231H63L64 233H67L66 235H68V236H69V234L72 233V232L70 233L71 230H70V231H69ZM148 230H147V227H146V231H147L146 233H147V234L149 233ZM183 230H184V229H183ZM206 230H207V229H206ZM206 230H205V231H206ZM209 230H210V229H209ZM213 230H214V228H213ZM213 230H212V231H213ZM28 231H29V230H28ZM28 231H27V232H28ZM41 231H42V230H41ZM132 231H133V230H132ZM171 231H172L173 235L170 234ZM176 231H177V230H176ZM190 231H191V230H190ZM198 231H199V229L196 231V233H197ZM210 231H211V230H210ZM217 231H219V230L216 229L215 234L217 233ZM222 231H223V230H222ZM222 231H220V232H222ZM21 232H22V231H21ZM21 232H20V233H21ZM27 232H26V233H27ZM34 232L36 233V231H34ZM73 232H74V231H73ZM77 232H78V231H77ZM168 232H170V233H168ZM185 232H186V231H185ZM193 232H194V231H193ZM248 232H250V231L248 230L247 233H248ZM17 233H18V232H17ZM17 233H16V234H17ZM26 233H25V234H26ZM28 233H29V232H28ZM41 233H42V232H41ZM118 233H119V232H118ZM120 233H121V232H120ZM131 233H132V232H131ZM151 233H154V232H150V234H151ZM155 233H156V232H155ZM182 233H183V231H182ZM196 233H195V234H196ZM198 233H199V232H198ZM207 233H209V232H207ZM25 234H24V235H25ZM39 234H40V233H39ZM123 234H124V233H123ZM150 234H149V235H150ZM169 234H170V235H169ZM178 234H177V235H178ZM215 234H214V235H215ZM242 234H243V236H242ZM18 235H19V234H18ZM18 235H17V237H18ZM21 235H22V234H21ZM26 235H27V234H26ZM140 235H141V234H140ZM144 235H145V234L143 233L142 236H144ZM149 235H148V236H149ZM155 235H156V234H155ZM157 235H159V234H157ZM157 235H156V237H157ZM183 235H184V233L181 234L180 236H182V238H183ZM185 235H187V234L185 233ZM240 235H241V236H240ZM15 236H16V235H15ZM37 236H38V235H37ZM39 236H40V235H39ZM131 236H132V235H131ZM146 236H147V235H146ZM151 236H152V235H151ZM163 236H162V237H163ZM190 236H192V235H190ZM190 236H189V237H190ZM215 236H216V235H215ZM223 236H226V237H224V241H223V239H221V237H223ZM19 237H20V236H19ZM21 237H23V236H21ZM21 237H20V238H21ZM149 237H150V236H149ZM156 237L154 236L153 239L156 238ZM164 237H163V238H164ZM172 237H173V238H172ZM184 237H185L184 239H186V240L192 239V238H188V239H187L186 236H184ZM241 237L243 238L242 241L244 240V238H245V240L247 241V242H246V241L244 240L245 243L242 242V243L244 244V245H242V246H241V244H240L241 242L239 241V240H241V239H240ZM68 238H69V237H68ZM72 238H73V236H72ZM122 238H123V237H122ZM134 238H135V237H134ZM134 238H133V239H134ZM143 238H148V237H143ZM151 238H152V237H151ZM158 238H159V237H158ZM158 238H157V239H158ZM195 238H196V239H195ZM238 238H239V239H238ZM48 239H49V238H48ZM69 239H70V238H69ZM69 239H68L67 241H69ZM88 239H89V238H88ZM124 239H125V238H124ZM135 239H136V238H135ZM160 239H161V238H160ZM17 240H18V239H17ZM21 240H22V238H21ZM24 240H25V242H24L25 245H26L28 242H30V245H28L29 247H31V246H32L31 243L34 242V243H33V245H34V246H33V250H34V247L36 246V241L38 242V238L36 239L35 236H33V232H32L31 230H30V233H29L27 236L23 237V241H24ZM44 240H45V239H44ZM70 240H71V239H70ZM76 240H77V239H76ZM121 240H122V239H121ZM136 240H137V239H136ZM155 240H156V239H155ZM155 240H154V241H155ZM165 240H166V239H165ZM180 240H181V237H180V239H179V242H180ZM211 240H212V241H211ZM218 240H219L220 242H218ZM221 240H222V243H221ZM18 241H19V240H18ZM46 241H48V240H45L44 242H46ZM124 241H125V240H123V242H124ZM141 241L143 242V240H141ZM152 241H153V240H152ZM189 241H190V240H189ZM189 241H186V243L189 242ZM252 241H253V239H252ZM73 242H74V240H73ZM73 242H72V243H73ZM125 242L127 243V240H126ZM125 242H124V243H125ZM157 242H159V241H157ZM161 242H162V241H161ZM177 242H176V245H177ZM179 242H178V243H179ZM210 242H211L212 244H211ZM239 242H240V243H239ZM41 243H42V242H40V244H41ZM47 243H48V242H47ZM70 243H71V242H70ZM183 243L186 244L185 242H183ZM191 243H192V240H191ZM223 243H224V246H225V247L223 246ZM246 243H248L247 246L245 245ZM16 244H17V245H16ZM28 244H29V243H28ZM37 244H38V243H37ZM49 244H50V243H48V245H49ZM144 244H145V243H144ZM167 244H168V243H167ZM180 244H181V243H180ZM187 244H188V243H187ZM252 244H253V243H252ZM25 245H24V246H25ZM46 245H47V244H46ZM51 245H52V244H51ZM69 245H70V244H69ZM176 245H175V246H176ZM15 246H16V248H15ZM24 246H23V248H24ZM39 246H40V245H39ZM73 246H74V244H73ZM222 246H223V247H222ZM243 246H244V247H243ZM251 246H252V245H251ZM46 247H47V246H46ZM142 247H143V246H142ZM142 247L140 246V248H142ZM167 247H168V246H167ZM169 247H170V246H169ZM171 247H172V246H171ZM23 248H22V249H23ZM26 248H27V246H26L24 249H25V250H28V249H29V248H27V249H26ZM76 248H77V246H76ZM78 248H79V247H78ZM147 248H149L148 250H151V249H152L151 247H146V246H145V248H142V249H143V250H145V249L147 250ZM177 248H178V246H177ZM253 248H254V247H253ZM30 249H31V248H30ZM51 249H52V248H51ZM74 249H75V248H74ZM80 249H81V248H80ZM124 249H125V248H124ZM124 249H123V250H124ZM142 249H141V251H140V249H139L140 252H139V251H136L135 254L138 253V252H139V254H140V253H144V251H143ZM170 249H171V248H170ZM170 249H169V250H170ZM9 250H11V249H9ZM15 250H14V251H15ZM33 250H31V251H33ZM146 250H145V251H146ZM177 250H178V249H177ZM249 250H250V252H249ZM17 251H20V250L17 249ZM23 251H24V250H23ZM23 251H22V253H23V255H24V254H25V253H24L25 251H24V252H23ZM29 251H30V250H29ZM38 251L40 252V248H39V247H38ZM38 251H37V250H34V253L31 252V254L28 253V254H25L24 256H23L22 254L19 255V253L16 254V252H14V253H15L16 255H19V256H18V257H19L18 259H20V260H19L20 262H18L17 259H16V260H17V262L20 263V264H45L46 261H44V262H45V263H44V262H42V260H40V257L43 255V253H42V255L40 254L41 256L39 257L38 254H37ZM99 251H100V250H99ZM142 251H143V252H142ZM260 251H261V250H260ZM27 252H28V251H27ZM27 252H26V253H27ZM39 252H38V253H39ZM75 252H76V251H75ZM220 252H222V255L220 254ZM258 252H259V251H258ZM14 253H12V255H13ZM32 253H33V254H32ZM46 253H47V252H46ZM73 253H74V250H73ZM73 253H72V254H73ZM146 253H147V252H146ZM166 253H167V252H166ZM169 253H171V252L169 251ZM169 253H167V254H169ZM173 253H174V252H173ZM80 254H81V253H80ZM115 254H116V253H115ZM174 254H175V253H174ZM176 254H177V253H176ZM263 254H264V253H263ZM44 255H45V254H44ZM77 255H78V254H77ZM116 255H117V254H116ZM137 255H138V254H136V256H137ZM147 255L149 256V255H150V252H149V254H145V253H144L143 257H140V258L143 259L144 256H145V258H144V260H145ZM225 255H226V254H225ZM47 256H50V255H49V252H48V255H47ZM66 256H67V255H66ZM148 256H147V257H148ZM150 256H151V255H150ZM231 256H230V258H231ZM253 256H254L256 259H254ZM11 257H12V256H11ZM42 257H43V256H42ZM42 257H41V258H42ZM56 257H57V256H56ZM138 257H139V256H138ZM218 257H219V258H218ZM225 257H226V256H225ZM227 257H229V256L227 255ZM13 258H14V257H13ZM84 258H85V257H84ZM116 258H117V257H116ZM119 258H120V257H118L117 259H119ZM150 258H151V257H150ZM152 258L154 259V257H152ZM168 258H169V257H168ZM232 258H233V257H232ZM232 258L230 259L231 261H232ZM14 259H15V258H14ZM42 259H43V258H42ZM102 259H103V258H102ZM106 259H107V258H106ZM147 259H148V258H147ZM44 260H45V258H44ZM53 260H54V261H53L54 263H58V262H55L56 259H53ZM57 260H58V259H57ZM59 260H60V259H59ZM78 260H79V259H78ZM82 260H83V259H82ZM119 260L123 261V259H119ZM48 261H49V260H48ZM75 261L77 262V260H75ZM103 261H104V260H103ZM115 261H116V260H115ZM126 261H127V260H126ZM146 261H147V260H146ZM151 261H152V259L148 261V262H149L148 264L153 263V261H152V262H151ZM188 261H189V260H188ZM222 261H223V260H222ZM222 261H221V262H222ZM236 261L234 260V262H236ZM17 262H16V263H17ZM118 262H119V261H118ZM124 262H125V261H124ZM134 262H135V261H134ZM225 262H227V263L229 262L228 264H233V263H234L233 261H232L233 263H231V262L229 261V259H228V261H225ZM50 263H52V260H51ZM50 263H49V264H50ZM54 263H53V264H54ZM78 263H79V262H78ZM78 263H77V264H78ZM82 263H84V262H82ZM170 263H171V262H170ZM236 263H237V262H236ZM236 263H235V264H236ZM46 264H47V263H46ZM79 264H80V263H79ZM84 264H85V263H84ZM105 264H106V263H105ZM120 264H121V263H120ZM123 264H124V263H123ZM142 264H143V263H142ZM153 264H155V261H154ZM163 264H164V263H163ZM171 264H172V263H171ZM223 264H226V263H223Z\"/></svg>","mask_w":264,"mask_h":264}]
</instances>
